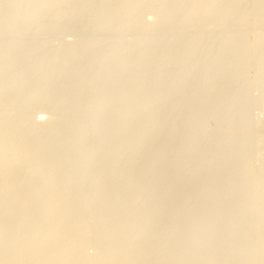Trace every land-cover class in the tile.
<instances>
[{"label": "bare ground", "instance_id": "6f19581e", "mask_svg": "<svg viewBox=\"0 0 264 264\" xmlns=\"http://www.w3.org/2000/svg\"><path fill=\"white\" fill-rule=\"evenodd\" d=\"M3 1V0H2ZM6 1V0H5ZM8 1H10V0H8ZM22 1V0H21ZM33 1V0H32ZM36 1V0H35ZM38 1V0H37ZM62 0H60V2H61ZM76 1V0H75ZM79 1V0H78ZM82 1V0H81ZM89 2H90V0H88ZM102 1V0H101ZM140 1V0H139ZM139 1H137V2H139ZM141 1H143V0H141ZM140 1V2H141ZM162 1V3H161V7L159 6V5H157V6H159L158 8L160 9V10H158V11H160V12H158L157 14H159V15H157L159 18H160V16L161 17H163L162 19L164 20V18L166 19V16H168V15H173L174 13H175V11L177 12L179 9H180V7H178L179 9H177L176 10V6L179 4V5H183V3L182 4H180L177 0L175 1V0H161ZM171 1H175L174 2V4H176L175 5V7H174V9H172V8H170L172 5H174ZM218 0H194L193 2L191 1V3H193V4H188V5H186V7H188V8H190V11H187L189 14H187L188 16L187 17H198L199 19H200V21H202V22H205L206 24H209L211 21H217V23H221V24H223V22H225V21H227L226 19L228 18L227 17V14L229 13V12H235V9L238 7V4H240V2L242 1V0H224V4H220L219 2H217ZM221 1V0H220ZM244 1V0H243ZM251 1V0H250ZM250 1H248V3L250 4ZM264 1V0H263ZM262 0H252V2H251V4H252V7H251V5H250V7H251V10H250V12H249V10H247L246 12L247 13H245V10L243 11L244 12V14L242 13V11L241 10H239V11H241L240 12V14H239V16H238V14H237V16L239 17V18H241V19H243V20H245L246 19V21L249 19V20H251V22H255L256 24H257V26H258V24L259 25H261L262 26V29L260 30V31H258V32H252L253 34L251 35L250 33H249V35H251V37H245V35L243 34H236V35H231L230 34V36H226V35H223V36H226V37H223L222 36V34L220 35V33H219V35H220V37L222 36L223 38L220 40V37H215V39L217 38V40H219V44H217V46H215L216 45V42H217V40L214 42L212 39H213V36H212V38H210L214 43H215V49H217V51L215 52V50H214V54L215 55H212V51L210 50V52H211V55L213 56L212 57V59H210V61H212V64L213 63H215V65H216V63L217 62H215V61H220L219 59H221L222 61H223V63L225 64H223L222 63V61H220L221 62V64H223V66H225V70H224V67H219V66H217L218 68H220L221 70H222V68H223V70L224 71H226V72H228L227 74L228 75H225V76H227V78H226V81H228V83H229V85H231L230 83V81H233L232 82V84L235 86V88L237 89V87H236V85L235 84H237V82L235 83L234 82V80L237 78H233V74H234V70L238 67H242V65H243V62L244 61H242L243 59V57L244 56H251L252 54H253V52H255L256 50L257 51H262V53H261V56H260V53H259V55L257 56L258 58H256V57H253L254 55H252V57L251 58H255V59H258L256 62H258V66L256 65V68H253V71L252 72H254L255 71V69H257L256 71H255V73H252V76H254V78L252 77L251 79H253V84L254 85H252V86H256V89H257V87H259L260 85H263L264 84V5H262V4H264V3H261V2H263ZM4 2V1H3ZM17 2V1H16ZM39 2V4H40V1H38ZM37 2V3H38ZM58 2H59V0H58ZM60 2H59V6H60ZM64 2V1H63ZM80 2V1H79ZM83 2V1H82ZM95 2V1H94ZM119 2H120V5L118 6L119 7V9H118V11L120 10L121 12H122V14H126V13H130L129 12V9L131 8L132 9V7H130V8H128V7H126V4H134V3H132L133 2V0H119ZM144 2H145V0H144ZM149 2H151L150 0H149ZM148 2V3H149ZM153 2V1H152ZM156 2H160V0H158V1H156ZM155 2V3H156ZM176 2H178V4L176 3ZM182 2V1H181ZM183 2H184V0H183ZM188 2H190V1H188ZM221 2H223V1H221ZM244 2H246V1H244ZM12 3V2H11ZM18 3V2H17ZM25 3H27V2H25ZM24 3V4H25ZM35 3V2H34ZM47 3V2H46ZM62 3V2H61ZM154 3V4H155ZM170 3H172V4H170ZM243 3V2H242ZM241 3V4H242ZM247 3V2H246ZM4 4V3H3ZM7 4V3H6ZM14 3H12L11 5H13ZM31 4V3H30ZM36 4V3H35ZM39 4H38V6H39ZM78 4V3H77ZM87 4V3H86ZM102 4V3H101ZM113 4V3H112ZM150 4V3H149ZM157 4V3H156ZM171 6H170V5ZM184 4H186V3H184ZM9 5V4H8ZM16 5V4H15ZM26 5V4H25ZM34 5V4H33ZM42 5V4H41ZM40 5V6H41ZM58 5V4H57ZM83 5V4H82ZM94 5V4H93ZM131 5V6H132ZM140 5H142L141 3H140ZM144 5H146L145 3L143 4V6ZM152 5V4H151ZM191 5V6H190ZM243 5V4H242ZM244 5H245V3H244ZM248 5V4H247ZM2 6V5H1ZM24 6V5H23ZM31 6V5H30ZM29 6V7H30ZM35 6V5H34ZM37 6V5H36ZM37 6V7H38ZM48 6V5H47ZM61 6H63V4L61 5ZM69 6V5H68ZM71 6H73L72 4H71ZM134 6V5H133ZM136 6V5H135ZM142 6V7H143ZM154 6V5H153ZM190 6V7H189ZM3 7V6H2ZM2 7H1V9H2ZM15 7H17V6H15ZM21 7V6H20ZM32 7V6H31ZM56 7V6H55ZM80 7H82V6H79V8ZM84 8H85V6H83ZM88 7V6H87ZM102 7V6H101ZM115 7V6H114ZM243 7V6H242ZM8 8V7H7ZM7 8H4V9H7ZM35 8V7H34ZM33 8V9H34ZM40 8V7H39ZM44 8V7H43ZM47 8H49V7H47ZM77 8H78V6H77ZM116 8V7H115ZM136 8V7H135ZM144 8V7H143ZM157 8V9H158ZM183 9H184V7H182ZM181 8V9H182ZM249 8V7H248ZM26 9H29L28 7L26 8ZM31 9V8H30ZM65 9V8H64ZM71 9V8H70ZM73 9V8H72ZM91 9V8H90ZM89 9V10H90ZM102 9V8H101ZM134 9V8H133ZM146 9H148V8H146ZM173 11H172V10ZM180 9V10H181ZM186 9V8H185ZM185 9L183 10V11H185ZM246 9V8H245ZM19 10H20V8H19ZM22 10H23V8H22ZM42 10V9H41ZM56 10V9H55ZM75 10V9H74ZM79 10V9H78ZM77 10V11H78ZM86 10V9H85ZM96 10V9H95ZM103 10H104V8H103ZM111 10V9H110ZM152 10V9H151ZM175 10V11H174ZM179 10V11H180ZM237 10V9H236ZM243 10V9H242ZM7 11V10H6ZM18 11V10H17ZM21 11V10H20ZM19 11V12H20ZM25 11V10H24ZM58 11V10H57ZM94 11V10H93ZM116 11V10H115ZM117 11V12H118ZM120 11L118 12V13H120ZM138 11V10H137ZM141 11V10H140ZM182 11V12H183ZM21 12H23V11H21ZM41 12V11H40ZM70 13H71V10L69 11ZM81 13L82 12H84V9H83V11H80ZM89 12H91V11H89ZM101 12V11H100ZM132 12V11H131ZM149 12V11H148ZM156 12H157V10H156ZM172 12V13H171ZM174 12V13H173ZM26 13V12H25ZM36 14H37V12H35ZM116 13V12H115ZM132 13H134V12H132ZM185 12H183V13H181V14H184ZM237 13H239V12H237ZM1 14V13H0ZM26 14H28V11H27V13ZM47 14V13H46ZM63 14V13H62ZM76 14V13H75ZM84 14V13H83ZM102 14H103V12H102ZM106 14V13H105ZM140 14H141V12H140ZM146 14H149V13H145V16H146ZM151 14V13H150ZM181 14H179L178 13V15L179 16H182L183 17V15H181ZM236 14V13H235ZM242 14V15H241ZM3 15V14H2ZM13 15V14H12ZM15 15V14H14ZM40 15H41V13H40ZM57 15V14H56ZM59 15V14H58ZM64 15V14H63ZM66 15V14H65ZM69 15H71V14H69ZM79 15V14H78ZM85 15V14H84ZM92 15H93V13H92ZM107 15V14H106ZM130 15H132V14H130ZM240 15H241V17H240ZM61 16V15H60ZM77 16V15H76ZM95 16V15H94ZM101 16V15H100ZM137 16V15H136ZM141 16V15H140ZM139 16V17H140ZM157 16L155 17V18H157ZM165 16V17H164ZM232 16H234V15H232ZM236 16V15H235ZM2 17V16H1ZM28 17V16H27ZM58 17V16H57ZM69 17V16H68ZM74 17V16H73ZM82 17V16H81ZM80 17V18H81ZM96 17V16H95ZM102 18L101 19H103V15L101 16ZM128 17V16H127ZM133 16H131V18H132ZM135 17V16H134ZM169 17V16H168ZM173 17H174V15H173ZM186 17V16H185ZM186 17V19H188ZM3 18H5V17H3ZM18 18V17H17ZM67 18V17H66ZM76 18H79V17H76ZM82 18H84V17H82ZM98 18H99V16H98ZM108 17H106V19H107ZM137 18V17H136ZM146 18H148V17H146ZM145 18V19H146ZM158 18V19H159ZM169 18H172V17H169ZM168 18V19H169ZM176 18V17H175ZM197 18V19H198ZM33 19V18H32ZM48 19V18H47ZM65 19V18H64ZM113 19V18H112ZM111 19V20H112ZM115 19V18H114ZM134 19V18H133ZM140 19V18H139ZM151 19V18H150ZM157 19V20H158ZM174 19V18H173ZM25 20V19H24ZM28 20V19H27ZM58 20H60V18L58 19ZM68 20V19H67ZM66 20V21H67ZM71 20H73V19H71ZM80 20H82V19H80ZM80 20H79V22H80ZM92 20H93V18H92ZM115 20H117V19H115ZM115 20H114V23H115ZM148 20H149V18H148ZM152 20H153V16H152ZM174 20H177V18L176 19H174ZM184 20V19H183ZM193 20H195L194 18H193ZM236 20V19H235ZM240 20V19H239ZM242 20V21H243ZM253 20V21H252ZM29 21V20H28ZM31 21H33V20H31ZM30 21V22H31ZM65 21V22H66ZM90 21V20H89ZM89 21H87V23L89 22ZM95 21H96V18H95ZM106 21V20H105ZM108 21V20H107ZM121 21V20H120ZM134 21H137V20H134ZM160 21V20H159ZM159 21H157V22H159ZM192 21V20H191ZM196 21V20H195ZM231 21V20H230ZM241 21V22H242ZM46 22V21H45ZM59 22V21H58ZM61 22V21H60ZM71 22V21H70ZM69 22V23H70ZM74 22H75V20H74ZM73 22V23H74ZM99 22H100V20H99ZM104 22V21H103ZM118 22V21H117ZM123 22H125V23H127L126 21H123ZM122 22V23H123ZM143 22V21H142ZM142 22H141V25H142ZM156 22V21H155ZM155 22H152L153 24L155 23ZM161 22V21H160ZM168 22V21H167ZM169 22H172V21H170L169 20ZM181 21H179V23H180ZM232 22V21H231ZM235 22L236 21H234L233 23L235 24ZM238 22V21H237ZM240 22V21H239ZM248 22V21H247ZM247 22H244L245 24L247 23ZM250 22V21H249ZM250 22V23H251ZM5 23H7V22H5ZM11 23V22H10ZM15 23H16V21H15ZM49 23V22H48ZM48 23H47V25H48ZM53 23V22H52ZM105 23V22H104ZM103 23V24H104ZM145 23V22H144ZM175 23V22H174ZM177 23V22H176ZM204 23V24H205ZM226 23H228V21L226 22ZM230 23V22H229ZM228 23V24H229ZM243 23V24H244ZM2 24V23H1ZM13 24V23H12ZM18 24V23H17ZM33 24V23H32ZM31 24V25H32ZM100 24V23H99ZM107 24V23H106ZM137 24H139V23H137ZM172 24H173V22H172ZM194 24H197V23H195L194 22ZM199 24V23H198ZM201 24H203V23H201ZM205 24V25H206ZM214 24V23H213ZM232 24V23H231ZM237 25H238V23H236ZM235 24V25H236ZM243 24H241L242 25V27H243ZM252 24V23H251ZM254 24V23H253ZM256 24H254V26L256 25ZM39 25V24H38ZM54 25V24H53ZM75 25V24H74ZM73 25V26H74ZM79 25V24H78ZM81 25V24H80ZM109 25V24H108ZM116 25V24H115ZM118 25V24H117ZM124 25V24H123ZM122 25V26H123ZM140 25V26H141ZM146 25H147V23H146ZM155 25V24H154ZM157 25V24H156ZM190 25V24H189ZM210 25V24H209ZM211 25H212V23H211ZM217 25V24H216ZM219 25V24H218ZM11 26V25H10ZM66 26V25H65ZM72 26V27H73ZM90 26V25H89ZM125 26V25H124ZM123 26V27H124ZM128 26H130V25H128ZM148 26V25H147ZM146 26V27H147ZM170 26V25H169ZM175 26V25H174ZM181 26H182V24H181ZM188 26V25H187ZM198 26V25H197ZM200 26V25H199ZM198 26V27H199ZM204 26V25H203ZM206 26H208V25H206ZM213 26V25H212ZM211 26V27H212ZM223 26V25H222ZM232 26V25H231ZM230 26V27H231ZM251 26V25H250ZM5 27V26H4ZM34 27V26H33ZM32 27V28H33ZM38 27V26H37ZM78 27V26H77ZM81 27V26H80ZM93 27H94V25H93ZM96 27V26H95ZM118 27H120V26H118ZM134 27V26H133ZM139 27V26H138ZM149 27H151V26H149ZM158 27V26H157ZM160 27V26H159ZM171 27V26H170ZM173 27V26H172ZM190 27H191V25H190ZM200 27H202V25L200 26ZM225 27H226V24H225ZM227 27H228V25H227ZM226 27V28H227ZM237 27H239V26H237ZM246 26H244V28H245ZM253 27V26H252ZM13 28V27H12ZM16 28V27H15ZM49 27H47V29H48ZM67 28H68V26H67ZM74 28V27H73ZM104 28V27H103ZM105 28H106V26H105ZM105 28H104V30H105ZM135 28H136V26H135ZM141 28V27H140ZM155 28V27H154ZM162 28V27H161ZM188 28V27H187ZM221 28V27H220ZM233 28H235V27H233ZM7 29H9V28H7ZM6 29V30H7ZM23 29V28H22ZM37 29V28H36ZM40 29V28H39ZM58 29V28H57ZM75 29V28H74ZM76 29H78V28H76ZM83 29V28H82ZM88 29V28H87ZM86 29V30H87ZM107 29V28H106ZM114 29V28H113ZM116 29V28H115ZM118 29V28H117ZM120 30H121V28H119ZM125 29H126V27H125ZM129 29V28H128ZM134 29V28H133ZM163 29V28H162ZM168 29L169 28H167V30L166 31H168ZM172 29H174V28H172ZM189 29H191V28H189ZM200 29V28H199ZM207 29V28H206ZM209 29H216V28H210V26H209V28H208V30ZM229 29V28H228ZM232 29V28H231ZM237 29V28H236ZM236 29H234V30H236ZM239 29V28H238ZM242 29V28H241ZM246 29V28H245ZM258 29V28H257ZM4 30V29H3ZM15 30V29H14ZM25 30H27V29H25ZM65 30V29H64ZM99 30H100V28H99ZM98 30V31H99ZM103 30V29H102ZM109 30V29H108ZM119 30V31H120ZM123 30V29H122ZM129 30H131V29H129ZM128 30V31H129ZM137 30H140V29H137ZM149 30V29H148ZM171 30V29H170ZM169 30V31H170ZM177 30V29H176ZM194 30H195V28H194ZM252 30V29H251ZM254 30H255V28H254ZM9 31V30H8ZM10 31H11V28H10ZM50 31V30H49ZM60 31V30H59ZM72 31V30H71ZM75 31V30H74ZM90 30H88V32H89ZM101 31V30H100ZM109 31H112V30H109ZM118 31V32H119ZM150 31V30H149ZM179 31V30H178ZM177 31V32H178ZM184 31V30H183ZM188 31V30H187ZM210 31V30H209ZM212 31V30H211ZM231 31V30H230ZM237 31V30H236ZM241 31V30H240ZM18 32V31H17ZM34 32V31H33ZM45 32V31H44ZM47 32V31H46ZM66 32V31H65ZM77 32H79V31H77ZM76 32V33H77ZM81 32V31H80ZM83 32V31H82ZM87 32V33H88ZM92 32V31H91ZM116 32H117V30H116ZM117 32V33H118ZM185 32V31H184ZM193 33H194V31H192ZM200 32V31H199ZM6 33V32H5ZM20 33V32H19ZM42 33V32H41ZM54 33V32H53ZM62 33V32H61ZM72 33V32H71ZM93 33H94V31H93ZM175 33V32H174ZM191 33V32H190ZM207 33V32H206ZM224 33H225V31H224ZM1 34V33H0ZM7 34V33H6ZM24 34V33H23ZM39 34H40V32H39ZM44 34V33H43ZM72 34H74V33H72ZM81 34V33H80ZM91 34V33H90ZM147 34V33H146ZM183 34V33H182ZM196 34V33H195ZM215 34V33H214ZM217 34V33H216ZM229 33L227 32V35H228ZM233 34V33H232ZM22 35V34H21ZM52 35V34H51ZM81 35H83V34H81ZM87 35V34H86ZM170 35V34H169ZM176 35V34H175ZM207 35V34H206ZM212 35V34H211ZM218 35V36H219ZM33 36V35H32ZM39 36V35H38ZM93 36V35H92ZM117 36V35H116ZM158 36H161V35H158ZM174 36V35H173ZM180 36V35H179ZM192 36H193V34H192ZM216 36V35H215ZM1 37V36H0ZM18 37H19V35H18ZM21 37V36H20ZM19 37V38H20ZM53 37H54V35H53ZM67 37V36H66ZM69 37V36H68ZM76 37V36H75ZM105 37H107V36H105ZM112 37V36H111ZM154 37V36H153ZM166 37H168V36H166ZM207 37V36H206ZM79 38V37H78ZM109 38V37H108ZM170 38H172V37H170ZM183 38V37H182ZM195 38V37H194ZM202 38L203 37H201V40H202ZM3 39V38H2ZM10 39V38H9ZM22 39V38H21ZM46 39V38H45ZM50 39H51V37H50ZM84 39H85V36H84ZM147 39V38H146ZM145 39V40H146ZM154 39V38H153ZM162 39V38H161ZM160 39V40H161ZM184 39H186V38H184ZM184 39H182V40H184ZM11 40V39H10ZM10 40H8V41H10ZM12 40H15V39H12ZM11 40V41H12ZM27 40V39H26ZM44 40V39H43ZM65 40V39H64ZM79 40V39H78ZM77 40V41H78ZM123 40H124V38H123ZM130 40V39H129ZM143 40H144V38H143ZM150 40H151V38H150ZM173 40V39H172ZM175 41H176V39H174ZM179 40V39H178ZM182 40H180V42L182 41ZM187 40V42L189 41V43L193 40L194 41V39H193V37H190L189 38V35H188V38L186 39ZM186 40H184L185 42H186ZM199 41H200V39H198ZM211 40H210V42H211ZM0 41L1 42H3V40H1L0 39ZM4 41H6V40H4ZM11 41H10V44L9 45H11ZM22 41V40H21ZM28 41V40H27ZM80 41H81V39H80ZM86 41V40H85ZM106 41V40H105ZM108 41V40H107ZM119 41V40H118ZM117 41V42H118ZM142 41V40H141ZM147 41V40H146ZM152 41V40H151ZM156 41V40H155ZM154 41V42H155ZM174 41V42H175ZM204 41V40H203ZM127 42V41H126ZM130 42V41H129ZM149 42V41H148ZM160 42V41H159ZM163 42H164V40H163ZM165 42H167V40L165 41ZM177 42V41H176ZM176 42H175V44H176ZM179 42V43H180ZM183 42V41H182ZM182 42L180 43L182 46H183V44H182ZM196 42H198L197 40H196ZM204 42H207V41H204ZM213 42H211V44L213 43ZM4 43V42H3ZM19 43V42H18ZM28 43V42H27ZM48 43V42H47ZM51 43V42H50ZM63 43V42H62ZM66 43V42H65ZM77 43V42H76ZM83 43V42H82ZM101 43V42H100ZM110 43H112V42H110ZM114 43V42H113ZM121 43V42H120ZM119 43V44H120ZM152 43V42H151ZM194 43H195V41H194ZM200 43V45L199 46H201V42H199ZM213 43V44H214ZM78 44V43H77ZM76 44V45H77ZM97 44V43H96ZM116 44H118V43H116ZM124 44V43H123ZM126 44V43H125ZM128 44V43H127ZM131 44H133V42L131 43ZM140 44V43H139ZM143 44H146V43H143ZM150 44V43H149ZM158 44V43H157ZM156 44V45H157ZM179 44V45H180ZM197 44V43H196ZM23 45V44H22ZM29 45V44H28ZM51 45V44H50ZM80 46H79V48L81 47V44H79ZM93 45H95L94 43H93ZM104 45V44H103ZM128 45H130V44H128ZM174 45V44H173ZM177 45H178V43H177ZM177 45H176V47H177ZM178 46L177 48H179V47H181L182 48V46ZM190 45H192V42H191V44ZM210 45V44H209ZM209 45H207L206 46V48L209 46ZM4 46V45H3ZM7 46V45H6ZM6 46H5V48H6ZM24 46H26V44L24 45ZM32 46V45H31ZM64 46V45H63ZM71 46V45H70ZM78 46V45H77ZM99 46V45H98ZM102 46V45H101ZM105 46V45H104ZM103 46V47H104ZM121 46V45H120ZM132 46V45H131ZM134 46V45H133ZM132 46V47H133ZM150 46V45H149ZM153 46V45H152ZM158 46H159V44H158ZM172 46V45H171ZM188 46V45H187ZM202 46H204V45H202ZM201 46V47H202ZM34 47V46H33ZM75 46H73V48H74ZM84 47H87L86 45L84 46ZM114 47V46H113ZM126 47V46H125ZM130 47V46H129ZM134 47H136V45L134 46ZM141 47V46H140ZM139 47V48H140ZM142 47H144V46H142ZM148 47V46H147ZM147 47H145V50L144 51H146V48ZM151 47V46H150ZM160 47V46H159ZM176 47H175V49H176ZM184 47H185V45H184ZM190 48L192 47V46H189ZM198 47V46H197ZM9 48V47H8ZM30 48V47H29ZM66 48V47H65ZM77 48V47H76ZM76 48H74L75 50H78V49H76ZM93 48V47H92ZM91 48V49H92ZM100 48H102V47H100ZM161 48V47H160ZM162 48H163V46H162ZM161 48V49H162ZM173 48V47H172ZM180 48V49H181ZM187 48V47H186ZM205 48V49H206ZM212 48V47H211ZM1 45H0V51H1ZM13 49V47L11 46V48H9L8 50H12ZM26 50L28 49V48H25ZM24 49V50H25ZM68 49V48H67ZM74 49H72V50H74ZM81 49H85V48H81ZM87 49V48H86ZM103 49V48H102ZM101 49V50H102ZM110 49V48H109ZM109 49H108V47H107V50L109 51ZM112 49V48H111ZM117 49V48H116ZM154 50L153 48H150V50ZM155 49H157L156 47H155ZM164 49V48H163ZM194 49V48H193ZM198 49H200V47L198 48ZM209 49H210V47H209ZM25 50V51H26ZM45 50V49H44ZM98 50V49H97ZM125 50V49H124ZM132 50V49H131ZM130 50V51H131ZM136 50V49H135ZM135 50H134V53L133 54H136L135 53ZM149 49L146 51L147 53L150 51ZM151 50V51H152ZM166 50H167V52H168V49L166 48ZM171 51H172V49H170ZM174 50V49H173ZM191 50V49H190ZM29 51V50H28ZM36 51H38V50H36ZM46 51V50H45ZM49 51H50V49H49ZM48 51V52H49ZM54 51V50H53ZM59 50H57V52H58ZM81 51V50H80ZM80 51H78V53H77V56H78V54L80 53ZM85 51V50H84ZM142 51H143V49H142ZM142 51L139 49V52H141L142 53ZM143 51V52H144ZM151 51H150V53H151ZM171 51H169V52H171ZM178 51V50H177ZM181 51H183V50H181ZM180 51V52H181ZM193 51V50H192ZM191 51V52H192ZM194 51H195V49H194ZM198 51V50H197ZM207 51V50H206ZM209 51V50H208ZM2 52V54H3V51H1ZM6 52H8L7 50L5 51V53ZM12 52V51H11ZM21 52V51H20ZM63 52V51H62ZM76 52V51H75ZM86 52H87V50H86ZM98 52H99V50H98ZM102 52V51H101ZM100 52V53H101ZM118 52V51H117ZM119 52H121L122 53V50L121 51H119ZM138 52V51H137ZM146 52H145V54H146ZM155 52V51H154ZM166 52V51H165ZM179 52V53H180ZM196 52V51H195ZM209 52V53H210ZM13 53H14V51H13ZM12 53V54H13ZM27 53V52H26ZM37 53V52H36ZM39 54H40V52H38ZM45 53H47V51L45 52ZM66 53V52H65ZM70 53V52H69ZM68 53V54H69ZM73 53V52H72ZM82 53V52H81ZM108 53V52H107ZM157 53H158V51H157ZM161 53V52H160ZM174 53V52H173ZM172 53V54H173ZM176 53V52H175ZM184 53V52H183ZM189 53V52H188ZM200 53V52H199ZM202 53V52H201ZM204 53V52H203ZM208 53V54H209ZM256 53V52H255ZM258 53V52H257ZM1 54V53H0ZM1 54V55H2ZM8 54V53H7ZM19 55H20V53H18ZM23 54V53H22ZM30 54V53H29ZM33 54H34V52H33ZM42 54V53H41ZM40 54V55H41ZM50 54V53H49ZM48 54V55H49ZM53 54V53H52ZM63 54V53H62ZM67 54V56H70V55H68ZM84 54H86V53H84ZM97 54V53H96ZM95 54V55H96ZM105 54V53H104ZM109 54V53H108ZM118 54V53H117ZM123 54V53H122ZM129 54H130V52H129ZM149 54V53H148ZM153 54V53H152ZM151 54V55H152ZM162 54V53H161ZM194 54V53H193ZM9 55V54H8ZM6 55V58L7 57H9V56H11V55ZM14 55V54H13ZM39 55V56H40ZM57 55V54H56ZM72 55V54H71ZM83 55V54H82ZM101 56H102V54H100ZM107 55V54H106ZM136 55H138V54H136ZM151 55L150 56H148L147 55V57H151ZM164 55V54H163ZM176 55H178V52H177V54ZM181 55H182V53H181ZM195 55V54H194ZM202 55V54H201ZM204 55V54H203ZM211 55H208V56H206V57H208V60H209V56L211 57ZM4 56V55H3ZM18 56V55H17ZM59 56V55H58ZM74 56H76V55H72V56H70V59H71V57L73 58ZM76 56V57H77ZM105 56V55H104ZM108 56V55H107ZM111 56V55H110ZM124 56H126V55H124ZM129 56H131V55H129ZM133 56V55H132ZM141 56V55H140ZM156 56V55H155ZM162 56V55H161ZM169 56V55H168ZM187 56H189L188 54H187ZM248 56V57H249ZM1 57V56H0ZM14 57V56H13ZM12 57V58H13ZM21 57H22V55H21ZM32 57V56H31ZM35 57V56H34ZM37 57V56H36ZM43 57H44V55H43ZM43 57H38L39 58V60L41 59V58H43ZM76 57L75 58H73V60L74 59H76ZM97 57V56H96ZM100 57V56H99ZM99 57H97V58H99ZM103 57V56H102ZM152 57H154V54H153V56ZM159 57H160V54H159ZM173 57V56H172ZM177 57V56H176ZM175 56H174V59L176 58ZM182 57H183V55H182ZM185 57L186 56H184V59H185ZM190 57H192V56H190ZM196 57V56H195ZM204 57H205V55H204ZM203 57V58H204ZM23 58V57H22ZM22 58H20L19 57V59H17V57L15 56L13 59L14 60H20V59H22ZM53 58V57H52ZM58 58L59 57H57V62L59 61L58 60ZM61 58V57H60ZM77 58H79V57H77ZM82 58V57H81ZM83 58H85V57H83ZM108 58V57H107ZM110 58V57H109ZM116 58V57H115ZM118 58H120V57H118ZM139 58V57H138ZM145 58V57H144ZM187 58V57H186ZM194 58V57H193ZM245 58V57H244ZM9 59V58H8ZM11 59V58H10ZM44 59V58H43ZM47 59V58H46ZM63 59V58H62ZM68 59V58H67ZM80 59V58H79ZM87 59V58H86ZM126 59V58H125ZM124 59V60H125ZM130 59H132V58H130ZM134 59V58H133ZM132 59V60H133ZM154 59V58H153ZM157 59H158V56H157ZM162 59H164L163 57H162ZM162 59H160L161 61H162ZM183 58L181 59V57L180 58H177V61H178V63H181V62H183V60H184ZM192 59V58H191ZM199 59H201V58H199ZM206 59V58H205ZM255 59H253L254 61H255ZM3 60H5V59H3ZM17 60L15 61L16 63H17ZM25 60H26V58H25ZM24 60V61H25ZM27 60H30V58L28 59L27 58ZM26 60V61H27ZM32 60H34V59H32ZM38 60V59H37ZM36 59L34 60V61H36V62H38ZM51 60V59H50ZM53 60V59H52ZM69 60V59H68ZM83 60V59H82ZM100 61H101V59H99ZM98 60V61H99ZM113 60V59H112ZM117 60V59H116ZM123 60V59H122ZM135 60V59H134ZM140 60H142V58H140ZM139 60V61H140ZM155 60H156V58H155ZM159 60V61H160ZM166 60V59H165ZM172 61H175V60H173V59H171ZM195 60V59H194ZM246 61H248V63L247 62H244L245 64L244 65H247V64H250L251 65V62H252V60H250V63H249V60H247V58L245 59ZM7 61V60H6ZM11 61V60H10ZM22 61H23V59H22ZM41 62H39L38 64H40L41 65V63H42V60H40ZM46 61H48V60H46ZM45 61V62H46ZM61 61V60H60ZM70 61H72V60H69V62ZM75 61V60H74ZM78 61V60H77ZM77 61H75V62H77ZM110 61V60H109ZM115 61V60H114ZM119 61V60H118ZM121 61V60H120ZM120 61H119V64H120ZM151 61V60H150ZM153 61V60H152ZM192 61V60H191ZM253 61V62H254ZM1 62V64H2V60L0 61ZM3 62H5V61H3ZM12 62V61H11ZM43 62H44V60H43ZM53 62V61H52ZM56 62V63H57ZM68 62V61H67ZM69 62H68V64H69ZM74 62V63H75ZM82 62V61H81ZM89 62V61H88ZM95 61H93V63H94ZM108 62V61H107ZM124 62V61H123ZM122 61H121V63H123ZM128 62V61H127ZM130 62V61H129ZM133 62V61H132ZM135 62V61H134ZM140 62H142V61H140ZM186 62V61H185ZM189 62H190V60H189ZM193 62V61H192ZM195 62H197V61H195ZM194 62V63H195ZM199 62H201V61H199ZM206 62V61H205ZM220 62H218L219 64H220ZM6 63H8L7 64V66L9 67V62H5V64ZM55 63V62H54ZM62 63V62H61ZM66 63V62H65ZM77 63H79V62H77ZM83 63V62H82ZM85 63V62H84ZM98 63V62H97ZM97 63H94V64H97ZM106 63V62H105ZM112 63H113V61H112ZM125 63V62H124ZM162 63V62H161ZM168 63H169V61H168ZM247 63V64H246ZM4 64V63H3ZM4 64V65H5ZM15 64V63H14ZM50 65H51V63H49ZM60 64V63H59ZM106 64H108V63H106ZM135 64V63H134ZM139 64V62L137 63V65ZM141 64V63H140ZM150 64V63H149ZM164 64V63H163ZM163 64H160V65H158V66H162ZM193 64V63H192ZM211 64V62L209 63V66L211 65V68H212V65ZM4 65H0V67L2 66V67H4L5 68V66ZM21 65H25L24 63L23 64H21ZM70 65V64H69ZM71 65H74L73 63L71 64ZM83 65V64H82ZM84 65H86V64H84ZM127 65H128V63H127ZM143 65H144V63H143ZM151 65V64H150ZM149 65V66H150ZM152 65H155V64H153V62H152ZM152 65L150 66V67H152ZM174 65V64H173ZM172 65V66H173ZM188 65L189 66H191V64L190 63H188ZM187 65V66H188ZM194 65V64H193ZM197 65V64H196ZM207 65H208V63H207ZM218 65V64H217ZM11 66V65H10ZM20 66V65H19ZM19 66H17V67H19ZM66 66H67V64H66ZM99 66H100V63H99ZM101 66L103 67L104 65L101 63ZM109 66L110 65H108V68H109ZM112 66H115V65H112ZM122 67H123V65H121ZM126 66V65H125ZM133 67H134V65H132ZM209 66L207 67V68H209ZM248 66V65H247ZM13 66H11L10 68H12ZM17 67H15V68H17ZM29 67V66H28ZM34 66H32L31 67V70H33L32 68H33ZM45 67V66H44ZM62 67V66H61ZM61 67H60V70H61ZM69 67V66H68ZM71 67V66H70ZM75 67V66H74ZM73 67V68H74ZM83 67V66H82ZM130 66L128 65V68H129ZM149 67V68H150ZM155 67H157L156 65H155ZM167 67V66H166ZM179 67H180V65H179ZM192 67V66H191ZM191 67H189L190 69H191ZM196 67H198V66H196ZM200 67L201 66H199V69H200ZM203 67V66H202ZM216 67V66H215ZM236 67V68H235ZM244 67V66H243ZM253 67V66H252ZM27 68V67H26ZM25 68V69H26ZM42 68V67H41ZM46 68V67H45ZM49 68V67H48ZM47 68V69H48ZM59 68V67H58ZM63 68L65 69L66 67H64L63 66ZM86 68V67H85ZM95 68V67H94ZM108 68H106V70L108 69ZM113 68H115V67H113ZM113 68H112V70H113ZM121 68V67H120ZM128 68H127V70H128ZM136 68V67H135ZM134 68V69H135ZM141 69H143L142 67H140ZM145 68V67H144ZM149 68H147V69H149ZM158 68V69H157ZM156 69H154V71L153 72H155L154 74H155V78L157 79H161V77H162V79L164 80L165 79V77H167L168 76V74L166 75V70H165V72H164V68H163V72H162V69L160 70L159 69V67H157ZM169 68V67H168ZM176 68V67H175ZM182 68V66L180 67V69ZM184 68V67H183ZM188 68V69H189ZM245 69L247 68L246 66L244 67ZM249 68H251L250 66H249ZM9 69V68H8ZM7 69V70H8ZM30 69V68H29ZM44 69V68H43ZM43 69H42V71H43ZM53 69V68H52ZM57 69V68H56ZM67 69V68H66ZM84 69V68H83ZM118 69V68H117ZM123 69H125V68H123ZM137 70H138V66H137V68H136ZM186 69V68H185ZM187 69V70H188ZM194 69V68H193ZM197 69V68H196ZM199 69L197 70V71H199ZM240 69V68H239ZM243 68H241V70H242ZM245 69H244V71H245ZM5 70H6V68H5ZM16 70V69H15ZM15 70H14V72H15ZM18 70V69H17ZM19 70H21V68H19ZM28 70V69H27ZM37 70H39L38 72L39 73H41L40 71H41V69H37ZM49 70V69H48ZM55 70V69H54ZM53 70V71H54ZM60 70H59V72H58V70H57V72L58 73H60ZM100 70V69H99ZM99 70H98V72H99ZM102 70V69H101ZM105 70V69H104ZM130 70H132V68L130 69ZM146 70V69H145ZM152 70H153V68H152ZM174 70V69H173ZM176 70H178V68L176 69ZM187 70H185V71H187ZM218 70V69H217ZM238 70V69H237ZM237 70L235 71L236 72V75L239 73V72H237ZM248 70V69H247ZM10 71H11V69H10ZM26 71V70H25ZM52 71V70H51ZM114 71V70H113ZM116 71H118V70H116ZM135 71V70H134ZM141 71V70H140ZM169 72H170V69L168 70ZM181 71V70H180ZM184 71V72H185ZM190 71V70H189ZM196 70H194V72H195ZM196 71V72H197ZM202 71H203V69H202ZM209 71V70H208ZM224 71H222V72H224ZM33 72H36V73H38L37 71H33ZM44 72V71H43ZM46 72H48V71H46ZM45 72V73H46ZM50 72V71H49ZM73 71H71V72H69V73H72ZM97 72V73H98ZM101 72V71H100ZM107 72V71H106ZM108 72H109V70H108ZM112 72V71H111ZM115 72V71H114ZM121 72V71H120ZM123 72V71H122ZM121 72V74L123 75L124 73H122ZM125 72V71H124ZM127 72V71H126ZM129 72V71H128ZM135 72H137V71H135ZM183 72V73H184ZM193 72V73H194ZM218 72V71H217ZM216 72V73H217ZM222 72H220L221 74H222ZM225 72V73H226ZM246 72V71H245ZM244 72V73H245ZM11 73H13V71L11 72ZM16 73H18V71L16 72ZM20 73H22V71L20 72ZM140 73V72H139ZM144 73H146V72H144ZM147 73H150V72H148V70H147ZM147 73L145 74L146 76H147ZM163 73H164V75H166L165 77H164V75H163ZM176 73V71H174V74ZM181 73V72H180ZM180 73H178V74H180ZM182 73V74H183ZM186 74H187V72H185ZM192 72L190 71V74H191ZM200 73V72H199ZM208 73V72H207ZM240 73H242V72H240ZM239 73V74H240ZM244 73H242V74H244ZM1 74H3V75H1V76H4V75H6V76H8V80L9 79H11L10 77H12V76H10L9 77V75H8V71L6 72L5 71V73H1ZM50 74H52L51 72L48 74V75H50ZM77 74V73H76ZM75 74V75H76ZM83 74H85V70H84V73ZM87 74V73H86ZM85 74V75H86ZM93 74H95V73H93ZM109 74H110V72H109ZM112 74H113V72H112ZM115 74H116V72H115ZM118 75H119V73H117ZM117 74H116V76H114V79L115 78H117ZM121 74L119 75V76H121ZM130 74V73H129ZM133 74V73H132ZM135 74V73H134ZM142 74V73H141ZM140 74V75H141ZM153 74V73H152ZM171 74H172V72H171ZM170 74V75H171ZM177 74V73H176ZM182 74H180V75H182ZM202 74V73H201ZM204 74V73H203ZM209 74H210V72H209ZM218 74H219V72H218ZM218 74H216V75H218ZM255 74V75H254ZM11 75V74H10ZM13 75V74H12ZM17 75V74H16ZM19 75V74H18ZM17 75V76H18ZM21 75V74H20ZM22 75H25V74H22ZM29 74H27V77H29L28 76ZM32 75H33V73H32ZM31 74H30V76H32ZM47 75V74H46ZM53 75V74H52ZM70 75V74H69ZM74 75V76H75ZM98 75H99V73H98ZM101 75H102V73H101ZM126 75H128V74H126ZM150 75H151V73H150ZM195 75V74H194ZM196 75H198V74H196ZM215 75V74H214ZM245 75H249V74H245ZM26 76V75H25ZM34 76V75H33ZM37 76H40V75H37ZM43 76H45V74L43 75ZM87 76V75H86ZM88 76H89V73H88ZM135 77H137V76H139L138 74H137V76H136V74L134 75ZM143 76V75H142ZM154 75H152V77L151 78H154L153 77ZM178 75H176V77H177ZM183 76H185L184 74H183ZM190 76V75H189ZM192 77H193V74L191 75ZM218 76H220V75H218ZM225 76H224V78H225ZM15 76L13 75V78H14ZM26 77V78H27ZM35 77V76H34ZM59 77V76H58ZM80 77V76H79ZM82 77V76H81ZM80 77V78H81ZM85 77V76H84ZM91 77H92V75H91ZM106 77V76H105ZM107 77H108V75H107ZM111 77V76H110ZM113 77V76H112ZM122 77V78H121ZM120 77V79H122V80H124L123 79V76H121ZM134 77V78H135ZM145 77V76H144ZM144 77H142V79H143V81H144ZM148 77H149V74H148ZM170 76H168V78H169ZM172 77V76H171ZM179 77V76H178ZM191 77V78H192ZM196 77V76H195ZM241 77H243V75H241ZM25 78V77H24ZM26 78L24 79L25 80V83H26V85L28 84L27 82H26ZM83 78V77H82ZM86 78V77H85ZM119 78V77H118ZM125 78V77H124ZM131 78V77H130ZM141 77H137V79H140ZM147 78V77H146ZM145 78V79H146ZM168 78H166V79H168ZM173 78V77H172ZM183 77H181V79H182ZM199 78V77H198ZM215 78V77H214ZM239 78V77H238ZM248 78H250V77H248ZM14 79H16V77L14 78ZM21 79H22V77H21ZM30 79V78H29ZM35 79H38V80H40L39 78H36L35 77ZM35 79H33V80H35ZM42 79H43V77H42ZM42 79H41V81H42ZM45 80H46V78H44ZM43 79V80H44ZM51 79V78H50ZM63 79V78H62ZM109 79V78H108ZM108 79H107V81H108ZM111 79V78H110ZM120 79H116L117 80V82H119V80ZM132 79V78H131ZM130 79V80H131ZM136 78H135V80L134 79H132V80H134V81H136L137 80ZM142 79H140L141 81L140 82H143L142 81ZM165 79V80H166ZM189 79V78H188ZM188 79H186V80H188ZM234 79V80H233ZM240 80H241V78H239ZM245 79H247V77L245 78ZM244 79V80H245ZM23 80V79H22ZM47 80H49V79H47ZM52 80H53V78H52ZM56 80V79H55ZM58 80H59V78H58ZM61 80V79H60ZM72 80V79H71ZM77 80H78V77H77ZM97 80V79H96ZM116 80H114V81H116ZM127 80V79H126ZM129 80V79H128ZM149 80V79H148ZM151 80V79H150ZM155 80V79H154ZM164 80V81H165ZM176 80H178V79H176ZM175 80V81H176ZM183 80V79H182ZM197 80V79H196ZM199 80V79H198ZM202 80V79H201ZM221 80H222V77H221ZM243 80V81H244ZM16 81H17V79L16 80H14V83L16 84ZM21 81V80H20ZM19 81V82H20ZM28 81V80H27ZM51 81V80H50ZM70 81V80H69ZM69 81H67V82H69ZM73 81V80H72ZM71 81V82H72ZM76 81V80H75ZM74 81V82H75ZM88 81V80H87ZM104 81H105V79H104ZM139 81V80H138ZM167 81V80H166ZM170 81V80H169ZM178 81H180V79L178 80ZM177 81V82H178ZM209 81V80H208ZM214 81V80H213ZM224 81H225V79H224ZM238 81V80H237ZM248 81V80H247ZM250 81V80H249ZM9 82V81H8ZM7 82V80L5 81V83L7 84L8 83ZM11 82V81H10ZM8 83L7 85V87H8V90H7V87H6V90H7V92H9L10 90H9V88L10 89H12L13 87H14V85H13V87H12V84H14V83ZM13 82V81H12ZM19 82H18V84H17V87H18V91H19V89H22V88H20L19 87ZM24 82V81H23ZM22 82V83H23ZM31 82V81H30ZM38 82V81H37ZM43 82V81H42ZM41 82V83H42ZM52 82V81H51ZM50 82V83H51ZM66 82V79H65V81H64V83ZM77 82V81H76ZM78 82H81V81H78ZM95 82V81H94ZM120 82H122V81H120ZM129 82V81H128ZM128 82H126V84L128 83ZM130 82H132V81H130ZM129 82V84L130 85H126V88H127V86H130V87H132L131 85L133 84V83H130ZM145 82H147V80H145ZM144 82V83H145ZM162 82V81H161ZM160 82V83H161ZM182 82V81H181ZM181 82H178V83H181ZM193 82V81H192ZM204 82V81H203ZM206 82V81H205ZM210 83H211V81H209ZM223 82V81H222ZM240 82V81H239ZM246 82V81H245ZM245 82H244V84H245ZM251 82H252V80H251ZM1 83V82H0ZM5 83H3V85H5ZM44 83H45V81H44ZM49 83V82H48ZM61 82L59 81V84H60ZM82 83V82H81ZM85 83V82H84ZM103 83H105V82H103ZM102 83V84H103ZM123 83V82H122ZM124 83H125V81H124ZM139 83V82H138ZM138 83H136V85L138 84ZM157 83V82H156ZM155 83V84H156ZM158 83H159V81H158ZM163 83V82H162ZM165 83V82H164ZM176 83V82H175ZM183 83V82H182ZM188 83V82H187ZM198 83H199V81H198ZM242 84H243V82H241ZM250 83V82H249ZM2 84V83H1ZM1 84H0V86H1ZM9 84H11V86L9 85ZM24 84V83H23ZM45 84H47V81H46V83ZM55 84V83H54ZM62 84V83H61ZM60 84V85H61ZM66 84V83H65ZM64 84V85H65ZM97 84V83H96ZM99 84H100V81H98V86H99ZM106 84V83H105ZM112 84V83H111ZM140 84V83H139ZM143 84V83H142ZM141 84V85H142ZM168 84V83H167ZM172 84H174V82L172 83ZM195 84H196V82H195ZM205 84V83H204ZM208 84V83H207ZM218 84V83H217ZM225 84V83H224ZM244 84H243V86H244ZM22 85V84H21ZM25 85V84H24ZM37 85H39V84H37ZM50 85V84H49ZM52 85V84H51ZM58 85V84H57ZM71 86L72 85H74L73 84V82H72V84H70ZM70 85H69V87H70ZM75 85H76V83H75ZM77 85H78V83H77ZM76 85V86H77ZM82 85V84H81ZM86 85H87V83H86ZM88 85H90V84H88ZM101 85V84H100ZM107 85H109V83L107 84ZM135 85V84H134ZM134 85H133V88H134ZM144 85H146V84H144ZM164 85V84H163ZM162 85V86H163ZM165 85H166V83H165ZM182 85V84H181ZM185 85H186V82H185ZM190 85V86H189ZM189 85L187 84V87L189 86L190 87V92H191V90H193L194 88L192 87V89H191V84H190V82H189ZM196 85H198V84H196ZM232 85V86H233ZM247 85V84H246ZM10 86V87H9ZM28 86V85H27ZM26 86V87H27ZM66 86L68 87V85L66 84ZM65 86V87H66ZM80 86V85H79ZM79 86H77V87H79ZM85 86V85H84ZM93 86H95V85H93ZM106 86V85H105ZM112 86V85H111ZM115 86V85H114ZM118 86H120V87H122L121 85H118ZM138 86V85H137ZM150 86V85H149ZM158 87L159 86H161V85H157ZM171 86V85H170ZM170 86H168V87H170ZM175 86V85H174ZM176 86H177V84H176ZM175 86V87H176ZM193 86V85H192ZM205 86H206V84H205ZM210 86H211V84H210ZM210 86H209V88H207V87H204V88H207L205 91H207L206 92V94H205V98L207 99V101H208V103L207 104H205V106H207L208 105V107H211L210 106V101L211 100H213V106L214 105H216L215 103L216 102H214V100L216 99L215 97H221L222 98V100L223 99H226V100H231V101H229V104L228 103H226V100H224V102L226 103H224L223 102V105H224V109H225V107H226V112L228 111V113L230 112L231 113V110H233V111H236V106H238L239 105V100H237V104L238 105H236L235 106V108H233V106H232V103H234V102H232V101H236L235 99H236V97H239V95L240 94H238L237 95V92L239 91V90H242V88L241 89H238L237 91H236V89L234 88V89H232V87H231V90H235L234 92L233 91H230V90H228L227 89V91H230V92H227V91H225L226 90V86H228V84L226 85V86H224V87H226L225 89L224 88H222V87H220L219 86V88L217 89H214V88H210ZM233 86V87H234ZM12 87V88H11ZM31 87V86H30ZM52 87V86H51ZM54 87V86H53ZM66 87V88H67ZM75 87V86H74ZM83 87V86H82ZM124 87V86H123ZM147 87H148V85H147ZM164 87V86H163ZM163 87H159L160 89L161 88H163ZM172 87V86H171ZM174 87V88H175ZM187 87H185V88H187ZM189 87H188V89H189ZM241 87V86H240ZM249 86L247 85V88H248ZM263 87V86H262ZM3 89L4 90V88H5V86H4V88L3 87H0V89ZM32 88V87H31ZM34 88V87H33ZM76 88V87H75ZM85 88V87H84ZM97 88V87H96ZM98 88H100V87H98ZM109 87H107V89H108ZM113 88V87H112ZM118 88V87H117ZM125 88V87H124ZM123 88V89H124ZM129 88V87H128ZM143 87H141V88H138V89H140V91L141 90H144V89H142ZM149 88V87H148ZM152 88V87H151ZM166 88V87H165ZM164 88V89H165ZM173 87H172V89L173 90H175ZM177 88V87H176ZM181 88V87H180ZM229 88V87H228ZM239 88V87H238ZM1 89V90H2ZM57 88L55 87V90H56ZM71 89V88H70ZM80 88H78V90H79ZM82 89V88H81ZM80 89V90H81ZM87 89H89L88 87H87ZM91 89H93V88H91ZM103 89V88H102ZM105 89H106V87H105ZM119 89V88H118ZM123 89H119V91L120 90H123ZM131 89V88H130ZM135 89H137V88H135ZM135 89H133L134 91H137V90H135ZM146 89V88H145ZM150 89V88H149ZM144 90V91H147V93H149V95H150V92H148V91H150V90ZM154 89H155V87H154ZM153 89V90H154ZM157 89V88H156ZM171 89V90H172ZM203 89V88H202ZM243 89H245V88H243ZM2 90V91H3ZM5 90V91H6ZM13 90V89H12ZM11 90V91H12ZM30 90H33V89H30ZM36 90V89H35ZM53 90V89H52ZM58 90V89H57ZM66 90V89H65ZM74 90H76V89H74ZM109 90H110V88H109ZM117 90V89H116ZM132 90V89H131ZM130 90V91H131ZM152 90V89H151ZM161 90H163V89H161ZM160 90V91H161ZM171 90H169V89H166V91H171ZM178 90H180L179 88H178ZM184 90H186V89H184ZM195 90V89H194ZM196 90H198V89H196ZM195 90V91H196ZM248 90V89H247ZM250 90H252L251 88H250ZM259 90H260V88H259ZM28 91V90H27ZM67 91H69V89L67 90ZM83 91V90H82ZM111 91V90H110ZM114 91H115V89H114ZM124 91H125V93H124ZM130 91H128L127 89H125V90H123V91H121V94L122 93H124L122 96H126L128 99L127 100H129V98L130 99H132L133 100V97L132 96H134L133 95V91H132V93L130 92ZM158 92H159V90H157ZM165 91V90H164ZM164 91H161V92H164ZM166 91L163 93V94H166ZM180 91H182V90H180ZM199 91V90H198ZM202 92H203V90H201ZM243 91V90H242ZM1 92V91H0ZM23 93H24V91H22ZM33 92V91H32ZM51 92V91H50ZM63 92V91H62ZM81 92V91H80ZM88 92H89V90H88ZM87 92V93H88ZM106 92V91H105ZM113 92V91H112ZM112 92H109L110 94H112ZM116 92V91H115ZM118 92V91H117ZM117 92H116V95H117ZM138 92V91H137ZM154 92H156V91H153V92H151L152 93V95H153V93ZM175 92V91H174ZM182 92H184V91H182ZM182 92H180L179 94H181ZM189 92V91H188ZM194 92V91H193ZM202 92H200V93H202ZM233 92V94H231ZM241 91H239L238 93H240ZM245 92V91H244ZM260 92H262V90L260 91ZM263 92H264V90H263ZM2 93V92H1ZM0 93V94H1ZM4 93V92H3ZM13 93H14V91H13ZM25 93L26 94H28V93H30V92H26L25 91ZM39 93V91L37 92V94ZM54 93H55V91H54ZM57 93H59V92H57ZM66 93V92H65ZM71 93V92H70ZM75 93H76V91L74 92V95H75ZM93 93V92H92ZM99 93H100V91H99ZM101 93H102V91H101ZM140 93V92H139ZM143 93V91L140 93V94H142ZM172 93V92H171ZM177 93V92H176ZM197 93V92H196ZM7 93L5 92V94H4V96L6 95ZM32 94V93H31ZM45 94V93H44ZM50 94V93H49ZM51 94H52V92H51ZM60 94V93H59ZM59 94H58V96H59ZM68 94L69 93H67V96H68ZM71 94H73V87H72V93ZM79 94V93H78ZM103 94V93H102ZM106 94H108L107 92H106ZM114 94V93H113ZM155 94V93H154ZM163 94L162 93H160V95L158 94V96H159V98H160V96L162 95L163 96ZM170 94V93H169ZM169 94H166L167 96L169 95ZM189 94V93H188ZM192 94V93H191ZM237 95V96H235V95ZM243 94V93H242ZM241 94V95H242ZM247 94V93H246ZM248 94H250V93H248ZM247 94V95H248ZM258 94V93H257ZM262 94V93H261ZM10 95V93H8V95L7 96H9ZM16 95H17V93H16ZM23 95V94H22ZM43 95V94H42ZM62 95H63V97H64V94L62 93ZM100 95V94H99ZM132 95V96H131ZM135 95H136V93H135ZM139 95V94H138ZM144 95H145V93L143 94V97H144ZM151 95V96H152ZM156 95H157V93H156ZM156 95H155V97H156ZM183 95V94H182ZM185 95V94H184ZM235 96V99H233L234 97L233 96ZM245 95V94H244ZM244 95L242 96V97H244ZM259 95H260V93H259ZM1 96H3V94L1 95ZM0 96V97H1ZM6 96V97H7ZM14 96V95H13ZM19 96V95H18ZM29 96V95H28ZM37 96V95H36ZM40 96V95H39ZM39 96H37V97H39ZM49 96H51V95H49ZM56 96H57V94H56ZM57 96V97H58ZM75 96H78L77 95V93H76V95ZM83 96V95H82ZM86 96H87V94H86ZM105 96V95H104ZM107 96V95H106ZM140 96V95H139ZM161 96V97H162ZM166 96V97H167ZM172 96V95H171ZM177 96H178V94H177ZM187 96V95H186ZM186 96H185V98H186ZM191 95L189 94V97H190ZM196 96V95H195ZM199 96V95H198ZM200 96H204L203 94L201 95L200 94ZM263 96V95H262ZM5 97V99H8V97L6 98ZM20 97V96H19ZM23 97H26L27 98V96H23ZM42 97H45V96H42ZM48 97V96H47ZM47 97H46V100H47ZM56 97V98H57ZM62 97V98H63ZM71 97H73L72 95H70V101L69 102H71V100L73 99V98H76V97H73L72 99H71ZM78 97H80V96H78ZM84 97V96H83ZM87 97H89V96H87ZM86 97V98H87ZM119 97H121V96H119L118 95V98ZM126 97H125V99H126ZM138 97V96H137ZM141 97H142V95H141ZM140 97V98H141ZM142 97V98H143ZM149 96H147L146 98H148ZM154 97V96H153ZM152 97V98H153ZM165 97V98H166ZM168 97H170V96H168ZM175 97V96H174ZM193 97V96H192ZM224 97V98H223ZM231 97H233V98H231ZM246 97V96H245ZM248 97V96H247ZM250 97V96H249ZM254 97V96H253ZM252 97V98H253ZM16 98V97H15ZM30 98V97H29ZM50 98V97H49ZM59 98V97H58ZM57 98V99H58ZM85 98V97H84ZM84 98H83V100H84ZM85 98V99H86ZM139 98V97H138ZM139 98V99H140ZM145 98V97H144ZM159 98H158V100H159ZM163 98V97H162ZM181 98V97H180ZM197 96H196V100H197ZM212 98H215V99H212ZM219 98L217 99V100H219ZM220 98V99H221ZM229 98V99H228ZM231 98V99H230ZM255 98H257V97H254V100H255ZM259 98V97H258ZM17 99V98H16ZM23 99V98H22ZM25 99V98H24ZM23 99V100H24ZM31 99H32V97H31ZM35 99V98H34ZM40 99V101H42L41 100V97L39 98ZM43 99V98H42ZM54 99V98H53ZM60 99V98H59ZM68 98H67V100H69ZM80 99V98H79ZM82 99V98H81ZM81 99H80V101H81ZM94 99V98H93ZM134 99H136V98H134ZM149 99L151 100V98L149 97ZM155 99V98H154ZM167 99V98H166ZM165 99V100H166ZM169 99V98H168ZM177 99V98H176ZM176 99L174 100V103L176 102ZM182 99V98H181ZM187 99H188V97H187ZM190 99V98H189ZM193 100H194V98H192ZM191 99V100H192ZM201 100V98H198V101H200ZM205 99V100H206ZM209 99H210V101H209ZM246 99V98H245ZM249 100L251 99V98H248ZM1 100V99H0ZM9 100V99H8ZM11 100H12V98H11ZM49 100H51V99H49ZM63 100H64V98H63ZM78 100V99H77ZM86 100H88V99H86ZM85 100V101H86ZM103 100V99H102ZM127 100H126V102H127ZM141 100V99H140ZM156 100V99H155ZM160 100H162L161 98H160ZM159 100V101H160ZM165 100H163V101H165ZM249 100H247L246 99V101H249ZM258 101H259V99H257ZM262 100V99H261ZM13 101V100H12ZM21 101V100H20ZM26 101V100H25ZM32 101H34V100H31V102ZM39 101V100H38ZM48 101V100H47ZM56 101V100H55ZM96 102H97V100H95ZM109 101V100H108ZM116 101V100H115ZM118 101V100H117ZM138 101V100H137ZM147 101H148V99H147ZM182 101V100H181ZM184 101V100H183ZM188 101V100H187ZM197 101V102H198ZM204 101V100H203ZM220 101V100H219ZM243 101V100H242ZM251 101V100H250ZM30 102V101H29ZM30 102V103H31ZM43 102V101H42ZM44 102H46V101H44ZM61 102H62V100H61ZM60 102V103H61ZM72 102H73V100H72ZM71 102V103H72ZM89 102V101H88ZM102 102V101H101ZM111 102V101H110ZM119 102V101H118ZM121 102V101H120ZM129 102H130V100H129ZM128 102V103H129ZM135 102V101H134ZM134 102H130V103H134ZM143 102H145V99H144V101ZM152 102V104L154 103L153 101H151ZM156 102H158L157 100H156ZM155 102V106H156V103ZM169 102V101H168ZM179 102V101H178ZM196 102V103H197ZM218 102V101H217ZM231 102V103H230ZM257 102V101H256ZM255 102V103H256ZM2 103H4V101L2 102ZM18 103H19V101H18ZM36 103V102H35ZM34 103V104H35ZM41 103V102H40ZM50 103V102H49ZM60 103H58V104H60ZM65 103H66V97H65ZM64 103V104H65ZM78 103V102H77ZM80 103V102H79ZM103 103H104V101H103ZM116 103V102H115ZM127 103V104H128ZM140 103V102H139ZM150 103V102H149ZM161 103V102H160ZM186 103V102H185ZM193 103V102H192ZM194 103H195V100H194ZM194 103H193V105H194ZM244 103H245V100H244ZM244 103H243V105H244ZM250 103V102H249ZM254 103V102H253ZM258 103V102H257ZM260 103V102H259ZM5 104H7V103H5ZM34 104H32L31 103V105L30 106H32V105H34ZM38 104V103H37ZM36 104V105H37ZM46 104H47V102H46ZM52 104V103H51ZM54 104V103H53ZM58 104H57V106H58ZM62 104V103H61ZM75 104V103H74ZM85 104V103H84ZM102 103H100V105H101ZM108 104V103H107ZM107 104H106V106H107ZM110 105H111V103H109ZM120 104H122V103H120ZM126 104V105H127ZM137 104V102L135 103V105ZM161 104H164V103H161ZM166 104V103H165ZM169 104V103H168ZM171 104H173V103H170L168 106H171L172 107V105ZM179 104V103H178ZM181 104V103H180ZM190 104V103H189ZM188 104V105H189ZM200 104H202V101H201V103ZM221 104L222 105V103H221V101H220V103L218 102L217 103V105L215 106L216 107V109H215V107H214V109L215 110H217V106H219V105ZM230 104H231V106H230ZM235 104V103H234ZM241 105H242V103H240ZM261 104V103H260ZM3 105V104H2ZM18 105V104H17ZM16 105V106H17ZM20 105V104H19ZM22 105H24V103L22 104ZM42 105V104H41ZM40 105V106H41ZM48 105V104H47ZM46 105V106H47ZM55 106H56V104H54ZM66 105V104H65ZM65 105H63V106H65ZM67 105H69L68 104V102H67ZM82 105V104H81ZM89 105H90V103H89ZM95 105V104H94ZM96 105H98V103L96 104ZM100 105L99 106H97V107H100ZM115 105H117V104H115ZM123 105V104H122ZM129 105V104H128ZM131 105V104H130ZM134 104H132V106H133ZM142 104L140 103V106H141ZM145 105V104H144ZM147 105H149L148 104V102H147ZM173 105H176V104H173ZM181 105H183V104H181ZM184 105H186V104H184ZM192 105V104H191ZM190 105V106H191ZM222 105V106H223ZM242 105V106H243ZM247 105H248V102H247ZM253 105V104H252ZM251 105V106H252ZM4 106H6V105H4ZM9 106V105H8ZM13 106V105H12ZM15 106V105H14ZM27 106V105H26ZM76 106V105H75ZM83 106V105H82ZM118 107H120V105H117ZM137 106H138V104H137ZM143 106V105H142ZM142 106H141V109H143V111H144V108H145V106H143L144 108H142ZM150 106H151V103H150ZM153 106L154 105H152V108H153ZM161 107H162V105H160ZM159 106V104H158V107H160ZM165 106V105H164ZM163 106V107H164ZM179 106V105H178ZM195 106H197V105H195ZM222 106H219L220 107V109H221V107ZM227 106H229V107H232V109L230 108H228ZM245 106V105H244ZM257 106V105H256ZM262 106V105H261ZM2 107V106H1ZM0 107V108H1ZM19 107V106H18ZM24 107V109L25 108H27V107H25V106H23ZM21 105H20V107H19V109H22L23 108ZM34 107V106H33ZM61 107V106H60ZM70 107H72V106H70ZM77 107V106H76ZM75 107V108H76ZM87 107V106H86ZM96 107V106H95ZM103 107H104V105H103ZM122 107V106H121ZM123 107H125V105L123 106ZM127 107V106H126ZM174 107V106H173ZM201 106L199 105V107L197 106L196 108L198 109V108H200ZM203 108H204V103H203V106H202ZM205 108V109H208V111L207 112H211L210 111V109H213V107H211V108ZM218 107V108H219ZM239 107V106H238ZM241 107V106H240ZM247 107V106H246ZM248 107H250V106H248ZM254 107V106H253ZM4 108V107H3ZM10 108V107H9ZM47 108V107H46ZM52 108V107H51ZM68 108V107H67ZM83 108V107H82ZM89 108V107H88ZM93 108H94V106H93ZM105 108H107V107H105ZM104 108V109H105ZM115 108V107H114ZM117 108V107H116ZM128 108V107H127ZM138 108L139 107H137V111H138ZM152 108H149V109H151L152 111H153V109ZM165 108H167V106L165 107ZM178 108V107H177ZM189 108V107H188ZM193 109H194V106L192 107ZM223 108V107H222ZM258 108H260V107H258ZM18 109V108H17ZM28 110H29V108H27ZM26 109V110H27ZM45 109V108H44ZM53 109H54V107H53ZM62 109V108H61ZM69 109V108H68ZM68 109H67V111H68ZM77 109V108H76ZM80 109V108H79ZM92 109V108H91ZM95 109V108H94ZM101 109V108H100ZM103 109V108H102ZM109 109V108H108ZM122 109V108H121ZM120 109V110H121ZM123 109H125V108H123ZM131 109L133 110V108L131 107ZM157 109H159V108H157ZM157 109L155 110V111H157ZM175 109V108H174ZM179 109V108H178ZM183 109H184V107H183ZM183 109H182V111H183ZM190 109H191V107H190ZM213 109V111H215ZM220 109H219V111L218 112H220ZM223 109V110H224ZM229 109V110H228ZM242 109V108H241ZM255 109H257V108H255ZM6 110H7V108H6ZM5 110V111H6ZM10 110V109H9ZM27 110V111H28ZM52 110V109H51ZM51 110H49V111H51ZM55 110V109H54ZM57 110V109H56ZM71 110V109H70ZM73 110V109H72ZM86 110V109H85ZM97 110H98V108H97ZM97 110H94V111H97ZM127 110V109H126ZM161 110H163V109H161ZM173 110V109H172ZM187 110V109H186ZM186 110H184V111H186ZM202 110L203 109H201V111H199V112H202ZM222 110V109H221ZM237 110H238V108H237ZM252 110V109H251ZM258 110V109H257ZM5 111L3 112V113H5ZM8 111V110H7ZM19 111V110H18ZM37 111H39V110H37ZM48 111V110H47ZM53 111V110H52ZM75 111V110H74ZM80 111H82V110H80ZM93 111V110H92ZM103 111V110H102ZM112 111V110H111ZM115 111H118V113H119V110L117 109V110H115ZM122 111H125V110H122ZM129 111H130V109H129ZM128 111V112H129ZM149 112H150V110H148ZM154 111V112H155ZM166 111V110H165ZM178 111V110H177ZM183 111V112H184ZM190 111V110H189ZM198 111H196L197 113H198ZM247 111H249V110H246L245 111V109L243 108V110L241 111H239V112H237L238 114L236 115L237 116V120H238V118H239V120L237 121V124H236V122H235V124H234V126H232V127H230V125H232L233 124V122H234V119L233 118H231V119H229V116L228 115H230V114H228L227 115V113L225 114V116L227 115L228 116V119L226 118H217L218 119V121L216 120V122L217 123H215V125L216 126H218V130L215 128V130L214 129H212L211 131L213 132V130H214V132H216V131H219V132H217V134L215 133H208L209 132V129H208V132L206 133V135L207 134H210V136H212V138H210V137H208L209 139H207L206 138V143L204 144V143H201V141H202V138H200V137H202L203 136V134L205 135V133H203L202 131V135L200 136V134H197V133H195V137H194V140L196 139V137H197V139L196 140H198V138H200V142L198 141H195V143L194 142H191V144H193V145H195L196 146V148H195V146H193V148H195L196 150L197 149H201V151H200V153L198 154V158L197 159H194L193 158V160L194 161H191V163L192 162H194V163H192L191 164V166H192V168H195V170L194 169H190L189 171L187 170V172L189 173L190 171H193L194 170V172L192 173V174H188L187 172H186V169H188L189 167H187L188 165L186 164L185 166V174L187 173L188 174V176L189 177H187V175H185L186 177H187V180L184 182V177H183V169L181 170H179V169H175L174 171H172V172H169L168 171V173H165V175L162 177L161 175V177L160 178H158L157 180L156 179H154L153 177H155V176H150L154 171H155V169L156 168H159V167H156L157 166V164H159L158 162L160 161H162V160H159L160 158H162L163 157V155L162 154H164L165 153V149H164V151H163V147H162V145H161V143H160V145H158V147H151L150 146V144H149V139L151 140V139H154V138H151L152 136H154V134H156L157 133V129L156 130H151L150 129V132H149V130L147 131L146 129V131H147V133L148 134H146V132H145V135H144V137H143V139H142V137H141V135L143 134H141L140 135V137H141V139H139L140 141L142 140V142H140V144L137 142V144H139V148L141 149V150H143L146 154L142 157V159L141 158H139L138 159V163L137 164H133L134 166L136 165V166H138V168L140 169V171H142L140 174H142L143 176H150L149 178H151L152 177V179H154V180H156V181H153L152 182V180H151V182H152V185L150 184V186H152V187H150V190H151V192L152 193H156V197L155 196H150V195H152V194H150V192H148L150 195L149 196H147V197H150V198H152V197H155V198H153V200H148L147 201V197H143L144 199H146L145 201V205L143 204V206H144V208H147V210L145 209V211H147V213L143 210V209H139V210H143L144 212H142V211H140L139 212V210H136L135 208H134V206L133 205H131V203L130 202H133L134 201V199H133V201H131V198H138L137 197V195H140L141 193H142V191H141V193H140V191H139V194H137L138 192H136V197L134 196L133 197V195H132V197H129V196H131V195H129V194H131L130 192L131 191H129V192H127V190H128V188L129 189H131V187H133L134 188V185H136V184H140V181L142 180L143 181V176L142 175H139L138 173L140 172V171H137V175L136 174H134L133 173V168H130V170L128 169L127 171H126V167L124 168L125 169V171L124 170H122V168L124 167V165H122L123 167L120 169V168H118L117 167V165H116V160H118L117 159V157H118V155H117V157L115 156V154L118 152L116 149H119V152H120V150L122 151V150H124V147L127 145L126 143H128L129 142V140H128V142L126 141V142H124V139L122 140H116L115 141V143H112L111 141L113 140V139H110L109 141L113 144V148L112 149H104L103 147L102 148H100V150H97L96 152H95V154L98 152V154H97V159H96V157H95V162H94V164H92L94 167H93V169H92V171H90V172H92L93 173V175H92V178H93V184H94V186H99L100 188H102L101 190H104L106 193H110V192H112V193H110L111 195H109L108 196V194L106 195V194H102V195H100V196H102V198L101 197H99L98 195V198L96 197V199H95V201L96 202H98L97 204H99V205H101L102 203H103V205L102 206H99V209L97 210L96 209V211H94V212H96L95 213V215H93L92 214V217H91V215H89L90 216V218L91 219H93V220H91V221H104L103 219H107V218H109L108 216H112V214H114L113 215V217H110L111 219L112 218H115L116 216L115 215H117V214H115L114 212H115V208L113 209H109L108 208V204L110 205L111 203H113L114 201H116V199L118 198V199H121L123 202H124V204L122 203V205L121 206H125V203H126V205L128 204V202H129V205H131V206H133V208L136 210L135 211V213H134V211H133V213H131L132 214V216H131V214H130V216H128L129 218L127 219L126 217V220H125V218L124 217H121V218H124V220L122 221V223H121V226H120V228H119V230H116L117 228H118V225H117V227L113 230L112 228H109V232H110V239H113L115 242H117V244L115 245L114 243H112V244H114L113 246H111V247H108L105 251H104V255H102L103 256V259H101L100 261H102L103 260V264H113L112 263V261H115V260H113V258L117 255V253L118 252H124V250L125 249H129L130 248V246L132 247V248H130V249H134L133 250V252L135 251V253L133 254V252L131 253V251H130V255L131 254H133V255H129L128 253V251L126 250L125 252H128L127 254H128V256L129 257H125L124 256V253L122 254L123 255V257L124 258H126V259H124L123 260V257L122 258H120V259H122L121 261H120V263H119V261H116L118 264H137L136 262H137V258L139 257V256H141V257H143V258H138V260L139 259H143L144 260V263H142V264H154V261L155 260H157L158 261V263L159 264H186L187 262L189 263V264H196L195 262H196V260L197 259H195V257L197 258L198 256H197V254L199 253V251L202 253V251L201 250H199L198 251V253L196 254V256L194 257V256H192V255H195L194 253L191 255L190 253H192V252H194V251H196L197 252V250L198 249H200L199 247H198V245H196L198 248H196L195 249V247L193 246V245H195V244H197V243H194L195 241L193 240V238H195L194 236H193V233L195 232V231H199L200 232V230H201V232H203V234H205V232H207L206 234H208L209 232H211V233H214L216 230V236H214L213 234V236L214 237H216V238H214V243H213V245H211L213 248H212V250H210L209 248H208V250L210 251H208L209 252V254L207 253V258L206 257H202V259L204 260L205 258V260L203 261V263L204 264H207L208 262H209V264H210V262H213V263H216L217 261H215V259H219V257H222L223 258V261H224V264H254L255 263V261H253V259H254V257L256 256V254H255V256L254 257H251L250 255L251 254H253L254 255V253H257V256L259 255V253L261 252V254H264V213L262 212V211H264V210H262V211H260V208L261 207H264V206H262V205H264V130H262V132L261 133H259V132H257V133H259V134H255L254 132H256V131H251L250 129H252L253 127L252 126H250L251 128L250 129H248V124H249V119H248V115L250 114H248L247 115ZM253 111H254V108H253ZM259 111V110H258ZM11 112V111H10ZM20 112H22V111H20ZM26 112V111H25ZM42 112V111H41ZM57 112V111H56ZM59 112V111H58ZM63 112V111H62ZM66 112V110L63 112V114ZM69 112V111H68ZM98 112V111H97ZM97 112H96V115H97ZM99 112H101V111H99ZM108 112V111H107ZM126 112V111H125ZM128 112H126V114H128ZM145 112V111H144ZM159 112H160V110H159ZM167 112V111H166ZM194 112V111H193ZM217 112V111H216ZM217 112V113H218ZM250 112V111H249ZM24 113V112H23ZM34 113H36V112H34ZM38 113V112H37ZM43 113H45L44 111H43ZM47 113V112H46ZM61 112H59V114H60ZM69 113H71V112H69ZM83 112H81V114H82ZM114 113H116V112H114ZM113 113V114H114ZM122 113V112H121ZM124 113V112H123ZM135 113V112H134ZM162 113H164L163 111H162ZM161 113V114H162ZM167 113H171L170 112V108H169V111L167 112ZM166 113V114H167ZM174 113V112H173ZM178 113V112H177ZM180 113V112H179ZM215 113V112H214ZM221 114H222V112H220ZM223 113H224V111H223ZM261 113V112H260ZM11 114V113H10ZM25 114V113H24ZM29 114H31V113H29ZM52 114V113H51ZM53 114H54V111H53ZM52 114V115H53ZM73 114V113H72ZM77 114V113H76ZM79 114V113H78ZM81 114H79V115H81ZM99 114V113H98ZM106 114V113H105ZM108 114H109V112H108ZM107 114V115H108ZM111 114V113H110ZM125 114V113H124ZM136 114V113H135ZM134 114V115H135ZM144 114V113H143ZM146 114V113H145ZM154 114V113H153ZM155 114H156V112H155ZM160 114V115H161ZM175 114V113H174ZM184 114V113H183ZM187 114V113H186ZM202 114V113H201ZM206 114V113H205ZM210 115H211V113H209ZM212 114H213V112H212ZM216 114V113H215ZM221 114H220V117H221ZM233 114H234V112H233ZM253 114H254V112H253ZM23 114H21V116H22ZM27 115V112H26V114L24 115V116H22V117H25ZM46 115V114H45ZM48 115H50V114H48ZM52 115H50V118H52V120H54V118H55V116H52ZM58 115V114H57ZM56 115V116H57ZM68 115H71V114H68ZM74 115V114H73ZM72 115V116H73ZM85 114L83 113V116H84ZM89 115H90V112H89ZM129 116H133L134 117V115H131V114H128ZM159 115V114H158ZM170 115V114H169ZM180 115V114H179ZM191 115H192V113H191ZM203 115H204V113H203ZM202 115V116H203ZM219 115V114H218ZM218 115L216 116V117H218ZM256 115V114H255ZM12 116V118H14L13 117V115H11ZM15 116V115H14ZM18 116V115H17ZM17 116H16V123H11V122H9V121H11L10 119H9V121L8 120H5V125L3 126V125H1L2 123H3V121H2V123H0V176H2V174H3V172L5 173H7V172H9V175H10V173L13 171V172H15L14 171V169H15V167H13L14 169H12V171L10 170V167H12V166H14V163L16 164V162H17V160H15L17 157H15V159L14 158H12V156L14 155V153H13V151L15 152V151H17L18 149H17V146L18 145H16V147H15V145H14V147H12V148H6L7 146H8V143L10 142V140H14V141H16V142H13V144L15 143V144H18L19 142H21V140H22V143H23V141H29V139H31V138H29V139H26V137H24L25 139H23V137H21L20 135V137L21 138H19V142L17 141L18 140V138L16 137V136H18V134H21V133H18V131H22L23 129V127H25V125H24V123L25 122H23V121H18V119H17ZM20 115H19V117H21ZM47 116V115H46ZM82 116V115H81ZM95 116V115H94ZM106 116V115H105ZM104 115H103V117H105ZM112 116V119H113V115H111ZM118 116V115H117ZM124 115H122L121 117H123ZM126 116V115H125ZM137 116V115H136ZM140 116V115H139ZM142 116H145V115H142ZM148 116H150V115H148ZM152 116V115H151ZM155 116V115H154ZM168 116V115H167ZM187 116H188V114H187ZM192 116H194V115H192ZM213 116H215V115H213ZM213 116H209V119H210V117H211V120L212 121H214L212 118H213ZM222 116H224V115H222ZM232 116V115H231ZM253 116V115H252ZM257 116V115H256ZM259 116V115H258ZM29 117V116H28ZM62 117V116H61ZM60 117V119L61 120H63V121H57L58 119H59V117L57 118L56 117V119L57 120H54V123L52 124V125H49L50 124V122L52 121V120H50V118L48 119L47 117V121L49 122L47 125H45V124H42V126L43 125H45V126H41L42 128H41V131H40V135L38 134V132L39 131H37V136H39L40 137V140L38 141L39 143H41L39 146H38V149H36V150H34L32 153H30V154H27V156H26V160H27V164L28 165H26V166H28V167H26L24 170H25V173H23L24 174V176L22 175V179L20 178V177H17V175L19 174H17L16 175V177H14L15 179L16 178H20V180H18L19 182H17L15 179H13V178H11V179H13L12 181H16L17 182V184L15 185V187H13L12 185H11V181L9 180L8 182H10V184H8V182H7V184H8V186H6V180H7V178L9 177L8 176V174H7V177H6V175H5V179L6 180H4L3 179V181L1 180V182H3L4 183V186L2 187V185H1V188H0V264H11V263H14V264H23L24 262H27V263H32V264H87L88 263V257L86 256V254L84 253V251H83V249H81L82 247H83V245L85 244V242L87 241V240H85L84 241V238H85V236L87 235L86 233H87V231H88V229L87 228H90L89 226H87L86 224H88L87 222H89V220H86V222L84 221V219H85V217H84V219H82V216L83 215H80L81 217L80 218H78V215H77V217L74 219V220H69V218H70V216H69V214L72 212H76L77 213V208H76V204H78L79 206L80 205H82V204H80V203H83L84 205H86L87 203H89L87 200L88 199H90V197L88 198L87 196H89V195H91V193L89 194V195H85V192H83V190H85V188L82 190V181H83V179L85 178V175L87 174V170H76V172L75 171H73V172H70L71 174H69V171H71V170H73V168H75V167H79V165L81 164H83V163H78V162H86V161H84V159L86 158V154H84V153H82L83 155H81V154H78V152L80 151V153L81 152H83V150L85 149H83L82 151H81V148H80V150L78 149V150H76V151H78V152H76L75 150H74V148H69V147H71V145H72V147L74 146V145H77V143H75L76 142V140H79V138H83V136H82V133H84V131L81 133V128H80V126H77V124H76V122H75V124H76V126H71L70 124H67V122L68 121H66V122H64V118L62 119ZM87 117H88V115H87ZM97 116H95V119L96 120H98L97 118H96ZM110 117V116H109ZM120 117V118H121ZM127 117V116H126ZM133 117H132V119H133ZM156 117H157V114H156ZM172 117V116H171ZM183 117V115L181 116V118ZM197 117V116H196ZM196 117H195V119H196ZM198 117H199V115H198ZM198 117H197V119H198ZM201 117V116H200ZM204 117V116H203ZM202 117V118H203ZM206 117H208V116H206ZM215 117V118H216ZM234 117V116H233ZM10 118V117H9ZM36 120H37V122H45V118H44V115L43 114H41V113H39L37 116H36ZM74 118H75V116H74ZM82 118V117H81ZM99 118H102V117H100L99 116ZM105 118H107V116L105 117ZM117 118V120H119L120 118L119 117H116ZM129 118H131V117H129ZM135 118V117H134ZM139 118V117H138ZM138 118H136V119H138ZM150 118V117H149ZM159 118V117H158ZM164 118V117H163ZM167 118V117H166ZM173 118V117H172ZM171 118V119H172ZM175 118V117H174ZM179 118V117H178ZM185 118H187L186 116H185ZM189 118V117H188ZM187 118V119H188ZM192 118V117H191ZM205 118V117H204ZM250 118V117H249ZM1 119V118H0ZM21 119H23V118H21ZM25 119H28L27 117L25 118ZM30 119V118H29ZM33 119H35V118H33ZM84 119V117L80 120V121H82ZM94 119V120H95ZM125 118H121L120 120H121V122H122V120H124ZM131 119V120H132ZM146 119V118H145ZM161 119H162V117H161ZM190 119V118H189ZM196 119V120H197ZM209 119H207L208 121H209ZM233 119V122H230L231 120ZM258 119V118H257ZM256 119V120H257ZM262 119V118H261ZM35 120V121H36ZM72 120V119H71ZM76 120V119H75ZM78 120V119H77ZM88 120H90V119H88ZM93 120V121H94ZM95 120V121H96ZM107 120H109V118L107 119ZM111 120V119H110ZM116 120V121H117ZM141 121L140 122H143L142 121V119H140ZM156 120V119H155ZM155 120H153L154 122H156ZM165 120V119H164ZM169 121H170V118L168 119ZM175 120V119H174ZM178 119H176V121H177ZM193 120V119H192ZM202 120V119H201ZM236 120V119H235ZM254 120H255V118H254ZM7 121V122H6ZM14 121V119H12V122ZM31 121H33L32 119H31ZM93 121H92V123H93ZM95 121H94V123H95ZM99 121V120H98ZM105 121H106V119H105ZM104 121V122H105ZM113 122L115 121V119L114 120H112ZM126 121V120H125ZM124 121V122H125ZM128 121H130V119H128ZM128 121H126V122H128ZM144 121H146V120H144ZM148 121V120H147ZM146 121V122H147ZM180 121V120H179ZM182 121H183V119H182ZM185 121H187L186 119H185ZM190 120H188L187 122L188 123H190L189 122ZM194 121L195 120H193V123H194ZM212 121H210V122H212ZM258 121V120H257ZM9 122V123H8ZM15 122V121H14ZM27 122H28V120H27ZM74 122V121H73ZM102 122H103V119H102ZM103 122V123H104ZM107 122V121H106ZM125 122V123H126ZM131 122H133V121H131ZM131 122H130V124L129 125H127V124H123L122 123V126L123 125H127V127H125V128H123L121 125L120 126H114L112 123H111V121H109V124L111 123L112 125H113V127L112 128H110V129H113L112 131H110V133L112 132L113 134L114 133H116V132H119V130H121V132L123 131V130H125L126 128H129V131H131L130 130V125H133V124H131ZM146 122H144V124L146 123ZM150 122V121H149ZM154 122H151V124L153 123L154 124ZM158 122V121H157ZM156 122V123H157ZM197 122H198V120H197ZM203 122V121H202ZM204 122H206V121H204ZM204 122H203V124H204ZM263 122H264V120H263ZM7 123V124H6ZM10 123H11V126H10ZM33 123V122H32ZM31 123V124H32ZM45 123H47V122H45ZM69 123V122H68ZM85 123V122H84ZM89 123V122H88ZM92 123H91V125H92ZM118 123H119V121H118ZM137 123V122H136ZM135 123V119H134V125L136 124ZM159 123V122H158ZM162 123V122H161ZM169 123V122H168ZM168 123H165V125L166 126H168ZM175 123V122H174ZM179 123H181V122H179ZM199 123H201V121L199 120ZM231 123V124H230ZM4 124V123H3ZM9 124V125H8ZM30 124V125H31ZM34 124H36V123H34ZM72 124V123H71ZM74 124V123H73ZM72 124V125H73ZM82 124H83V122H82ZM96 124V123H95ZM94 124V125H95ZM98 124V123H97ZM105 124V123H104ZM117 124V123H116ZM120 124V123H119ZM141 124V123H140ZM140 124H139V126H140ZM143 124V125H144ZM170 124H171V126H172V124H173V122L171 123L170 122ZM182 124V123H181ZM180 124V125H181ZM184 124V123H183ZM186 124V123H185ZM206 124V123H205ZM209 124H211V123H209ZM230 124V125H229ZM260 124H261V122H260ZM29 125V126H30ZM70 125V126H69ZM78 125H79V121H78ZM81 125V124H80ZM84 126V128H85V124H83ZM89 125V124H88ZM100 125V124H99ZM134 125H133V127H134ZM137 125V124H136ZM136 125H135V127H134V129L136 128ZM142 125V126H143ZM147 124H145V126H146ZM149 125V124H148ZM147 125V126H148ZM159 124H157V126H158ZM163 125V124H162ZM161 125V127H163ZM189 125H191V124H189ZM38 126V125H37ZM40 126V125H39ZM38 126V127H39ZM90 126V125H89ZM88 126V127H89ZM97 126V125H96ZM95 126V127H96ZM107 126V125H106ZM105 126V127H106ZM111 125H109V127H110ZM154 126V125H153ZM165 126V127H166ZM171 126H169V131L171 130L170 129V127ZM177 126V125H176ZM183 126H185L186 127V125H183ZM188 126V125H187ZM193 126V125H192ZM195 126H198V125H195ZM208 126H210V125H208ZM211 126H213V125H211ZM236 126V127H235ZM27 127V126H26ZM102 127V126H101ZM100 127V128H101ZM108 127V126H107ZM149 127V126H148ZM147 127V128H148ZM151 127V126H150ZM203 127V126H202ZM201 127V128H202ZM255 127V126H254ZM263 127V126H262ZM28 128V127H27ZM26 128V129H27ZM35 128V127H34ZM91 128V127H90ZM137 128H138V126H137ZM140 128H143V127H139V129ZM146 128V127H145ZM152 128V127H151ZM157 128V127H156ZM160 128V127H159ZM167 128V127H166ZM172 128H174V127H172ZM193 128V127H192ZM190 126L188 127V129H192ZM200 128V127H199ZM198 128V129H199ZM204 128H206V126L204 127ZM204 128H203V130H204ZM208 128V127H207ZM261 127H259L258 129H260ZM25 129V130H26ZM36 129V128H35ZM86 129H87V131H89L88 130V128L86 127ZM94 129V128H93ZM109 129V128H108ZM180 129H181V127H180ZM183 129V128H182ZM181 129V131H183ZM194 129H197V128H194ZM197 129V130H198ZM255 129V128H254ZM257 129V130H258ZM263 129H264V127H263ZM39 130H40V128H39ZM91 130V129H90ZM98 130H99V128H98ZM98 130H95V131H98ZM100 130H104L103 128L102 129H100ZM100 130H99V133H100ZM128 129H126V132H129V131H127ZM164 130H165V128H164ZM173 130V129H172ZM207 130V129H206ZM206 130H205V132H206ZM253 130V129H252ZM261 130V129H260ZM86 131V130H85ZM94 131V130H93ZM136 131V130H135ZM138 131V133L140 132L139 130H137ZM160 131V130H159ZM176 131H178V130H176ZM185 131V130H184ZM27 132V131H26ZM64 132V133H63ZM65 132L67 133H69L71 136H70V138L73 140V141H75V142H71L70 140V138H67V139H70L69 140V143H68V141H66V138L65 139H63L64 138V136L63 135H66L65 134ZM90 132H92V131H90ZM104 132H106V131H104ZM121 132H119V133H121ZM162 132H165V131H162ZM175 132V131H174ZM179 132H180V130H179ZM185 132H187V131H185ZM18 133V134H17ZM62 133H63V135H62ZM68 133H67V135H66V137H68L69 135H68ZM94 133V132H93ZM111 133V134H112ZM119 133H116V134H119ZM124 133H125V131H124ZM123 132H122V134H124ZM166 133V132H165ZM182 133V132H181ZM180 133V134H181ZM198 133H199V130H198ZM85 134H86V132H85ZM88 134H89V132H88ZM96 134V133H95ZM104 134V133H103ZM107 134H108V132H107ZM112 134V135H113ZM126 134V133H125ZM160 134V133H159ZM162 134V133H161ZM167 134V133H166ZM188 134V133H187ZM190 134H193V133H190ZM190 134H188V135H190ZM59 135V137H62V139L63 140H65L66 141V144L68 143V144H71V145H66L65 144V146H67V148H64V146H63V148H64V150L65 151H69V153H70V149H71V153L70 154H66V152L64 153V151H63V148L61 149L60 147L61 146H56L54 143H53V145H52V142H53V140L55 139V137H56V140H58L59 141V139H58V136ZM62 135V136H61ZM80 135H81V137H80ZM84 135V134H83ZM94 135V134H93ZM97 135V134H96ZM115 135V134H114ZM114 135H113V137H114ZM165 135V134H164ZM174 135V134H173ZM175 135H177V134H175ZM174 135V136H175ZM18 136V137H19ZM28 136H29V134H28ZM87 136V135H86ZM90 136V135H89ZM103 136H107V135H103ZM103 136L100 134V136L98 135V138L97 137H94V138H97V140L99 141V140H102L103 139ZM149 136H151V137H149ZM169 136V135H168ZM170 136H171V134H170ZM182 136V135H181ZM192 136V135H191ZM116 137V136H115ZM114 137V138H115ZM121 138H122V135L120 136ZM125 137H127V136H125ZM129 133H128V139H129ZM136 137V136H135ZM139 137V136H138ZM148 137H149V139H148ZM158 137V136H157ZM159 137H161V135L159 136ZM164 137V136H163ZM163 137H161V138H163ZM177 137H178V135H177ZM188 137V136H187ZM205 136H203V138H204ZM14 138H16L17 140H15ZM35 138V137H34ZM91 138V137H90ZM93 138V137H92ZM105 138H109V134H108V136L107 137H104V139ZM119 138V137H118ZM117 138V139H118ZM170 138H172V140H173V137H170ZM170 138H169V140L168 141H170ZM176 138V137H175ZM193 138V137H192ZM192 138H190V140H192ZM36 139H38V138H36ZM132 139H134V138H132ZM136 139H137V137H136ZM165 139V138H164ZM178 139V138H177ZM181 141V144H183V141H185V136L184 137H182V138H179ZM205 139V138H204ZM9 140V142H7L6 144H7V146L5 147V145L6 144H4L6 141H8ZM12 140V141H13ZM35 140V139H34ZM63 140H61V142L63 141ZM88 140H91V139H88ZM87 140V141H88ZM97 140H96V142H97ZM106 140V139H105ZM126 140H127V138H126ZM171 140V141H172ZM176 140V139H175ZM65 141H63V143H65ZM92 141V140H91ZM90 141V142H91ZM103 141V142H102ZM102 141H100V142H102L103 144H104V140H102ZM123 141V142H122ZM155 141L157 142V140L155 139ZM162 141H163V139H162ZM170 141V142H171ZM179 141V140H178ZM18 142V143H17ZM38 142H37V144H38ZM55 142V141H54ZM71 142V143H70ZM81 142H82V140H81ZM80 142V143H81ZM109 142V143H110ZM131 142V141H130ZM134 142V141H133ZM150 142H152V141H150ZM156 142H155V144H156ZM158 142H160V141H158ZM164 142V141H163ZM162 142V143H163ZM174 142V141H173ZM199 143L200 144V146H199V144H197V143ZM12 142H10V144H11ZM21 143V144H22ZM56 143V142H55ZM58 144H60L59 142H57ZM99 143V142H98ZM101 143V144H102ZM111 143H110V145H111ZM165 143H166V141H165ZM176 143V142H175ZM187 143H189L188 141L186 142V144H185V142H184V144L185 145H188V146H185V148H184V146L183 145H181L179 142H178V145L180 146V147H178V148H181V146H183L182 147V151H180V152H178L179 150H181V149H177V152H178V154H176L177 156H176V159H175V161H182V160H184V162L186 161L185 159H186V157H187V155L189 156V154H191V153H193V152H191V153H189L188 154V151H190V149H191V147H190V143L189 144H187ZM10 144H9V146L8 147H10ZM12 144V145H13ZM20 144V143H19ZM20 144V145H21ZM100 144V143H99ZM100 144V145H101ZM132 144V143H131ZM154 144V143H153ZM164 144V143H163ZM173 144V143H172ZM53 147H55V148H52V146ZM82 145V144H81ZM88 145H91V144H88ZM105 145V144H104ZM109 145V146H110ZM129 145H130V143H128V147L126 146L125 148H126V150L128 151L129 149H127V148H129ZM168 145H169V143H168ZM177 145V144H176ZM257 145H260V148H262V151L260 152V160H259V163H257V164H255V166L254 167H252V165H251V158H252V156L254 155V151H256V146ZM27 146V145H26ZM30 146H32V145H30ZM92 146V145H91ZM94 146V145H93ZM93 146H92V148H93ZM97 146V145H96ZM99 146V145H98ZM124 146V147H123ZM134 146V145H133ZM156 146V145H155ZM160 146V147H159ZM164 146H166L167 147V145H164ZM192 146V145H191ZM20 146H18V148H19ZM28 147V146H27ZM26 147V148H27ZM75 147V149H77V147L76 146H74ZM85 147V146H84ZM123 147V148H122ZM130 147H132V146H130ZM138 147V146H137ZM161 147H162V149H161ZM175 147H177V146H175ZM16 148V149H15ZM23 148V147H22ZM25 148V147H24ZM58 149V150H55V149ZM69 148V149H68ZM79 148V147H78ZM99 148V147H98ZM106 148V147H105ZM31 149H33V148H31ZM30 149V150H31ZM60 149V150H59ZM89 149V148H88ZM93 149H96L95 147L93 148ZM92 149V150H93ZM102 149V150H101ZM104 149V150H103ZM135 149H137V148H134V150ZM86 150V149H85ZM131 151L133 150L132 148L130 149ZM133 150V151H134ZM169 150V149H168ZM67 151V152H68ZM73 151V152H72ZM88 150H86V152H87ZM115 151H117V152H115ZM132 151V152H133ZM193 151H195V150H193ZM18 153H19V151H17ZM16 152V153H17ZM75 152V153H74ZM118 152V153H119ZM123 152V151H122ZM131 152V153H132ZM135 152V151H134ZM140 152V151H139ZM164 152V153H163ZM168 152V151H167ZM175 152H176V150H175ZM175 152H173V154L172 155H174L175 154ZM198 152V151H197ZM10 153L11 154H13L12 156H10L13 160H15V162L14 161H12L11 160V158L10 157H8L9 155H10ZM15 153V154H16ZM89 153H91V150H90V152ZM89 153L87 154V155H89ZM127 153V152H126ZM136 153V152H135ZM142 153V151L139 153V154H141ZM170 153V152H169ZM195 153H196V151H195ZM9 154V155H8ZM20 154V153H19ZM65 154L66 155H69V156H65ZM121 154V153H120ZM125 154V153H124ZM129 154V153H128ZM138 154V153H137ZM138 154V155H139ZM194 154V153H193ZM18 155V154H17ZM92 155V154H91ZM90 155V156H91ZM131 155V154H130ZM129 155V156H130ZM14 156H16V155H14ZM19 156V155H18ZM125 156V155H124ZM128 156V155H127ZM136 156V155H135ZM162 156V157H161ZM191 156V155H190ZM190 156H189V158H190ZM193 156V155H192ZM191 156V157H192ZM68 157V158H67ZM138 157V156H137ZM136 157V158H137ZM140 157V156H139ZM165 157V156H164ZM169 157V156H168ZM172 157H174V156H172ZM171 157V158H172ZM196 157H197V155H196ZM18 158H20V157H18ZM87 158H89L88 156H87ZM130 158H134L133 157V155H132V157H130ZM129 157H128V159H130ZM135 158V159H136ZM188 158V157H187ZM188 158V159H189ZM25 159V158H24ZM91 159V158H90ZM124 159V158H123ZM169 158H167V160H168ZM187 159V160H188ZM19 160V159H18ZM25 160V161H26ZM88 162H89V159H86ZM125 160V159H124ZM132 160V159H131ZM130 160V161H131ZM134 160V159H133ZM132 160V161H133ZM166 160V159H165ZM190 160H192V159H190ZM190 160H188V161H190ZM253 160V159H252ZM24 161V160H23ZM25 161H24V163H25ZM91 161V160H90ZM120 161V160H119ZM135 161V160H134ZM170 161H172V160H170ZM187 161V162H188ZM255 161V160H254ZM253 161V162H254ZM12 162H14L13 164H12ZM29 162V163H28ZM93 162V161H92ZM122 162V161H121ZM137 162V160L135 161V163ZM183 162V161H182ZM186 162V163H187ZM257 162H258V160H257ZM87 163V162H86ZM120 163V162H119ZM130 163V162H129ZM129 163H128V165H129ZM134 163V162H133ZM167 163H169V162H167ZM11 164H12V166H11ZM78 166H77V165ZM91 164V163H90ZM132 164V163H131ZM17 165H18V163H17ZM88 165H89V163H88ZM121 165V164H120ZM119 165V166H120ZM127 165V166H128ZM169 165V164H168ZM18 166H20V165H18ZM84 166V165H83ZM125 166H126V164H125ZM130 166H132V165H130ZM159 166V165H158ZM171 166V165H170ZM195 166V167H194ZM17 167V166H16ZM25 167V166H24ZM85 167V166H84ZM89 167V166H88ZM129 167V166H128ZM162 167V166H161ZM172 167V166H171ZM80 168H82L83 169V167H80ZM86 168V167H85ZM172 168H174V165H173V167ZM191 168V167H190ZM17 169H19V168H17ZM16 169V170H17ZM76 169V168H75ZM74 169V170H75ZM24 170H22L23 172H24ZM89 170V169H88ZM160 170V169H159ZM159 170H157V171H159ZM166 170H168V168L166 169ZM21 170H19V172H20ZM78 171V172H77ZM157 171H155V173L157 174ZM161 171V173H162V169L160 170ZM163 171H165V170H163ZM41 172H44L43 174H44V177L45 178H43V177H41V178H43V180L42 179H40L39 177V179L41 180H39V179H35V180H38L37 182H34L33 181V177L34 176H36V175H38V174H40ZM64 172H67V173H64ZM166 172V171H165ZM17 173V172H16ZM46 173V174H45ZM61 173H62V175H61ZM64 173V174H63ZM159 174H160V172H158ZM36 174V175H35ZM42 174V173H41ZM40 174V175H41ZM89 174V173H88ZM87 174V175H88ZM159 174H158V176H159ZM163 174V173H162ZM167 174V175H166ZM20 175V174H19ZM46 175V176H45ZM153 175V174H152ZM4 176V175H3ZM14 176V175H13ZM12 176V173H11V175H10V177H13ZM39 176V175H38ZM42 176V175H41ZM60 176V177H59ZM88 176H90V174L88 175ZM157 176V175H156ZM157 176V177H158ZM157 177H155V178H157ZM3 178V177H2ZM87 178V177H86ZM85 178V179H86ZM89 178V177H88ZM87 178V179H88ZM91 178V179H92ZM10 179V178H9ZM86 179V180H87ZM91 179H89V180H91ZM145 179V178H144ZM186 179V178H185ZM146 180H148V181H146ZM145 180V182H149L150 181V179H146ZM92 181V180H91ZM91 181H88V182H91ZM141 181V182H142ZM0 182V183H1ZM84 182V181H83ZM86 182L87 181H85V185H86ZM139 182V183H138ZM182 182H184L185 183V191H183L182 193L180 192V186L182 185L183 186V184H182ZM92 184V183H91ZM143 184H144V181H143ZM142 183H141V185H143ZM9 185H11L10 187H9ZM84 185V186H85ZM139 186V187H141L142 188V186ZM137 186V185H136ZM135 186V187H136ZM143 186H145L146 187V184L145 185H143ZM149 185H147V187H148ZM139 187H136L137 189L139 188ZM145 187H143V188H145ZM86 188H87V186H86ZM91 188V187H90ZM93 188V187H92ZM132 188V189H133ZM143 188H142V190H143ZM88 190H89V187L87 188ZM94 190H95V188H93ZM122 189V192H123V189H124V191L125 192H123L122 194H125L126 192V194L128 195H122L121 194V192H119L118 193V195H117V192H116V190H121ZM125 189H127V190H125ZM131 189V190H132ZM148 188H145V190H147ZM90 190H92V189H90ZM134 190V189H133ZM139 190V189H138ZM141 190V189H140ZM145 190H143V191H145ZM150 190H147V191H150ZM99 191V190H98ZM103 191V193H105ZM115 191V192H114ZM182 191V190H181ZM93 192H95V191H93ZM100 192V191H99ZM102 192V191H101ZM133 192V194H134V191H132ZM191 192V193H190ZM114 193V194H113ZM129 193V194H128ZM144 193V192H143ZM148 193H146V195L148 194ZM158 193V194H157ZM101 194V193H100ZM113 194V195H112ZM145 194V193H144ZM143 194V195H144ZM93 195H95V194H93ZM93 195H91V196H93ZM105 195H106V197H105ZM146 195H144V196H146ZM154 195V194H153ZM104 196V197H103ZM129 197V198H127V197ZM142 196V195H141ZM140 196V197H141ZM130 199V200H129ZM141 199V198H140ZM144 199H141L142 201L144 200ZM94 200V199H93ZM121 200H119L120 202H118V200L116 201V203H121L122 201ZM129 200V201H128ZM92 201V200H91ZM172 201V202H171ZM74 202H77L76 204H74ZM87 202V203H86ZM144 202V201H143ZM172 203V205L174 206L173 207V210L172 209H170L169 208V206L171 205V204H169V203ZM45 203V207L44 206H42L43 204ZM86 203V204H85ZM93 202H91V204H92ZM134 203H135V201H134ZM90 204V203H89ZM96 204V205H97ZM117 204V205H118ZM88 205V204H87ZM86 205V206H87ZM94 205V204H93ZM120 205V204H119ZM141 205V204H140ZM171 205V206H172ZM39 206H42V208H43V210H42V208H41V210H37V211H34V210H36V208L37 207H39ZM114 206V205H113ZM131 206H128V207H131ZM136 206V205H135ZM138 206V205H137ZM146 206V207H145ZM238 206H243V207H247L248 209H245V208H243L242 207V211L240 212V210H239V212H240V214H239V216H238V218L240 217H243V219L241 218V219H239V221H241V220H244V216L245 215H247V213H249L250 214V212H247V210L249 211L250 209V211L251 212H253V213H251V214H255L256 216H252V215H250V217L252 218H250L251 220H250V222H248L249 220L248 219H245V221H247V223H245V221H244V223L243 224H241V222H239L240 223V226L238 225L239 223H237L236 224V226L238 225L239 226V228H237V229H234V227H236V226H230L229 227V225H230V223H229V225L227 226V224L224 226V225H222L221 227V229L218 231V229H216L218 226L216 225V224H218V221L220 220V218H222V217H226V215L231 211V210H233V208H236V207H238ZM82 207V206H81ZM80 207V208H81ZM89 207V206H88ZM91 207L93 208V206L91 205ZM96 207V206H95ZM110 207V206H109ZM114 207H116V206H114ZM127 206H125L124 208H126ZM98 208V207H97ZM117 208V210H116V212L118 211V209L120 208V206H118V207H116ZM122 208V207H121ZM250 208V209H249ZM82 209V208H81ZM127 209V208H126ZM125 209V210H126ZM129 209V208H128ZM127 209V210H128ZM138 209V208H137ZM169 209L171 210V211H169ZM244 209V210H243ZM264 209V208H263ZM80 210V209H79ZM89 210V209H88ZM92 210H94V209H92ZM120 210H122V212H123V209H120ZM7 211H15V213H14V216L12 217H5V215L7 214H5V212H7ZM38 211H40V212H38ZM82 211H83V209H82ZM84 211H85V209H84ZM131 211V210H130ZM33 212H37V213H33ZM85 212H87V211H85ZM89 212V211H88ZM92 212V211H91ZM121 211H119V212H117L118 214L120 213ZM9 213V212H8ZM16 213H17V215H16ZM69 213V214H68ZM76 213H75V215H76ZM78 213H79V211H78ZM84 213V212H83ZM90 213V212H89ZM5 214V215H4ZM81 214H82V212H81ZM128 214H129V211H128ZM75 215H73L72 216V214H71V217L73 218ZM9 216V215H8ZM69 216V217H68ZM115 216V217H114ZM123 216V215H122ZM187 216H191V222L188 220V222H186L187 221V219H186V221L184 220ZM231 216V215H230ZM249 216V215H248ZM248 216H246V217H248ZM118 217H119V215H118ZM117 217V218H118ZM77 218H78V220H77ZM89 218V219H90ZM109 218V219H110ZM227 218V217H226ZM225 218V219H226ZM237 218V217H236ZM249 218V217H248ZM254 218V219H253ZM34 219V220H33ZM120 219V218H119ZM190 219V218H189ZM219 219V220H218ZM235 219V218H234ZM234 219H233V221H234ZM77 220V221H76ZM184 220V221H183ZM223 220V219H222ZM228 220V219H227ZM238 220V219H237ZM90 221V222H91ZM116 221V220H115ZM114 221V223H117V221L115 222ZM221 221V220H220ZM219 221V222H220ZM236 221V220H235ZM102 222H100V223H102ZM110 222V221H109ZM118 222H119V220H118ZM224 222H225V220H224ZM236 222H238V221H236ZM236 222H234V223H236ZM31 223V225H29ZM93 223V222H92ZM108 223V222H107ZM111 223H112V221H111ZM225 223H228V222H225ZM224 223V224H225ZM104 224H105V222H104ZM220 224V223H219ZM233 224V223H232ZM27 225H29L30 227H29V229H28V232H27ZM103 225V224H102ZM105 225H107V224H105ZM114 225V224H113ZM112 225V226H113ZM214 225H216L217 227H215ZM235 225V224H234ZM94 226V225H93ZM147 226H151V229H149ZM224 226V227H223ZM102 227V226H101ZM100 227V228H101ZM231 227H233V228H231ZM93 228V227H92ZM97 227H95V229H96ZM107 228V227H106ZM105 228V229H106ZM135 228H137L136 230H135ZM213 228H215L216 230L214 231V232H212L214 229ZM253 228H254V230L256 229V231H255V233H253L254 232V230H253ZM26 229V230H25ZM74 229V230H73ZM94 229V228H93ZM112 229V231H110ZM125 229H129L130 230V232H129V230L128 231H126V233H125ZM132 229V230H131ZM90 230H92V229H90ZM99 230V229H98ZM104 230V229H103ZM133 230H135L136 232H134ZM71 231H72V233H73V231H76V232H74L75 234L73 235V234H71ZM93 231V230H92ZM100 231V230H99ZM102 231V230H101ZM101 231H100V234L102 235L103 233H101ZM70 232V233H69ZM98 232V231H97ZM127 232H129V235H126L127 234ZM134 232V233H133ZM108 233V232H107ZM133 233V234H132ZM210 233V234H211ZM17 234H19L20 235V238L17 236ZM91 234V233H90ZM104 234H106L105 232H104ZM198 234H200V233H198ZM238 234V235H240V237L241 238H243V243H240L239 241H241V239L237 242V241H235L234 240V238H232L233 236H235L236 237V235ZM17 236V238H18V240H19V246H17L16 245V248L18 247V250H19V253L18 254H21V256L22 257H25L26 258V256L28 255V256H30V257H32V259L33 260H29V258H27V259H25V258H23V259H21V257L19 256L18 257V255H17V257L15 256V252H14V254L12 253V254H8V250L10 249V248H13L15 245L13 244V241H14V243L16 242L13 238H12V236ZM71 235V236H70ZM93 235V234H92ZM99 235V234H98ZM108 235H109V233H108ZM107 235V236H108ZM195 235V234H194ZM1 236H2V238H4V237H9V238H7V239H5L4 238V240H2L1 239ZM90 236V235H89ZM89 236H87V237H89ZM100 236V235H99ZM98 236V237H99ZM193 236V237H192ZM202 236V235H201ZM212 236V237H213ZM92 237V236H91ZM104 237H106V236H103V238ZM203 237V236H202ZM212 237H211V239H212ZM239 237V236H238ZM237 237V238H238ZM10 238H12L13 239V241L10 239ZM16 238V237H15ZM17 238H16V240H17ZM97 238V237H96ZM108 238V237H107ZM199 238V237H198ZM204 238V237H203ZM93 239V238H92ZM95 239V238H94ZM209 239V238H208ZM108 240V239H107ZM106 240V241H107ZM201 240V239H200ZM88 242V241H87ZM108 242V241H107ZM113 242V241H112ZM155 242V243H154ZM197 242V241H196ZM206 242H207V240H206ZM210 242V243H211ZM18 242H16V244H17ZM90 243H91V240H90ZM93 243H94V240H93ZM108 243H110V242H108ZM199 243V242H198ZM240 243V244H239ZM100 244V243H99ZM111 244V245H112ZM158 244V245H157ZM160 244V245H159ZM201 244H202V241H201ZM203 244H206V243H203ZM202 244V245H203ZM207 244H209V243H207ZM94 245V244H93ZM156 245V246H155ZM13 246V247H12ZM92 246V245H91ZM109 246V245H108ZM162 246V247H161ZM204 247H205V245H203ZM257 246V249L255 248ZM90 247V246H89ZM97 247V246H96ZM102 248H103V246H101ZM93 248V247H92ZM98 249H99V247H97ZM202 248V247H201ZM206 248V247H205ZM204 248V249H205ZM254 248L256 249L255 251L256 252H252L253 250H254ZM14 250H16L15 248H13ZM78 249V250H77ZM85 249V248H84ZM93 249H95V248H93ZM129 249V250H130ZM190 249V251L189 252H187L188 250ZM203 249V248H202ZM17 250V251H18ZM123 250V251H122ZM187 250V251H186ZM193 250V251H192ZM206 250V249H205ZM204 250V251H205ZM257 250L258 251H260L259 253L257 252ZM192 251V252H191ZM7 252V254H5ZM120 252V253H121ZM205 252H207V251H205ZM252 252V253H251ZM97 253V252H96ZM120 253H119V256H120ZM200 253V254H201ZM98 254V253H97ZM103 254V253H102ZM116 254V255H115ZM200 254H198V255H200ZM205 255H206V253H204ZM203 254V255H204ZM250 254V255H249ZM126 255V254H125ZM101 256V257H102ZM256 256V257H257ZM90 257L91 258H93V256L92 255H90ZM98 257V256H97ZM200 257L201 256H199V259H200ZM264 257V255L261 257V259ZM19 259L20 258V263H19V260L17 261V259ZM95 258V257H94ZM94 258H93V260H94ZM117 258V260H118V257H116ZM251 258H253V259H251ZM256 259V258H255ZM254 259V260H255ZM21 260H23L24 262H21ZM26 260V261H25ZM142 260V261H143ZM258 260H259V262H258V264L260 263V261H262V260H260L259 258H258ZM30 261V262H29ZM89 261H91V260H89ZM96 261V260H95ZM99 261V260H98ZM139 261H141V260H139ZM141 261V262H142ZM157 261H155L156 263H157ZM198 261V260H197ZM215 261V262H214ZM222 261V262H223ZM92 262V261H91ZM198 262H200V261H198ZM197 262V263H198ZM218 262H220V261H218ZM217 262V263H218ZM26 263V264H27ZM94 263V261L92 262V264ZM98 263V262H97ZM117 263H115V264H117ZM201 263H202V261H201ZM212 263V264H213ZM216 263V264H217ZM25 264V263H24ZM89 264H90V262H89ZM101 264H102V262H101ZM139 264H141V263H139ZM218 264H220V263H218ZM223 264V263H222ZM256 264H257V262H256ZM261 264V263H260ZM262 264H264V261H263V263Z\"/></svg>", "mask_w": 264, "mask_h": 264}, {"label": "rangeland", "instance_id": "374dc122", "mask_svg": "<svg viewBox=\"0 0 264 264\" xmlns=\"http://www.w3.org/2000/svg\"><path fill=\"white\" fill-rule=\"evenodd\" d=\"M4 1V2H3ZM0 0V39L1 40H3V42H1L0 41V45H1V51H3V54H2V52L0 51V53L2 54H0V61L2 60V64H1V62H0V65H4L5 64V62H9V67L7 66V64L8 63H6L4 66H5V68H6V70H5V68L4 67H0V82L2 83H0L1 84V86L0 87H3L4 88V86H5V88H4V90L2 91L1 89H0V91L2 92H0L1 94H0V96L3 94V96H1L0 97V123H2V121H3V123L1 124V125H5V120H8L9 121V119L11 120V121H9V122H11V123H16L17 121H16V116H17V119H18V121H23V122H25L24 123V125H25V127H23L22 129V131L20 132V131H18V133H21V134H18V136L20 135L21 137H26V139H29V138H31V139H29V141L27 140H25V141H23V143H22V140H21V142H19L20 140H19V138H21L20 136L18 137V136H16L17 138H18V140L16 139V138H14L15 140H17L18 142V144H13V142H16V141H14L13 139V141L12 140H10V142H12L11 144H10V142H9V140L8 141H6L4 144H6L7 142H9L8 143V146H9V144H10V147H8L7 146V144L5 145V147L6 148H12V147H14V145H15V147H16V145H18V146H20L19 148H18V146H17V151H19V153L17 152V151H13V153H14V155H16V156H14L13 154H11L10 153V155L8 156V157H10V156H12V158H14L15 159V157H17L15 160H17V162H16V164L14 163L15 162V160H13L11 157V160L12 161H14V162H12V164L14 163V166H12V164H11V166L12 167H10V170L12 171V169H14L13 167H15V169H14V171L15 172H11L12 173V176L13 177H10V175H11V173H10V175H9V172H3V174H2V176H0V182H1V180L3 181V179L4 180H6L4 177H5V175H6V177H7V174H8V178H7V180H6V186H8V184H10V182H8L9 180L12 182L11 183V185L13 186V187H15V185L17 184V182H19L18 180H20V178L22 179V175L24 176V174L23 173H25V168L26 167H28V166H26V165H28L27 164V158H26V156H27V154H30V153H32L34 150H36V149H38V146L41 144V143H39L38 141L40 140V137L39 136H37V131H39L38 132V134L40 135V131H41V128L43 127V126H45V125H47L49 122L47 121V118L49 119L50 118V115H52L53 114V111H54V114L52 115V116H55V118H54V120H57L56 119V117L58 118L59 117V119L57 120V121H63V120H61L60 119V117L63 119L64 118V122H66V121H68L67 122V124H70L71 126H76V124H77V126H80V128H81V133L84 131V133H82V136H83V138L81 137V135H80V137L81 138H79V140H76V142L75 141H73L71 138H70V134L68 133V137H66V135H67V133L65 132V134L66 135H63V133H62V135L64 136V138L63 139H65L66 138V141H68V143H69V140L71 141V142H75V143H77V145H74V146H78L77 147V149H75V147L73 146L72 147V145L71 144H68V145H71V147H69V148H74V150L76 151V150H80V148H81V151L85 148L86 150H88L87 152H86V150L84 149L83 150V152H81L80 153V151L78 152V151H76V152H78V154H81V155H83L82 153H84V154H86L85 156H86V158L84 159V161H86L85 163L82 161V162H78L79 164L80 163H83L82 165L80 164H78L79 165V167H75V168H73V170H71V171H69V174H71L70 172H73V171H75L76 172V170H87V174L89 173L90 174V176H88L87 174L85 175V178L87 177H89L87 180L84 178L83 179V181H82V190L85 188V190H83V192H85V195L87 196V195H89L90 193H91V195H93V194H95V195H93V196H91V195H89V196H87L88 198L90 197V199H88L87 201L90 203H85L86 205H84L83 203H80V204H82V205H78V204H76L77 202H74V204H76L77 206H76V210H77V213H76V215H75V213L73 212H71L70 214H69V216H70V218H69V220L71 219V220H74L76 217H77V215H78V218H80L81 216L80 215H83L82 216V219H84V217H85V219H84V221L86 222V220H89V222H87L88 224H86L87 226H89L90 228H87L88 229V231H87V235L85 236V238H84V241L85 240H87L86 242H85V244L83 245V247L81 248V249H83V251H84V253L86 254V256L88 257V263L87 264H89V262H90V264H92V262L94 261V263L93 264H101V262H102V264H103V260L102 261H100L101 259H103V256L102 255H104V251L108 248V247H111V246H113L114 244L116 245L117 244V242H115L113 239H110V232L108 231L109 230V228H112L113 230L117 227V225H118V228L116 229V230H119V228H120V226H121V223H122V221L124 220V218L126 217L127 219L129 218L128 216H130V214L131 213H133V211H134V213H135V211L136 210H139L140 208L141 209H143L144 211H145V209L147 210V208H144V206H143V204L145 205V200L147 199V201L149 200H153V198H155L157 195H156V193H152L151 192V190H150V187H152V186H150V184L152 185V182L153 181H156L158 178H160L161 176L163 177L164 175H165V173H168V171L169 172H172V171H174L175 169H183L184 171H183V179H184V182L187 180V177H189L188 176V174L190 173V174H192L193 172H194V170H195V168H192V166H191V164L192 163H194V162H192L191 163V161H194L193 160V158L194 159H197L198 158V154L200 153V151H201V149L199 148V149H195L196 148V146L195 145H193L194 143H195V141H199L200 142V138H202V141H201V143H206L207 141H206V138L207 139H209L208 137H210V138H212V136L216 133L217 134V132H219V131H216V132H214V130H215V128L218 130V126H216L215 125V123H217L216 122V120L218 121V119L217 118H227L228 119V116H229V119H231V118H233L234 119V122H233V119L230 121V122H233V124L232 125H230V127H232V126H234V124H235V122H236V124H237V121L239 120V118H238V120H237V112H239L240 110L242 111L243 110V108L245 109V111L246 110H249V111H247L246 113H247V115H248V119H249V124H248V129H250L251 127L250 126H252L253 128V130L252 129H250L251 131H256V132H254L255 134H259V133H261L262 132V130H264L263 129V127H264V122H263V120H264V92H263V90H264V84L263 85H260L259 87H257V89H256V86H252V85H254L253 84V79H251L252 77L254 78V76H252V73H255V71L257 70V69H255V71L254 72H252L253 71V68H256V65L258 66V62H256L258 59H255V58H251L252 57V55H254L253 57H256V58H258L257 56L259 55V53L261 52L262 53V51H255V52H253V54L251 55V56H244L242 59V61H244V62H247L248 63V61H246L245 59L247 58V60H249V63H250V60H252V62H251V65L250 64H247V65H244L245 63L243 62V65H242V67H235L236 69L234 70V76H233V78H236L235 80H234V82L236 83L237 82V84H235L236 85V87H237V89L235 88V86L232 84V82L233 81H230L231 83V85H229V83H228V81H226V78H227V76H225V75H228L229 73L228 72H226V71H224L225 70V66H223V61L221 60V59H219L220 61H222V63L223 64H221V62L220 61H215V62H217L216 63V65H215V63H213L212 64V61H210V59H212V55H215L214 54V50H215V52L217 51V49H215V46H217V44H219L218 42H219V40H217V38L218 37H220V35L222 34V36L223 35H226V36H230V34L231 35H236V34H246L245 35V37L247 38H249V37H251V35L253 34L252 32H258V31H260L261 29H262V26L261 25H259L258 24V26H257V24L255 23V22H251V20H247L246 21V19L245 20H243V19H241V18H239L238 16H239V14H240V12L242 11V13L244 14V10H245V13H247L248 11L247 10H249V12H250V10H251V7H252V4H251V2H252V0L250 1V0H244V1H246V2H244L243 0L240 2V4H238V7L235 9V12L233 11L232 13L231 12H229L228 14H227V21H228V23H226L227 21H225V22H223V24H221V23H217V21L215 22V21H211L209 24H206L205 22H202V21H200V19L198 18V17H187L188 15L187 14H189L187 11H190V8H188V7H186V5H188V4H190L191 3V1L193 2L194 0H184V2H183V0H177L180 4H182L183 3V5H179L178 4V2H176L178 5L175 7V5L176 4H174V2L176 1H171L174 5H170V4H172V3H170L169 5L171 6L170 8H172V9H174V7L176 8V10L177 9H179L178 7H180V9L182 8V7H184V9H185V11H183L184 9L182 8L180 11L178 10L177 12L175 11V13L173 14L174 15V17H173V15H168L169 17H172V18H169L168 16H166V19L164 18V20L162 19L163 17H161L160 16V18L157 16V15H159V14H157L158 12H160V11H158V10H160L159 8L161 7L160 5H161V3H162V1L160 0V2H156V1H158V0H150L151 2H149V0H145V2H144V0L143 1H139V0H133V2L132 3H134L133 5L130 3V4H126V7H128V8H130V7H132V9L130 8L129 9V12L130 13H126V14H122V12L120 11V13H118L119 11H118V9H119V5H120V2H119V0H90V2L88 1V0H62L61 2H60V0H59V2H60V6H59V2H58V0H38V1H40V4H39V2L36 0H10V1H8V0ZM18 3H17V2ZM64 1V2H63ZM95 1V2H94ZM137 1H139V2H137ZM153 1V2H152ZM182 1V2H181ZM188 1H190V2H188ZM221 1H223V2H221ZM218 0L217 2H219L220 4L222 3V4H224V0ZM248 1H250V4L248 3ZM263 1V0H262ZM14 3L13 5H11L12 3ZM25 2H27V3H25ZM36 4H35V3ZM38 2V3H37ZM47 2V3H46ZM150 4H149V3ZM157 4H156V3ZM243 2V3H242ZM4 3V4H3ZM7 3V4H6ZM26 5H25V4ZM31 3V4H30ZM78 3V4H77ZM87 3V4H86ZM102 3V4H101ZM113 3V4H112ZM140 3L142 4V5H140ZM146 4V5H144L143 6V4ZM155 3V4H154ZM184 3H186V4H184ZM243 5H242V4ZM244 3H245V5H244ZM253 3V2H252ZM261 3H264V1L263 2H261ZM9 4V5H8ZM16 4V5H15ZM35 6H34V5ZM38 4H39V6H38ZM42 4V5H41ZM58 4V5H57ZM63 4V6H61ZM71 4L73 5V6H71ZM83 4V5H82ZM94 4V5H93ZM152 4V5H151ZM160 4V5H159ZM191 4H193V3H191ZM248 4V5H247ZM3 7H2V6ZM24 5V6H23ZM32 7H31V6ZM38 7H37V6ZM41 5V6H40ZM48 5V6H47ZM69 5V6H68ZM132 5V6H131ZM136 5V6H135ZM154 5V6H153ZM157 5H159V6H157ZM250 5H251V7H250ZM262 5H264V4H262ZM15 6H17V7H15ZM21 6V7H20ZM30 6V7H29ZM56 6V7H55ZM77 6H78V8H77ZM79 6H82V7H80L79 8ZM83 6H85V8L83 7ZM88 6V7H87ZM102 6V7H101ZM116 8H115V7ZM144 8H143V7ZM191 6V5H190ZM189 6V7H190ZM243 6V7H242ZM1 7H2V9H1ZM8 7V8H7ZM29 8V9H26V8ZM35 7V8H34ZM40 7V8H39ZM44 7V8H43ZM47 7H49V8H47ZM136 7V8H135ZM159 7V8H158ZM249 7V8H248ZM4 8H7V9H4ZM19 8H20V10L21 11H23V12H21L20 10H19ZM22 8H23V10H22ZM31 8V9H30ZM34 8V9H33ZM65 8V9H64ZM71 8V9H70ZM73 8V9H72ZM91 8V9H90ZM102 8V9H101ZM103 8H104V10H103ZM134 8V9H133ZM146 8H148V9H146ZM158 8V9H157ZM246 8V9H245ZM42 9V10H41ZM56 9V10H55ZM75 9V10H74ZM79 9V10H78ZM83 9H84V12H80V11H83ZM86 9V10H85ZM90 9V10H89ZM96 9V10H95ZM111 9V10H110ZM152 9V10H151ZM171 9V10H172ZM243 9V10H242ZM7 10V11H6ZM18 10V11H17ZM25 10V11H24ZM58 10V11H57ZM71 10V13L69 12ZM78 10V11H77ZM94 10V11H93ZM116 10V11H115ZM138 10V11H137ZM141 10V11H140ZM156 10H157V12H156ZM187 10V11H186ZM239 10H241V11H239ZM20 11V12H19ZM27 11H28V14H26L27 13ZM41 11V12H40ZM89 11H91V12H89ZM101 11V12H100ZM118 11V12H117ZM134 12V13H132V12ZM149 11V12H148ZM173 11V10H172ZM185 12L184 14H181V13H183V12ZM247 11V12H246ZM26 12V13H25ZM35 12H37V14L35 13ZM102 12H103V14H102ZM116 12V13H115ZM140 12H141V14H140ZM237 12H239V13H237ZM40 13H41V15H40ZM47 13V14H46ZM64 15H63V14ZM76 13V14H75ZM85 15H84V14ZM92 13H93V15H92ZM107 15H106V14ZM145 13H149V14H146V16H145ZM151 13V14H150ZM172 13V12H171ZM178 13L179 14H181V15H183V17L182 16H179L178 15ZM187 13V14H186ZM236 13V14H235ZM3 14V15H2ZM13 14V15H12ZM15 14V15H14ZM57 14V15H56ZM59 14V15H58ZM66 14V15H65ZM69 14H71V15H69ZM79 14V15H78ZM130 14H132V15H130ZM237 14H238V16H237ZM61 15V16H60ZM77 15V16H76ZM96 17H95V16ZM103 15L104 17H103V19H101L102 17L101 16ZM137 15V16H136ZM141 15V16H140ZM232 15H234V16H232ZM236 15V16H235ZM242 15V14H241ZM241 15H240V17H241ZM2 16V17H1ZM28 16V17H27ZM58 16V17H57ZM69 16V17H68ZM74 16V17H73ZM84 17V18H82V17ZM98 16H99V18H98ZM128 16V17H127ZM131 16H133L132 18H131ZM135 16V17H134ZM140 16V17H139ZM152 16H153V20H152ZM157 16V18H155ZM188 18V19H186V17ZM3 17H5V18H3ZM18 17V18H17ZM67 17V18H66ZM76 17H79V18H76ZM81 17V18H80ZM106 17H108L107 19H106ZM137 17V18H136ZM146 17H148L149 18V20H148V18H146ZM165 17V16H164ZM177 18V20H174V19H176ZM33 18V19H32ZM48 18V19H47ZM60 18V20H58ZM65 18V19H64ZM92 18H93V20H92ZM95 18H96V21H95ZM113 18V19H112ZM117 19V20H115V19ZM134 18V19H133ZM140 18V19H139ZM146 18V19H145ZM151 18V19H150ZM159 18V19H158ZM169 18V19H168ZM174 18V19H173ZM193 18L196 20H193ZM198 18V19H197ZM25 19V20H24ZM29 21H28V20ZM68 19V20H67ZM71 19H73V20H71ZM80 19H82V20H80ZM112 19V20H111ZM158 19V20H157ZM184 19V20H183ZM236 19V20H235ZM240 19V20H239ZM31 20H33V21H31ZM67 20V21H66ZM74 20H75V22H74ZM79 20H80V22H79ZM90 20V21H89ZM99 20H100V22H99ZM106 20V21H105ZM108 20V21H107ZM114 20H115V23H114ZM121 20V21H120ZM134 20H137V21H134ZM161 22H160V21ZM169 20L170 21H172L173 22V24H172V22H169ZM192 20V21H191ZM232 22H231V21ZM243 20V21H242ZM15 21H16V23H15ZM31 21V22H30ZM46 21V22H45ZM59 21V22H58ZM61 21V22H60ZM66 21V22H65ZM71 21V22H70ZM87 21H89L88 23H87ZM105 23H104V22ZM118 21V22H117ZM123 21H126L127 23H125V22H123ZM143 21V22H142ZM156 21V22H155ZM157 21H159V22H157ZM168 21V22H167ZM179 21H181L180 23H179ZM234 21H236L235 22V24L236 23H238V25L236 24H234L233 22ZM238 21V22H237ZM240 21V22H239ZM242 21V22H241ZM252 23H250V22ZM253 21V20H252ZM5 22H7V23H5ZM11 22V23H10ZM49 22V23H48ZM53 22V23H52ZM70 22V23H69ZM74 22V23H73ZM123 22V23H122ZM141 22H142V25H141ZM145 22V23H144ZM152 22H155L154 24L152 23ZM175 22V23H174ZM177 22V23H176ZM194 22L195 23H197V24H194ZM244 22H247L246 24L244 23ZM2 23V24H1ZM13 23V24H12ZM18 23V24H17ZM33 23V24H32ZM47 23H48V25H47ZM100 23V24H99ZM104 23V24H103ZM107 23V24H106ZM137 23H139V24H137ZM146 23H147V25H146ZM199 23V24H198ZM201 23H203V24H201ZM206 25H208V26H206ZM211 23H212V25H211ZM214 23V24H213ZM232 23V24H231ZM244 23V24H243ZM256 24L255 26H254V24ZM32 24V25H31ZM39 24V25H38ZM54 24V25H53ZM75 24V25H74ZM79 24V25H78ZM81 24V25H80ZM109 24V25H108ZM116 24V25H115ZM118 24V25H117ZM125 26H124V25ZM157 24V25H156ZM181 24H182V26H181ZM191 25V27H190V25ZM217 24V25H216ZM219 24V25H218ZM225 24H226V27H227V25H228V27L226 28L225 27ZM241 24H243V27H242V25ZM11 25V26H10ZM66 25V26H65ZM74 25V26H73ZM90 25V26H89ZM93 25H94V27H93ZM124 27H123V26ZM128 25H130V26H128ZM141 25V26H140ZM171 27H170V26ZM175 25V26H174ZM188 25V26H187ZM200 25H202V27H198V26ZM204 25V26H203ZM223 25V26H222ZM232 25V26H231ZM251 25V26H250ZM5 26V27H4ZM34 26V27H33ZM38 26V27H37ZM67 26H68V28H67ZM75 28H73V27ZM78 26V27H77ZM81 26V27H80ZM96 26V27H95ZM105 26H106V28H105ZM118 26H120V27H118ZM134 26V27H133ZM135 26H136V28H135ZM139 26V27H138ZM147 26V27H146ZM149 26H151V27H149ZM158 26V27H157ZM160 26V27H159ZM173 26V27H172ZM209 26H210V28H216V29H209L208 30V28H209ZM212 26V27H211ZM231 26V27H230ZM237 26H239V27H237ZM244 26H246L245 28H244ZM253 26V27H252ZM13 27V28H12ZM16 27V28H15ZM33 27V28H32ZM47 27H49L48 29H47ZM105 28V30H104V28ZM125 27H126V29H125ZM141 27V28H140ZM155 27V28H154ZM163 29H162V28ZM188 27V28H187ZM221 27V28H220ZM233 27H235V28H233ZM7 28H9V29H7ZM10 28H11V31H10ZM23 28V29H22ZM37 28V29H36ZM40 28V29H39ZM58 28V29H57ZM76 28H78V29H76ZM83 28V29H82ZM88 28V29H87ZM99 28H100V30H99ZM114 28V29H113ZM116 28V29H115ZM118 28V29H117ZM119 28H121V30L119 29ZM131 29V30H129V29ZM134 28V29H133ZM167 28H169L168 29V31H166L167 30ZM172 28H174V29H172ZM189 28H191V29H189ZM194 28H195V30H194ZM200 28V29H199ZM207 28V29H206ZM229 28V29H228ZM232 28V29H231ZM237 28V29H236ZM239 28V29H238ZM242 28V29H241ZM254 28H255V30H254ZM258 28V29H257ZM261 28V29H260ZM4 29V30H3ZM7 29V30H6ZM15 29V30H14ZM25 29H27V30H25ZM65 29V30H64ZM87 29V30H86ZM103 29V30H102ZM112 30V31H109V30ZM123 29V30H122ZM137 29H140V30H137ZM150 31H149V30ZM171 29V30H170ZM177 29V30H176ZM234 29H236V30H234ZM252 29V30H251ZM9 30V31H8ZM50 30V31H49ZM60 30V31H59ZM72 30V31H71ZM75 30V31H74ZM88 30H90L89 32H88ZM99 30V31H98ZM116 30H117V32H116ZM129 30V31H128ZM170 30V31H169ZM179 30V31H178ZM185 32H184V31ZM188 30V31H187ZM212 30V31H211ZM231 30V31H230ZM241 30V31H240ZM18 31V32H17ZM34 31V32H33ZM45 31V32H44ZM47 31V32H46ZM66 31V32H65ZM77 31H79V32H77ZM81 31V32H80ZM83 31V32H82ZM92 31V32H91ZM93 31H94V33H93ZM178 31V32H177ZM192 31H194V33L192 32ZM200 31V32H199ZM224 31H225V33H224ZM7 34H6V33ZM20 32V33H19ZM39 32H40V34H39ZM42 32V33H41ZM54 32V33H53ZM62 32V33H61ZM74 33V34H72V33ZM77 32V33H76ZM88 32V33H87ZM175 32V33H174ZM191 32V33H190ZM207 32V33H206ZM227 32L229 33L228 35H227ZM24 33V34H23ZM44 33V34H43ZM83 34V35H81V34ZM91 33V34H90ZM147 33V34H146ZM183 33V34H182ZM196 33V34H195ZM215 33V34H214ZM217 33V34H216ZM219 33H220V35H219ZM233 33V34H232ZM249 33L251 34V35H249ZM22 34V35H21ZM52 34V35H51ZM87 34V35H86ZM170 34V35H169ZM176 34V35H175ZM192 34H193V36H192ZM207 34V35H206ZM212 34V35H211ZM18 35H19V37H18ZM33 35V36H32ZM39 35V36H38ZM53 35H54V37H53ZM93 35V36H92ZM117 35V36H116ZM158 35H161V36H158ZM174 35V36H173ZM180 35V36H179ZM188 35H189V38L190 37H193V39H194V41H195V43H194V41L192 40L191 42H192V45H190L191 44V42L189 43V41L187 42V38H188ZM214 35V36H213ZM216 35V36H215ZM219 35V36H218ZM67 36V37H66ZM69 36V37H68ZM76 36V37H75ZM84 36H85V39H84ZM105 36H107V37H105ZM112 36V37H111ZM154 36V37H153ZM166 36H168V37H166ZM207 36V37H206ZM212 36H213V41L215 42L216 40H217V42H216V45H215V43L210 39V38H212ZM220 37V40L223 38V37H226V36H223V37ZM50 37H51V39H50ZM79 37V38H78ZM109 37V38H108ZM170 37H172V38H170ZM183 37V38H182ZM195 37V38H194ZM201 37H203L202 38V40H201ZM215 37H217L216 39H215ZM3 38V39H2ZM12 40V39H15V40H10V39ZM22 38V39H21ZM46 38V39H45ZM123 38H124V40H123ZM143 38H144V40H143ZM147 38V39H146ZM150 38H151V40H150ZM154 38V39H153ZM162 38V39H161ZM184 38H186V39H184ZM28 41H27V40ZM44 39V40H43ZM65 39V40H64ZM79 39V40H78ZM80 39H81V41H80ZM130 39V40H129ZM147 41H146V40ZM161 39V40H160ZM173 39V40H172ZM174 39H176V41L174 40ZM179 39V40H178ZM182 39H184V40H186V42L184 41V40H182ZM198 39H200V41L198 40ZM4 40H6V41H4ZM8 40H10L11 41V45H9L10 44V41H8ZM22 40V41H21ZM78 40V41H77ZM86 40V41H85ZM106 40V41H105ZM108 40V41H107ZM119 40V41H118ZM142 40V41H141ZM156 40V41H155ZM163 40H164V42H163ZM167 40V42H165ZM180 40H182L181 42H182V44H183V46L180 44L181 42H180ZM196 40L198 41V42H196ZM207 41V42H204V41ZM210 40H211V42H213L212 44H211V42H210ZM118 41V42H117ZM127 41V42H126ZM130 41V42H129ZM149 41V42H148ZM155 41V42H154ZM160 41V42H159ZM176 42V44H175V42ZM19 42V43H18ZM28 42V43H27ZM48 42V43H47ZM51 42V43H50ZM63 42V43H62ZM66 42V43H65ZM78 44H77V43ZM83 42V43H82ZM101 42V43H100ZM110 42H112V43H110ZM114 42V43H113ZM121 42V43H120ZM133 42V44H131ZM152 42V43H151ZM180 42V43H179ZM199 42H201L202 44H201V46L202 45H204V46H199L200 45V43ZM93 43L95 44V45H93ZM97 43V44H96ZM116 43H118V44H116ZM120 43V44H119ZM124 43V44H123ZM126 43V44H125ZM130 44V45H128V44ZM140 43V44H139ZM143 43H146V44H143ZM150 43V44H149ZM159 44V46L162 48V46H163V48L161 49L159 46H158V44ZM177 43H178V45H177ZM197 43V44H196ZM23 44V45H22ZM26 44V46H24ZM29 44V45H28ZM51 44V45H50ZM78 46H77V45ZM79 44H81V47L79 48ZM105 46H104V45ZM157 44V45H156ZM174 44V45H173ZM182 46V48L181 47H179V48H177L178 46H180V45ZM199 44V45H198ZM210 44V45H209ZM4 45V46H3ZM7 45V46H6ZM32 45V46H31ZM64 45V46H63ZM71 45V46H70ZM87 46V47H84V46ZM99 45V46H98ZM102 45V46H101ZM121 45V46H120ZM134 45H136V47H132V46ZM151 47H150V46ZM153 45V46H152ZM172 45V46H171ZM176 45H177V47H176ZM184 45H185V47H184ZM188 45V46H187ZM207 45H209L207 48H206V46ZM215 45V46H214ZM5 46H6V48H5ZM11 46L13 47V49L12 50H8L9 48H11ZM34 46V47H33ZM73 46H75L74 48H76V49H78V50H75L74 48H73ZM104 46V47H103ZM114 46V47H113ZM126 46V47H125ZM130 46V47H129ZM141 46V47H140ZM142 46H144V47H142ZM148 46V47H147ZM189 46H192L191 48L189 47ZM198 46V47H197ZM9 47V48H8ZM30 47V48H29ZM66 47V48H65ZM93 47V48H92ZM100 47H102V48H100ZM107 47H108V49H109V51L107 50ZM140 47V48H139ZM145 47H147L146 48V51L149 49L150 50V48H153L154 50H150L151 51V53H150V51L147 53L146 51H144L145 50ZM155 47L157 48V49H155ZM173 47V48H172ZM175 47H176V49H175ZM187 47V48H186ZM200 47V49H198ZM209 47H210V49H209ZM212 47V48H211ZM25 48H28L27 50L25 49ZM68 48V49H67ZM81 48H85V49H81ZM87 48V49H86ZM92 48V49H91ZM112 48V49H111ZM117 48V49H116ZM166 48L168 49V52H167V50H166ZM181 48V49H180ZM195 49V51H194V49ZM206 48V49H205ZM26 51H25V50ZM47 51V53H45L46 51ZM49 49H50V51H49ZM72 49H74V50H72ZM99 50V52H98V50ZM102 49V50H101ZM125 49V50H124ZM132 49V50H131ZM136 49V50H135ZM139 49L142 51V49H143V51H142V53L141 52H139ZM170 49H172V51L170 50ZM174 49V50H173ZM191 49V50H190ZM214 49V50H213ZM8 51V52H6L5 53V51ZM29 50V51H28ZM36 50H38V51H36ZM54 50V51H53ZM57 50H59L58 52H57ZM81 50V51H80ZM85 50V51H84ZM86 50H87V52H86ZM122 50V53L121 52H119V51H121ZM131 50V51H130ZM134 50H135V53L136 54H138V55H136V54H133L134 53ZM178 50V51H177ZM181 50H183V51H181ZM193 50V51H192ZM198 50V51H197ZM207 50V51H206ZM209 50V51H208ZM210 50L213 52L212 53V55H211V52H210ZM12 51V52H11ZM13 51H14V53H13ZM21 51V52H20ZM49 51V52H48ZM63 51V52H62ZM76 51V52H75ZM78 51H80V53L78 54V56H77V53H78ZM102 51V52H101ZM118 51V52H117ZM138 51V52H137ZM155 51V52H154ZM157 51H158V53H157ZM166 51V52H165ZM169 51H171V52H169ZM181 51V52H180ZM192 51V52H191ZM27 52V53H26ZM33 52H34V54H33ZM37 52V53H36ZM38 52H40V54L38 53ZM66 52V53H65ZM70 52V53H69ZM73 52V53H72ZM82 52V53H81ZM101 52V53H100ZM109 54H108V53ZM129 52H130V54H129ZM145 52H146V54H145ZM162 54H161V53ZM174 52V53H173ZM176 52V53H175ZM177 52H178V55H176L177 54ZM180 52V53H179ZM184 52V53H183ZM189 52V53H188ZM200 52V53H199ZM202 52V53H201ZM204 52V53H203ZM210 52V53H209ZM258 52V53H257ZM9 55H11V56H9ZM14 55H13V54ZM18 53H20V55L18 54ZM23 53V54H22ZM30 53V54H29ZM50 53V54H49ZM53 53V54H52ZM63 53V54H62ZM69 53V54H68ZM84 53H86V54H84ZM97 53V54H96ZM105 53V54H104ZM118 53V54H117ZM154 54V57H152L153 56V54ZM173 53V54H172ZM181 53H182V55H183V57H182V55H181ZM195 55H194V54ZM209 53V54H208ZM261 53H260V56H261ZM49 54V55H48ZM57 54V55H56ZM67 54L68 55H70V56H72L73 54L74 55H76L77 57H79V58H77L76 56H74L73 58H75L76 57V59H74L75 61H77V62H79V63H77V62H75L74 60H73V58L71 57V59H70V56H67ZM72 54V55H71ZM83 54V55H82ZM96 54V55H95ZM100 54H102V56L100 55ZM108 56H107V55ZM152 54V55H151ZM159 54H160V57H159ZM164 54V55H163ZM187 54L189 55V56H187ZM202 54V55H201ZM205 55V57H204V55ZM4 55V56H3ZM6 55H8L9 57H7L6 58ZM18 55V56H17ZM21 55H22V57H21ZM40 55V56H39ZM43 55H44V57H43ZM59 55V56H58ZM105 55V56H104ZM111 55V56H110ZM124 55H126V56H124ZM129 55H131V56H129ZM133 55V56H132ZM141 55V56H140ZM147 55L148 56H150L151 55V57L149 58V57H147ZM156 55V56H155ZM162 55V56H161ZM169 55V56H168ZM208 55H211V57L209 56V60H208V57H206V56H208ZM16 56L17 57V59H19V57L20 58H22L23 59V61H22V59H20V60H17V63L15 62L16 60H14L13 58ZM32 56V57H31ZM35 56V57H34ZM37 56V57H36ZM99 57V58H97V57ZM157 56H158V59H157ZM173 56V57H172ZM174 56L176 57L175 59H174ZM184 56H186L185 57V59H184ZM190 56H192V57H190ZM196 56V57H195ZM13 57V58H12ZM40 57H43V58H41L40 60H42V63H41V65L40 64H38L39 62H41L40 60H39V58ZM53 57V58H52ZM57 57H59L58 58V62H57ZM61 57V58H60ZM82 57V58H81ZM83 57H85V58H83ZM108 57V58H107ZM110 57V58H109ZM116 57V58H115ZM118 57H120V58H118ZM139 57V58H138ZM145 57V58H144ZM162 57L164 58V59H162ZM181 57V59L183 58L184 60H183V62H181V63H178V61H177V58H180ZM194 57V58H193ZM204 57V58H203ZM9 58V59H8ZM11 58V59H10ZM25 58H26V60H27V58L29 59L30 58V60H25ZM47 58V59H46ZM63 58V59H62ZM72 60V61H70L69 62V60ZM87 58V59H86ZM126 58V59H125ZM130 58H134L133 60L132 59H130ZM140 58H142V60H140ZM154 58V59H153ZM155 58H156V60H155ZM192 58V59H191ZM199 58H201V59H199ZM206 58V59H205ZM3 59H5V60H3ZM32 59H38L37 61L38 62H36V61H34V60H32ZM51 59V60H50ZM53 59V60H52ZM83 59V60H82ZM99 59H101V61L99 60ZM113 59V60H112ZM117 59V60H116ZM123 59V60H122ZM125 59V60H124ZM160 59H162V61L160 60ZM166 59V60H165ZM171 59H173V60H175V61H172ZM195 59V60H194ZM253 59H255V61L253 60ZM7 60V61H6ZM12 62H11V61ZM25 60V61H24ZM43 60H44V62H43ZM46 60H48V61H46ZM61 60V61H60ZM99 60V61H98ZM110 60V61H109ZM115 60V61H114ZM121 60L123 63H121V61H120V64H119V61ZM142 61V62H140V61ZM151 60V61H150ZM153 60V61H152ZM160 60V61H159ZM189 60H190V62H189ZM193 62H192V61ZM213 60V59H212ZM3 61H5V62H3ZM46 61V62H45ZM53 61V62H52ZM69 62V64H68V62ZM83 63H82V62ZM89 61V62H88ZM93 61H95L94 63H97V64H94L93 63ZM108 61V62H107ZM112 61H113V63H112ZM128 61V62H127ZM130 61V62H129ZM133 61V62H132ZM135 61V62H134ZM168 61H169V63H168ZM186 61V62H185ZM195 61H197V62H195ZM199 61H201V62H199ZM206 61V62H205ZM254 61V62H253ZM55 62V63H54ZM57 62V63H56ZM62 62V63H61ZM66 62V63H65ZM75 62V63H74ZM85 62V63H84ZM108 63V64H106V63ZM139 62V64L137 65V63ZM152 62H153V64H155L157 67H159V69L161 70L162 69V72H163V68H164V72H165V70H166V75L168 74V76H170L169 78H168V76L167 77H165L166 75H164V73H163V75H164V77H165V79L166 78H168V79H162V77H161V79L159 78H155L156 76H155V72H153L154 71V69H156L157 67H155V65H152ZM162 62V63H161ZM195 62V63H194ZM211 62V64L213 65L212 66V68H211V65L209 66V63ZM218 62H220V64L218 63ZM4 63V64H3ZM15 63V64H14ZM25 64V65H21V64ZM49 63H51V65L49 64ZM60 63V64H59ZM74 64V65H71V64ZM99 63H100V66H99ZM101 63L104 65L103 67L101 66ZM127 63H128V65L130 66L129 68H128V65H127ZM135 63V64H134ZM141 63V64H140ZM143 63H144V65H143ZM152 65V67H150L151 65ZM164 63V64H163ZM188 63H190L191 64V66H189L188 65ZM194 65H193V64ZM207 63H208V65H207ZM66 64H67V66H66ZM83 64V65H82ZM84 64H86V65H84ZM160 65V64H163L161 67L160 66H158V65ZM174 64V65H173ZM197 64V65H196ZM218 64V65H217ZM13 66L12 68H10L11 66ZM20 65V66H19ZM108 65H110L109 66V68H108ZM112 65H115V66H112ZM121 65H123V67L121 66ZM126 65V66H125ZM132 65H134V67L132 66ZM150 65V66H149ZM173 65V66H172ZM179 65H180V67L182 66V68L180 69V67H179ZM188 65V66H187ZM220 65V66H219ZM225 65V64H224ZM17 66H19V67H17ZM29 66V67H28ZM32 66H34L32 69L33 70H31V67ZM46 68H45V67ZM62 66V67H61ZM63 66L64 67H66L65 69L63 68ZM69 66V67H68ZM71 66V67H70ZM75 66V67H74ZM83 66V67H82ZM137 66H138V70L136 69L137 68ZM167 66V67H166ZM196 66H198V67H196ZM199 66H201L200 67V69H199ZM203 66V67H202ZM209 66V68H207ZM216 66V67H215ZM217 66H219L220 68L221 67H224V70H223V68H222V70L220 69V68H218ZM246 66L247 68L245 69L244 67ZM249 66L251 67V68H249ZM253 66V67H252ZM15 67H17V68H15ZM27 67V68H26ZM42 67V68H41ZM49 67V68H48ZM59 67V68H58ZM60 67H61V70H60ZM74 67V68H73ZM86 67V68H85ZM95 67V68H94ZM113 67H115V68H113ZM121 67V68H120ZM136 67V68H135ZM140 67H142L143 69H141ZM145 67V68H144ZM150 67V68H149ZM169 67V68H168ZM176 67V68H175ZM184 67V68H183ZM189 67H191V69L189 68ZM9 68V69H8ZM19 68H21V70H19ZM26 68V69H25ZM30 68V69H29ZM41 69V73H39L38 71L39 70H37V69ZM44 68V69H43ZM49 70H48V69ZM53 68V69H52ZM57 68V69H56ZM84 68V69H83ZM106 68H108L107 70H106ZM112 68H113V70L116 72V74L117 73H119V75L121 74V72L122 73H124L123 75L121 74V76H123V79L124 80H122V79H120V77L121 76H119L118 74H117V78H115L114 79V76H116V74H115V72L112 70ZM118 68V69H117ZM123 68H125V69H123ZM127 68H128V70H127ZM132 68V70H130ZM135 68V69H134ZM147 68H149V69H147ZM152 68H153V70H152ZM178 68V70H176ZM186 68V69H185ZM189 68V69H188ZM194 68V69H193ZM197 68V69H196ZM241 68H243L242 70H241ZM8 69V70H7ZM10 69H11V71H10ZM16 69V70H15ZM18 69V70H17ZM28 69V70H27ZM42 69H43V71H42ZM55 69V70H54ZM100 69V70H99ZM102 69V70H101ZM105 69V70H104ZM146 69V70H145ZM158 69V68H157ZM170 69V72L168 71ZM174 69V70H173ZM188 69V70H187ZM199 69V71H197ZM202 69H203V71H202ZM218 69V70H217ZM238 69V70H237ZM244 69H245V71H244ZM248 69V70H247ZM14 70H15V72H14ZM26 70V71H25ZM37 71L38 73H36V72H33V71ZM52 70V71H51ZM54 70V71H53ZM57 70H58V72H59V70H60V73H58L57 72ZM84 70H85V74L87 75H85V74H83L84 73ZM98 70H99V72H98ZM108 70H109V72H110V74H109V72H108ZM116 70H118V71H116ZM137 71V72H135V71ZM141 70V71H140ZM147 70H148V72H150L151 73V75H150V73H147ZM181 70V71H180ZM185 70H187V71H185ZM192 72L191 74H190V71ZM194 70H196L195 72H194ZM209 70V71H208ZM237 70V72H242V73H244V74H242V73H238L237 75H236V71ZM5 71L7 72L8 71V75H9V77L10 76H12V77H10L11 79H9L8 80V76H6V75H4V76H1V75H3V74H1V73H5ZM13 71V73H11ZM18 71V73H16ZM22 71V73H20ZM46 71H48V72H46ZM53 74H50V75H48L50 72ZM71 71H73L72 73H69V72H71ZM101 71V72H100ZM107 71V72H106ZM113 72V74H112V72ZM121 71V72H120ZM125 71V72H124ZM127 71V72H126ZM129 71V72H128ZM174 71H176V73L174 74ZM187 72V74L185 73V72ZM219 72V74H218V72ZM222 71H224V72H222ZM46 72V73H45ZM99 73V75H98V73ZM140 72V73H139ZM144 72H146L147 73V76L145 75L146 73H144ZM171 72H172V74H171ZM181 72V73H180ZM184 72V73H183ZM194 72V73H193ZM200 72V73H199ZM208 72V73H207ZM209 72H210V74H209ZM217 72V73H216ZM220 72H222V74L220 73ZM226 72V73H225ZM32 73H33V75L36 77V78H41L42 79V77H43V79L44 78H46V80L44 79H42V81H41V79L40 80H38V79H35V77L32 75ZM77 73V74H76ZM88 73H89V76H88ZM93 73H95V74H93ZM101 73H102V75H101ZM130 73V74H129ZM133 73V74H132ZM136 74V76H137V74L139 75V76H137L138 78L139 77H141L140 79H142V77H144V81H143V79H142V81L143 82H140L141 80L140 79H137V77H135L134 75ZM142 73V74H141ZM153 73V74H152ZM178 73H180V74H184L185 76H183V74L182 75H180V74H178ZM202 73V74H201ZM204 73V74H203ZM228 73V74H227ZM11 74V75H10ZM16 77V79H17V81H16V84L14 83V80H16V79H14L13 78V75ZM18 76H17V75ZM21 74V75H20ZM22 74H25V75H22ZM27 74H29L28 76L29 77H27ZM30 74L32 75V76H30ZM45 74V76H43ZM47 74V75H46ZM70 74V75H69ZM76 74V75H75ZM126 74H128V75H126ZM141 74V75H140ZM148 74H149V77H148ZM171 74V75H170ZM193 74V77L191 76ZM195 74V75H194ZM196 74H198V75H196ZM215 74V75H214ZM216 74H218V75H220V76H218V75H216ZM245 74H249V75H245ZM37 75H40V76H37ZM75 75V76H74ZM91 75H92V77H91ZM107 75H108V77H107ZM143 75V76H142ZM152 75H154L153 77L154 78H151L152 77ZM176 75H178L177 77H176ZM190 75V76H189ZM241 75H243V77H241ZM255 75V74H254ZM59 76V77H58ZM81 78H80V77ZM86 78H85V77ZM106 76V77H105ZM111 76V77H110ZM113 76V77H112ZM173 78H172V77ZM196 76V77H195ZM224 76H225V78H224ZM21 77H22V79H21ZM26 78V82L28 83L27 85H26V83H25V78ZM77 77H78V80H77ZM119 77V78H118ZM125 77V78H124ZM132 79H134L135 80V78L137 79L136 81H134V80H132ZM135 77V78H134ZM147 77V78H146ZM181 77H183L182 79H181ZM192 77V78H191ZM199 77V78H198ZM215 77V78H214ZM221 77H222V80H221ZM241 78V80L239 79V78ZM247 77V79H245ZM248 77H250V78H248ZM30 78V79H29ZM51 78V79H50ZM52 78H53V80H52ZM58 78H59V80H58ZM63 78V79H62ZM109 78V79H108ZM111 78V79H110ZM122 78V77H121ZM146 78V79H145ZM189 78V79H188ZM33 79H35V80H33ZM47 79H49V80H47ZM56 79V80H55ZM61 79V80H60ZM65 79H66V84L68 85V87L66 86V84L64 83V81H65ZM73 81H72V80ZM97 79V80H96ZM104 79H105V81H104ZM107 79H108V81H107ZM116 79H120L119 80V82H117V80ZM127 79V80H126ZM129 79V80H128ZM131 79V80H130ZM149 79V80H148ZM151 79V80H150ZM155 79V80H154ZM176 79H180V81H178V80H176ZM186 79H188V80H186ZM197 79V80H196ZM199 79V80H198ZM202 79V80H201ZM224 79H225V81H224ZM245 79V80H244ZM7 80V82L9 81H11L10 83L12 84V83H14V84H12V87H13V85H14V87L12 88V89H10L9 88V92H7V90H8V83L6 84L5 83V81ZM21 80V81H20ZM28 80V81H27ZM52 82H51V81ZM70 80V81H69ZM77 82H76V81ZM88 80V81H87ZM114 80H116V81H114ZM139 80V81H138ZM145 80H147V82H145ZM170 80V81H169ZM176 80V81H175ZM211 81V83L209 82V81ZM214 80V81H213ZM238 80V81H237ZM244 80V81H243ZM248 80V81H247ZM250 80V81H249ZM251 80H252V82H251ZM13 81V82H12ZM20 81V82H19ZM24 81V82H23ZM31 81V82H30ZM38 81V82H37ZM44 81H45V83H46V81H47V84H45L44 83ZM59 81L62 83H60L59 84ZM67 81H69V82H67ZM73 82V84L74 85H70V84H72V82ZM75 81V82H74ZM78 81H81V82H78ZM95 81V82H94ZM98 81H100V84H99V86H98ZM120 81H122V82H120ZM124 81H125V83H124ZM130 81H132V82H130V83H133L131 86L132 87H130V86H127V88H126V85H130L129 84V82ZM158 81H159V83H158ZM163 83H162V82ZM181 82V83H178V82ZM193 81V82H192ZM198 81H199V83H198ZM204 81V82H203ZM206 81V82H205ZM223 81V82H222ZM240 81V82H239ZM246 81V82H245ZM18 82H19V87L20 88H22V89H19V91L17 90L18 89V87H17V84H18ZM25 84H23V83ZM42 82V83H41ZM49 82V83H48ZM51 82V83H50ZM85 82V83H84ZM103 82H105V83H103ZM126 82H128L127 84H126ZM140 84H139V83ZM145 82V83H144ZM157 82V83H156ZM161 82V83H160ZM166 83V85H165V83ZM174 82V84H172ZM176 82V83H175ZM185 82H186V85H185ZM188 82V83H187ZM189 82H190V84H191V89H192V87L196 90V89H198V90H191V92H190V85H189ZM195 82H196V84H198V85H196L195 84ZM241 82H243V84H244V82H245V84H244V86H243V84L241 83ZM250 82V83H249ZM3 83H5V85H3ZM55 83V84H54ZM75 83H76V85H77V83H78V85L77 86H79V87H77L76 85H75ZM86 83H87V85H86ZM97 83V84H96ZM103 83V84H102ZM109 83V85H107ZM112 83V84H111ZM136 83H138L137 85H136ZM143 83V84H142ZM156 83V84H155ZM168 83V84H167ZM206 84V86H205V84ZM208 83V84H207ZM218 83V84H217ZM225 83V84H224ZM11 84H9L10 86H11ZM22 84V85H21ZM37 84H39V85H37ZM50 84V85H49ZM52 84V85H51ZM58 84V85H57ZM65 84V85H64ZM82 84V85H81ZM88 84H90V85H88ZM126 84V85H125ZM135 84V85H134ZM142 84V85H141ZM144 84H146V85H144ZM164 84V85H163ZM176 84H177V86H176ZM182 84V85H181ZM187 84L189 85L188 87H189V89H188V87H187ZM210 84H211V86H210ZM228 84V86H226ZM249 86L248 88H247V85ZM69 85H70V87H69ZM85 85V86H84ZM93 85H95V86H93ZM106 85V86H105ZM112 85V86H111ZM115 85V86H114ZM118 85H121L122 87H120V86H118ZM133 85H134V88H133ZM147 85H148V87L150 88H148L147 87ZM150 85V86H149ZM157 85H161V86H159V87H163V88H161V89H163V90H161ZM163 85V86H162ZM174 88L175 86L177 87H175L174 89L175 90H173L172 89V87ZM175 85V86H174ZM193 85V86H192ZM226 86V87H224V86ZM234 87H233V86ZM9 86V87H10ZM27 86V87H26ZM32 88H31V87ZM52 86V87H51ZM54 86V87H53ZM67 88H66V87ZM76 88H75V87ZM83 86V87H82ZM125 88H124V87ZM168 86H170V87H168ZM208 86V87H207ZM209 86H210V88H214V89H218L219 88V86L220 87H222V88H226V90L225 91H227V89L228 90H230V91H233V90H231V87H232V89H236V91L238 90V89H241L242 88V90H239V91H241L240 93H238L237 92V95L238 94H240L239 95V97H236V99H235V96H237V95H235V96H233V97H231V98H233V99H235L236 101H232V102H234V103H232V106H233V108H235V106L236 105H238L237 104V100H239V107L238 106H236L237 108H238V110H237V108H236V111H233V110H231V113L229 112L228 113V111L226 112V107H225V109H224V105H223V102H224V100H226V99H223L222 100V98L220 99L219 97V100L221 101V103H222V105L220 104H218L219 106H222L221 107V109H220V107L219 106H217V110H215L216 109V105H217V103L219 102L220 103V101L219 100H217L218 98L217 97H215V98H212V99H215L214 100V102H216L215 104L216 105H214L213 106V100H211L210 101V99H209V101H210V106L211 107H213V109H214V107H215V111H213V109H210V111L211 112H207L208 111V109H205V108H207L208 107V105L207 106H205V104H207L208 103V101H207V99L205 98V94H206V92L207 91H205L207 88H209ZM241 86V87H240ZM263 86V87H262ZM6 87H7V90H6ZM34 87V88H33ZM55 87L58 89H56L55 90ZM72 87H73V94H71L72 93ZM85 87V88H84ZM87 87L89 88V89H87ZM97 87V88H96ZM98 87H100V88H98ZM105 87H106V89H105ZM107 87H109L110 88V90H109V88L107 89ZM113 87V88H112ZM123 89V90H125V89H127L128 91H130L131 89V93H132V91H133V95L134 96H132L133 97V100L132 99H130L129 98V100H130V102H134V103H130L129 102V100H127L128 98L126 97V96H122L124 93H125V91H124V93H122L121 94V91H123V90H120L119 91V89ZM129 87V88H128ZM141 87H143L142 89H144V90H150V91H148V92H150V95H149V93H147V91H144V90H141L140 91V89H138V88H141ZM152 87V88H151ZM154 87H155V89H154ZM166 87V88H165ZM181 87V88H180ZM185 87H187V88H185ZM204 87H207V88H204ZM229 87V88H228ZM239 87V88H238ZM71 88V89H70ZM78 88H82L81 90L79 89L78 90ZM91 88H93V89H91ZM103 88V89H102ZM131 88V89H130ZM135 88H137V89H135ZM146 88V89H145ZM157 88V89H156ZM165 88V89H164ZM178 88L180 89V90H182V91H184V92H182V91H180V90H178ZM203 88V89H202ZM243 88H245V89H243ZM250 88L252 89V90H250ZM259 88H260V90H259ZM30 89H33V90H30ZM36 89V90H35ZM53 89V90H52ZM66 89V90H65ZM69 89V91H67ZM74 89H76V90H74ZM114 89H115V91L117 92V95H116V92L114 91ZM117 89V90H116ZM133 89H135V90H137V91H134ZM152 89V90H151ZM154 89V90H153ZM166 89H169V90H171L170 92L169 91H166ZM184 89H186V90H184ZM248 89V90H247ZM6 90V91H5ZM12 90V91H11ZM28 90V91H27ZM83 90V91H82ZM88 90H89V92H88ZM157 90H159V92L157 91ZM166 91V94H169L168 96H170V97H168L166 94H163L164 92H161V91ZM201 90H203V92L201 91ZM262 90V92H260ZM13 91H14V93H13ZM22 91H24V93L22 92ZM25 91L26 92H30V93H28V94H26L25 93ZM33 91V92H32ZM39 91V93L37 94V92ZM52 92V94H51V92ZM54 91H55V93H54ZM63 91V92H62ZM76 91V93H77V95L78 96H80V97H78V96H75L76 95V93H75V95H74V92ZM81 91V92H80ZM99 91H100V93H99ZM101 91H102V93H101ZM108 93V94H106V92ZM113 91V92H112ZM143 91V93L142 94H140L141 92ZM153 91H156V92H154L153 93V95H152V93L151 92H153ZM175 91V92H174ZM189 91V92H188ZM194 91V92H193ZM230 91H227V92H230ZM235 91V90H234ZM233 91V92H234ZM245 91V92H244ZM4 92V93H3ZM5 92L7 93L5 96H4V94H5ZM57 92H59V93H57ZM66 92V93H65ZM71 92V93H70ZM88 92V93H87ZM93 92V93H92ZM109 92H112V94H110ZM140 92V93H139ZM172 92V93H171ZM177 92V93H176ZM180 92H182L181 94H179ZM197 92V93H196ZM200 92H202V93H200ZM233 92L231 93V94H233ZM8 93H10V95L9 96H7L8 95ZM16 93H17V95H16ZM32 93V94H31ZM45 93V94H44ZM50 93V94H49ZM62 93L64 94V97H63V95H62ZM67 93H69L68 94V96H67ZM79 93V94H78ZM114 93V94H113ZM135 93H136V95H135ZM145 93V95H144V97H143V94ZM156 93H157V95H156ZM160 93H162L163 94V98L160 96V98L162 99V100H160V98H159V96H158V94L160 95ZM191 95L190 97H189V94ZM192 93V94H191ZM205 93V94H204ZM243 93V94H242ZM248 93H250V94H247ZM258 93V94H257ZM259 93H260V95H259ZM262 93V94H261ZM23 94V95H22ZM43 94V95H42ZM56 94H57V96H58V94H59V98L56 96ZM86 94H87V96H89V97H87L86 96ZM100 94V95H99ZM140 96H139V95ZM177 94H178V96H177ZM183 94V95H182ZM185 94V95H184ZM200 94L202 95H204V96H200ZM242 94V95H241ZM245 94V95H244ZM14 95V96H13ZM20 97H19V96ZM29 95V96H28ZM39 96V97H37V96ZM49 95H51V96H49ZM70 95H72L73 97H76V98H73V97H71V99L73 100V102H72V100H71V102H69L70 101ZM86 98V99H88V100H86L83 96ZM105 95V96H104ZM107 95V96H106ZM118 95L119 96H121V97H119L118 98ZM141 95H142V97H141ZM152 95V96H151ZM155 95H156V97H155ZM172 95V96H171ZM187 95V96H186ZM198 97V98H201V100L200 101H198V98H197V100H196V96ZM199 95V96H198ZM244 95V97H242ZM263 95V96H262ZM8 97V99H5V97ZM23 96H27V98L26 97H23ZM42 96H45V97H42ZM48 96V97H47ZM141 99H139L138 97ZM147 96H149L150 98H151V100L149 99V97L148 98H146ZM154 96V97H153ZM167 96V97H166ZM175 96V97H174ZM185 96H186V98H185ZM193 96V97H192ZM246 96V97H245ZM248 96V97H247ZM250 96V97H249ZM257 97V98H255V100H254V97ZM6 97V98H7ZM17 99H16V98ZM30 97V98H29ZM31 97H32V99H31ZM41 97V100L43 101H40V98ZM46 97H47V100H46ZM50 97V98H49ZM58 99H57V98ZM64 98V100H63V98ZM65 97H66V103H65ZM125 97H126V99H125ZM153 97V98H152ZM167 99H166V98ZM182 99H181V98ZM187 97H188V99H187ZM253 97V98H252ZM259 97V98H258ZM11 98H12V100H11ZM24 100H23V99ZM35 98V99H34ZM43 98V99H42ZM54 98V99H53ZM67 98L69 99V100H67ZM81 99V101H80V99ZM83 98H84V100H83ZM94 98V99H93ZM134 98H136V99H134ZM158 101V102H156V100ZM158 98H159V100H158ZM169 98V99H168ZM177 98V99H176ZM190 98V99H189ZM192 98H194V100H195V103H194V100L192 99ZM224 98V97H223ZM230 98V99H231ZM247 100H249L248 98H251L249 101H246V99ZM49 99H51V100H49ZM78 99V100H77ZM103 99V100H102ZM144 99H145V102H143L144 101ZM147 99H148V101H147ZM166 99V100H165ZM176 99V102L174 103V100ZM192 99V100H191ZM206 99V100H205ZM229 99V98H228ZM257 99H259V101L257 100ZM262 99V100H261ZM21 100V101H20ZM26 100V101H25ZM31 100H34V101H32L31 102ZM39 100V101H38ZM56 100V101H55ZM61 100H62V102H61ZM86 100V101H85ZM95 100H97V102L95 101ZM109 100V101H108ZM116 100V101H115ZM119 102H118V101ZM126 100H127V102H126ZM138 100V101H137ZM163 100H165V101H163ZM182 100V101H181ZM184 100V101H183ZM188 100V101H187ZM204 100V101H203ZM232 100V99H231ZM231 100H226V103H228L229 104V101H231ZM243 100V101H242ZM244 100H245V103H244ZM4 101V103H2ZM18 101H19V103H18ZM32 104H34L35 102V104L34 105H32V106H30L31 105V103ZM44 101H46L47 102V104H46V102H44ZM89 101V102H88ZM102 101V102H101ZM103 101H104V103H103ZM111 101V102H110ZM121 101V102H120ZM151 101H153L154 103L152 104V102ZM169 101V102H168ZM179 101V102H178ZM198 101V102H197ZM201 101H202V104H200L201 103ZM218 101V102H217ZM258 103H257V102ZM41 102V103H40ZM50 102V103H49ZM62 104H61V103ZM67 102H68V104L69 105H67ZM78 102V103H77ZM80 102V103H79ZM116 102V103H115ZM129 102V103H128ZM137 102V104H138V106H137V104L135 105V103ZM143 105V106H145V108L142 106V108H144V111H143V109H141V106H140V103ZM147 102H148V104L149 105H147ZM151 103V106H150V103ZM155 102L157 103L156 104V106H155ZM164 103V104H161V103ZM186 102V103H185ZM194 103V105H193V103ZM197 102V103H196ZM247 102H248V105H247ZM250 102V103H249ZM254 102V103H253ZM256 102V103H255ZM261 104H260V103ZM5 103H7V104H5ZM24 103V105H22ZM38 103V104H37ZM52 103V104H51ZM56 104V106L54 105V104ZM58 103H60V104H58ZM66 105H65V104ZM75 103V104H74ZM85 103V104H84ZM89 103H90V105H89ZM98 103V105H96ZM100 103H102L101 105H100ZM108 103V104H107ZM109 103H111V105L109 104ZM120 103H122V104H120ZM129 105H128V104ZM166 103V104H165ZM170 103H173V104H176V105H173V104H171L172 105V107L171 106H168ZM179 103V104H178ZM183 104V105H181V104ZM190 103V104H189ZM203 103H204V108L202 107L203 106ZM213 103V104H212ZM225 103V102H224ZM225 103V104H226ZM231 103V102H230ZM240 103H242V105H243V103H244V105L242 106ZM3 104V105H2ZM18 104V105H17ZM23 107V106H25V107H27V108H29V110L27 109V108H25L24 109V107L22 108V109H19V107H20V105ZM30 104V105H29ZM37 104V105H36ZM42 104V105H41ZM57 104H58V106H57ZM83 106H82V105ZM95 104V105H94ZM106 104H107V106H106ZM115 104H117V105H120V107H118L117 105H115ZM127 104V105H126ZM131 104V105H130ZM132 104H134L133 106H132ZM145 104V105H144ZM158 104H159V106L160 105H162V107L160 106V107H158ZM184 104H186V105H184ZM189 104V105H188ZM192 104V105H191ZM253 104V105H252ZM4 105H6V106H4ZM9 105V106H8ZM13 105V106H12ZM15 105V106H14ZM17 105V106H16ZM27 105V106H26ZM41 105V106H40ZM47 105V106H46ZM63 105H65V106H63ZM77 107H76V106ZM100 105V107H97V106H99ZM103 105H104V107H103ZM125 105V107H123ZM152 105H154L153 106V108H152ZM165 105V106H164ZM179 105V106H178ZM191 105V106H190ZM195 105H197L198 107H199V105L201 106L200 108H196L197 106H195ZM252 105V106H251ZM257 105V106H256ZM262 105V106H261ZM19 106V107H18ZM34 106V107H33ZM61 106V107H60ZM70 106H72V107H70ZM87 106V107H86ZM93 106H94V108H93ZM96 106V107H95ZM122 106V107H121ZM128 108H127V107ZM164 106V107H163ZM167 106V108H165ZM174 106V107H173ZM194 106V109L192 108ZM230 106H231V104H230ZM241 106V107H240ZM247 106V107H246ZM248 106H250V107H248ZM254 106V107H253ZM4 107V108H3ZM10 107V108H9ZM47 107V108H46ZM52 107V108H51ZM53 107H54V109H53ZM69 109H68V108ZM77 109H76V108ZM83 107V108H82ZM89 107V108H88ZM105 107H107V108H105ZM115 107V108H114ZM117 107V108H116ZM131 107L133 108V110L131 109ZM137 107H139L138 108V111H137ZM179 109H178V108ZM183 107H184V109H183ZM189 107V108H188ZM190 107H191V109H190ZM211 107H208V108H211ZM219 107V108H218ZM229 109L231 108L232 109V107H229V106H227ZM258 107H260V108H258ZM6 108H7V110H6ZM18 108V109H17ZM45 108V109H44ZM62 108V109H61ZM80 108V109H79ZM92 108V109H91ZM97 108H98V110H97ZM101 108V109H100ZM103 108V109H102ZM105 108V109H104ZM109 108V109H108ZM122 108V109H121ZM123 108H125V109H123ZM149 108H152L153 109V111L151 110V109H149ZM157 108H159V109H157ZM169 108H170V112L171 113H167L168 111H169ZM175 108V109H174ZM242 108V109H241ZM253 108H254V111H253ZM255 108H257V109H255ZM10 109V110H9ZM28 111H27V110ZM53 111H52V110ZM57 109V110H56ZM67 109H68V111L69 112H71V113H69L68 111H67ZM71 109V110H70ZM73 109V110H72ZM86 109V110H85ZM119 110V113H118V111H115V110ZM121 109V110H120ZM127 109V110H126ZM129 109H130V111H129ZM157 109V111H155ZM161 109H163V110H161ZM173 109V110H172ZM182 109H183V111L184 110H186V111H182ZM201 109H203L202 110V112H199V111H201ZM219 109H220V112H222V114L220 113V112H218L219 111ZM224 109V110H223ZM228 109V110H229ZM252 109V110H251ZM6 110V111H5ZM19 110V111H18ZM37 110H39V111H37ZM48 110V111H47ZM49 110H51V111H49ZM66 110V112L63 114V112ZM75 110V111H74ZM80 110H82V111H80ZM93 110V111H92ZM94 110H97V111H94ZM103 110V111H102ZM112 110V111H111ZM122 110H125L126 112H128V114H131V115H134L135 113V115H134V117L133 116H129L128 114H126V112L125 111H122ZM148 110H150V112L148 111ZM159 110H160V112H159ZM167 112H166V111ZM178 110V111H177ZM190 110V111H189ZM199 110V111H198ZM207 110V111H206ZM5 111V113H3ZM11 111V112H10ZM20 111H22V112H20ZM27 112V115L25 116V117H22V116H24L25 114H26V112ZM42 111V112H41ZM43 111L45 112V113H43ZM57 111V112H56ZM61 112L60 114H59V112ZM63 111V112H62ZM99 111H101V112H99ZM109 112V114H108V112ZM156 112V114H157V117H156V114H155V112ZM162 111L164 112V113H162ZM194 111V112H193ZM196 111H198V113L196 112ZM218 113H217V112ZM223 111H224V113H223ZM25 114H24V113ZM34 112H36V113H34ZM38 112V113H37ZM47 112V113H46ZM81 112H83L85 115L83 116V113L81 114ZM89 112H90V115H89ZM96 112H97V115H96ZM114 112H116V113H114ZM122 112V113H121ZM125 114H124V113ZM135 112V113H134ZM175 114H174V113ZM178 112V113H177ZM180 112V113H179ZM212 112H213V114H212ZM216 114H215V113ZM233 112H234V114H233ZM253 112H254V114H253ZM261 112V113H260ZM11 113V114H10ZM29 113H31V114H29ZM39 113H41V114H43L44 115V120H45V122H47V123H45L44 121L43 122H37V118H36V116L39 114ZM52 113V114H51ZM74 115H73V114ZM77 113V114H76ZM81 114V115H79V114ZM99 113V114H98ZM106 113V114H105ZM111 113V114H110ZM114 113V114H113ZM144 113V114H143ZM146 113V114H145ZM154 113V114H153ZM162 113V114H161ZM167 113V114H166ZM184 113V114H183ZM188 114V116H187V114ZM191 113H192V115H194V116H192L191 115ZM202 113V114H201ZM203 113H204V115H203ZM206 113V114H205ZM209 113H211V115L209 114ZM227 113V115L228 114H230V115H226L225 116V114ZM21 114H23L22 116H21ZM47 116H46V115ZM48 114H50V115H48ZM58 114V115H57ZM68 114H71V115H68ZM108 114V115H107ZM159 114V115H158ZM161 114V115H160ZM170 114V115H169ZM180 114V115H179ZM219 114V115H218ZM220 114H221V117H220ZM257 116H256V115ZM11 115H13V117L14 118H12V116ZM15 115V116H14ZM19 115L21 116V117H19ZM57 115V116H56ZM73 115V116H72ZM87 115H88V117H87ZM97 116L96 118L99 120H96L95 119V116ZM103 115L105 116H107V118H105V117H103ZM111 115H113L114 117H113V119H112V116ZM118 115V116H117ZM122 115H124L123 117H121ZM127 117H126V116ZM137 115V116H136ZM140 115V116H139ZM142 115H145V116H142ZM148 115H150V116H148ZM152 115V116H151ZM155 115V116H154ZM168 115V116H167ZM183 115V117L181 118V116ZM198 115H199V117H198ZM205 117H203V116ZM213 115H215V116H213ZM218 115V117H216ZM222 115H224V116H222ZM232 115V116H231ZM253 115V116H252ZM259 115V116H258ZM29 116V117H28ZM74 116H75V118H74ZM99 116L100 117H102V118H99ZM110 116V117H109ZM173 118H172V117ZM185 116L188 118H185ZM198 117V119H197V117ZM201 116V117H200ZM206 116H208V117H206ZM209 116H213V120L214 121H212L211 120V117H210V119H209ZM234 116V117H233ZM10 117V118H9ZM28 118V119H25V118ZM47 117V118H46ZM84 117V119L82 120V121H80L82 118ZM116 117H121V118H125L124 120H122V122H121V118L119 119V120H117V118ZM129 117H131V118H129ZM132 117H133V119H132ZM139 117V118H138ZM150 117V118H149ZM159 117V118H158ZM161 117H162V119H161ZM164 117V118H163ZM167 117V118H166ZM175 117V118H174ZM179 117V118H178ZM192 117V118H191ZM195 117H196V119L198 120V122H197V120L195 119ZM203 117V118H202ZM216 117V118H215ZM231 117V118H230ZM250 117V118H249ZM21 118H23V119H21ZM30 118V119H29ZM33 118H35V119H33ZM109 118V120H107ZM136 118H138V119H136ZM146 118V119H145ZM170 118V121L168 120ZM172 118V119H171ZM254 118H255V120H254ZM258 118V119H257ZM262 118V119H261ZM12 119H14V121L12 122ZM31 119L33 120V121H31ZM72 119V120H71ZM76 119V120H75ZM78 119V120H77ZM80 119V120H79ZM88 119H90V120H88ZM96 121H95V120ZM102 119H103V122L105 121V119H106V121L103 123L102 122ZM111 119V120H110ZM115 119V121L113 122L112 120H114ZM128 119H130V121H128ZM132 119V120H131ZM134 119H135V123L137 124H135L136 125V128L134 129V127H135V125H134ZM140 119H142V121L143 122H140L141 120ZM156 119V120H155ZM165 119V120H164ZM175 119V120H174ZM176 119H178L177 121H176ZM182 119H183V121H182ZM185 119L188 121V120H190L189 122L190 123H188L187 121H185ZM195 120L194 121V123H193V120ZM202 119V120H201ZM207 119H209V121L207 120ZM236 119V120H235ZM258 121H257V120ZM2 120V121H1ZM27 120H28V122H27ZM36 120V121H35ZM50 120H52V118H50ZM54 120H52L51 122H50V124L49 125H52L53 123H54ZM66 120V121H65ZM95 121V123H94V121ZM117 120V121H116ZM128 121V122H126V121ZM144 120H148L147 122L146 121H144ZM153 120H155L156 122H154ZM180 120V121H179ZM199 120L201 121V123H199ZM74 121V122H73ZM78 121H79V125H78ZM92 121H93V123H92ZM109 121H111V123L114 125V126H122V123L124 124L125 122V124H127V125H129L130 124V122L131 121H133V122H131V124H133L134 125V127H133V125H130V130L131 131H129V128H126V129H128L127 131H129V132H126V129L125 130H123L122 132L124 133V131H125V133L124 134H122V132H121V130H119V132H121V133H119V132H116V133H119V134H116V133H112L113 135H114V137H113V135L110 133V131H112L113 129H110V128H112L113 127V125L110 123L109 124ZM118 121H119V123H118ZM125 121V122H124ZM150 121V122H149ZM204 121H206V122H204V124H203V122ZM210 121H212V122H210ZM7 122V121H6ZM8 122V123H9ZM33 122V123H32ZM75 122H76V124H75ZM82 122H83V124H85V128L83 127L84 125L82 124ZM85 122V123H84ZM89 122V123H88ZM144 122H146L145 124H149L148 126L146 125L145 126V124H144ZM151 122H154V124L152 123L151 124ZM162 122V123H161ZM169 122V123H168ZM170 122L172 123L173 122V124H172V126H171V124H170ZM175 122V123H174ZM179 122H181V123H179ZM215 122V123H214ZM260 122H261V124H260ZM11 123H10V126H11ZM32 123V124H31ZM34 123H36V124H34ZM52 123V124H51ZM73 125H72V124ZM91 123H92V125H91ZM98 123V124H97ZM117 123V124H116ZM141 123V124H140ZM165 123H168V126H166L165 125ZM184 123V124H183ZM186 123V124H185ZM206 123V124H205ZM209 123H211V124H209ZM7 124V123H6ZM31 124V125H30ZM42 124H45V125H43L42 126ZM81 124V125H80ZM90 126H89V125ZM95 124V125H94ZM100 124V125H99ZM139 124H140V126L141 127H143V128H140L139 129ZM144 124V125H143ZM157 124H159L158 126H157ZM163 124V125H162ZM181 124V125H180ZM189 124H191V125H189ZM235 124V125H236ZM9 125V124H8ZM30 125V126H29ZM39 127H38V126ZM69 125V126H70ZM97 125V126H96ZM108 127H107V126ZM109 125H111L110 127H109ZM127 125L125 126V125H123L122 127L123 128H125V127H127ZM143 125V126H142ZM154 125V126H153ZM161 125L163 126V127H161ZM177 125V126H176ZM183 125H186V127L185 126H183ZM188 125V126H187ZM193 125V126H192ZM195 125H198V126H195ZM208 125H210V126H208ZM211 125H213V126H211ZM28 128H27V127ZM42 126V127H41ZM89 126V127H88ZM96 126V127H95ZM102 126V127H101ZM106 126V127H105ZM137 126H138V128H137ZM152 128H151V127ZM167 128H166V127ZM169 126H171L170 127V131H169ZM193 127L192 129H188V127ZM203 126V127H202ZM206 126V128H204ZM255 126V127H254ZM263 126V127H262ZM36 129H35V128ZM86 127L88 128V130L89 131H87V129H86ZM91 127V128H90ZM101 127V128H100ZM146 127V128H145ZM148 127V128H147ZM157 127V128H156ZM160 127V128H159ZM172 127H174V128H172ZM180 127H181V129L183 130V131H181V129H180ZM200 127V128H199ZM202 127V128H201ZM208 127V128H207ZM236 127V126H235ZM259 127H261L260 129H258ZM27 128V129H26ZM39 128H40V130H39ZM94 128V129H93ZM98 128H99V130L100 129H104V130H100V133H99V130H98ZM109 128V129H108ZM164 128H165V130H164ZM194 128H199L198 130H199V133H198V130L197 129H194ZM203 128H204V130H203ZM255 128V129H254ZM26 129V130H25ZM91 129V130H90ZM148 129L149 130V132H150V129L153 131V130H156L157 129V133L156 134H154V136H149V137H151V138H154V139H149V137H148V141H149V144H150V146L153 148V147H158V145H160V143H161V145H162V147H163V151H164V149H165V153L164 154H162L163 155V157L162 158H160L159 160H162L161 162L159 161L158 163L159 164H157V166L156 167H159V168H156L155 169V171H157V170H161L162 169V173H161V171L159 170V171H157V174L155 173V171L150 175V176H155V177H157L158 176V172H160V174H159V176L157 177V178H155V177H153L154 179H156V180H154V179H152V177L151 178H149L148 176H143L142 174H140L142 171H140V169L138 168V166H134L133 164H137L138 163V159L139 158H141L142 159V157L146 154L143 150H141L139 147V144H140V142H142V140L140 141L139 139H141V137H142V139H143V137H144V135H145V132H146V134H148L147 133V131L146 130ZM173 129V130H172ZM207 129V130H206ZM208 129H209V132H208ZM212 129H214L213 130V132L211 131ZM258 129V130H257ZM86 130V131H85ZM94 130V131H93ZM95 130H98V131H95ZM136 130V131H135ZM137 130H139L140 132L138 133V131ZM160 130V131H159ZM176 130H178V131H176ZM179 130H180V132H179ZM187 131V132H185V131ZM205 130H206V132H205ZM27 131V132H26ZM90 131H92V132H90ZM104 131H106V132H104ZM162 131H165V132H162ZM175 131V132H174ZM205 133V135L202 133ZM260 131V132H259ZM85 132H86V134H85ZM88 132H89V134H88ZM94 132V133H93ZM107 132H108V134H109V138H105L104 139V137H107L108 136V134H107ZM182 132V133H181ZM214 133L212 136H210V134H207L206 135V133ZM257 132H259V133H257ZM97 135H96V134ZM105 135H107V136H103L104 134ZM128 133H129V139H128ZM143 133V134H142ZM160 133V134H159ZM162 133V134H161ZM181 133V134H180ZM190 134V133H193V134H190V135H188V134ZM195 133H197V134H200V136L203 134V136H205L204 138H203V136L202 137H200V138H198V140H196L197 139V137H196V139L194 140V137L197 135H195ZM202 133V134H201ZM28 134H29V136H28ZM84 134V135H83ZM94 134V135H93ZM100 134L103 136V139L102 140H104V144L102 143L103 141L102 140H97V138H98V135L100 136ZM142 134V135H141ZM165 134V135H164ZM170 134H171V136H170ZM175 134H177L178 135V137H177V135H174ZM61 135V136H62ZM87 135V136H86ZM90 135V136H89ZM122 135V138L120 137ZM140 135H141V137H140ZM161 135V137H163V138H161V137H159ZM169 135V136H168ZM182 135V136H181ZM192 135V136H191ZM125 136H127V137H125ZM137 137V139H136V137ZM139 136V137H138ZM158 136V137H157ZM185 136V141H183V144H181V140L179 139V138H182V137H184ZM188 136V137H187ZM198 136V135H197ZM215 136V135H214ZM23 137V139H25ZM35 137V138H34ZM58 137V139H59V141L58 140H56V137H55V139L53 140V142H52V145H53V143L57 146H61L60 148L62 149L63 148V146H64V148H67V144H66V141L65 140H63L62 139V137H59V135L57 136ZM91 137V138H90ZM93 137V138H92ZM94 137H97V138H94ZM119 137V138H118ZM125 139H124V138ZM170 137H173V140H172V138H170ZM176 137V138H175ZM193 137V138H192ZM199 137V136H198ZM36 138H38V139H36ZM67 138H70V139H67ZM118 138V139H117ZM126 138H127V140H126ZM132 138H134V139H132ZM165 138V139H164ZM169 138H170V141H168L169 140ZM178 138V139H177ZM190 138H192V140H190ZM35 139V140H34ZM88 139H91V140H88ZM110 139H113L111 142L112 143H115V141L116 140H123L124 139V142H128V140H129V142L128 143H130V145H129V148H127V149H129L128 151L126 150V146L128 145V143H126L127 145L124 147V150H120V152H119V149H116L117 151H115V152H117L116 154H115V156L117 157V155H118V157H117V159L118 160H116V165H117V167L118 168H122L123 166L122 165H124V167L122 168V170H124L125 171V167H126V171L129 169L130 170V168H133L134 170H133V173L134 174H136L137 175V171H140L138 174L139 175H142L143 176V181H144V184H143V181L141 182L140 181V184H136V185H134V188L133 187H131V189H129L128 188V190L127 189H125V190H127V192H129V191H131L130 193L131 194H129V195H131V196H129V197H132V195H133V197L135 196L136 197V192H138L137 194H139V191H140V193H141V191H142V193L140 194V195H137V197L138 198H131V201H133V199H134V201H135V203H134V201L133 202H130L129 200V202L131 203V205H133L134 206V208L136 209H134L133 208V206H131V205H129V202H128V204L126 205V203H125V206H127L126 208L128 209H126V208H124L125 206H121L122 205V203L124 204V202L121 200V199H116V201L118 200V202H120L119 200H121L122 202L121 203H116V201H114L113 203H111L110 205L108 204V208L110 209H116L117 210V208L116 207H118V206H120V208L118 209V211L117 212H119V211H121L119 214L116 212V210H115V214H117V215H115L114 217L115 218H110V217H113V215L114 214H112V216H108L109 218H107L106 220L105 219H103L104 221L102 222V221H91V220H93V219H91L90 218V216L89 215H91V217H92V214L93 215H95V213L97 212L96 211V209L98 210L99 209V206H102L103 205V203L101 204V205H99V204H97L98 202H96L95 201V199H96V197L98 198V196L99 197H101L102 198V196H100V195H102V194H108V196L109 195H111L110 193H112V192H110V193H106L104 190H101L102 188H100L99 186H94V184H93V178H92V175H93V173L92 172H90V171H92V169H93V165L92 164H94V162H95V160L97 159V154H98V152L95 154V152L97 151V150H100V148H102L103 146V148L104 149H112L113 148V144L109 141ZM155 139L157 140V142L155 141ZM162 139H163V141H162ZM176 139V140H175ZM61 140H63V141H65V143H63V141L61 142ZM81 140H82V142H81ZM88 140V141H87ZM96 140H97V142H96ZM144 140V139H143ZM179 140V141H178ZM56 143H55V142ZM91 141V142H90ZM100 141H102V142H100ZM131 141V142H130ZM134 141V142H133ZM140 141V142H139ZM150 141H152V142H150ZM158 141H160V142H158ZM165 141H166V143H165ZM174 141V142H173ZM189 142L190 144H191V142H194L193 144H191L190 145V147H191V149H190V151H188V154L189 153H191V152H193V153H191V154H189V156L191 155H193L192 157L190 156V158H189V156L187 155V157L189 158H187L186 157V161L184 162V160H182V161H175V159H176V154H178V152H180V151H182V147L186 144V142ZM37 142H38V144H37ZM57 142H59L60 144H58ZM70 142V143H71ZM81 142V143H80ZM101 144H99V143ZM111 143V145H110V143ZM123 142V141H122ZM137 142L139 143V144H137ZM155 142H156V144H155ZM164 144H163V143ZM176 142V143H175ZM178 142L181 144V145H183V146H181V148H178V147H180L179 145H178ZM184 142H185V144H184ZM196 142V143H197ZM132 143V144H131ZM154 143V144H153ZM168 143H169V145H168ZM173 143V144H172ZM189 143H187V144H189ZM13 144V145H12ZM65 144L67 145V146H65ZM82 144V145H81ZM88 144H91L92 146H93V148L95 147L96 149H93L92 148V146L91 145H88ZM177 144V145H176ZM197 144H199V143H197ZM28 147H27V146ZM30 145H32V146H30ZM51 145V146H52ZM97 145V146H96ZM99 145V146H98ZM103 145V146H102ZM110 145V146H109ZM134 145V146H133ZM156 145V146H155ZM164 145H167V147L166 146H164ZM85 146V147H84ZM130 146H132V147H130ZM138 146V147H137ZM175 146H177V147H175ZM185 146H188V145H185ZM185 146H184V148H185ZM193 146H195V148H193ZM199 146H200V144H199ZM23 147V148H22ZM25 147V148H24ZM27 147V148H26ZM40 147V146H39ZM99 147V148H98ZM106 147V148H105ZM122 147V148H123ZM128 147V146H127ZM160 147V146H159ZM162 147H161V149H162ZM31 148H33V149H31ZM52 148H55V147H53L52 146ZM64 148H63V151H64V153L66 152V154L68 153V154H70L71 153V149H70V153H69V151L67 152V151H65L64 150ZM68 148V149H69ZM89 148V149H88ZM133 149L134 150V148H137V149H135L134 151L136 152H134L133 150V152L130 150V149ZM16 149V148H15ZM31 149V150H30ZM93 149V150H92ZM103 149V150H104ZM169 149V150H168ZM177 149L179 150V149H181V150H179L178 152H177ZM55 150H58L57 148L55 149ZM60 150V149H59ZM90 150H91V153H89L90 152ZM102 150V149H101ZM175 150H176V152H175ZM193 150H195L196 151V153H195V151H193ZM142 151V153L141 154H139L140 152ZM168 151V152H167ZM198 151V152H197ZM262 151V148H260V145H257L256 146V151H254V155L252 156V158H251V165H252V167H254L255 166V164H257V163H259V160H260V152ZM17 152V153H16ZM73 152V151H72ZM127 152V153H126ZM132 152V153H131ZM170 152V153H169ZM173 152H175V154L174 155H172L173 154ZM16 153V154H15ZM75 153V152H74ZM89 153V155H87ZM121 153V154H120ZM125 153V154H124ZM129 153V154H128ZM139 155H138V154ZM19 156H18V155ZM65 154V156H69V155H66ZM72 154V153H71ZM92 154V155H91ZM97 156H95V155ZM131 154V155H130ZM91 155V156H90ZM99 155V154H98ZM125 155V156H124ZM128 155V156H127ZM130 155V156H129ZM132 155H133V157L134 158H130V157H132ZM136 155V156H135ZM196 155H197V157H196ZM87 156L89 157V158H87ZM138 156V157H137ZM140 156V157H139ZM165 156V157H164ZM169 156V157H168ZM172 156H174V157H172ZM18 157H20V158H18ZM95 157H96V159H95ZM128 157L130 158V159H128ZM137 157V158H136ZM172 157V158H171ZM25 158V159H24ZM68 158V157H67ZM91 158V159H90ZM125 160H124V159ZM136 158V159H135ZM167 158H169L168 160H167ZM19 159V160H18ZM86 159H89V162L86 160ZM134 159L135 161L137 160V162L135 163V161L132 160ZM166 159V160H165ZM190 160V159H192V160H190V161H188V160ZM253 159V160H252ZM25 161V163H24V161ZM91 160V161H90ZM120 160V161H119ZM131 160V161H130ZM170 160H172V161H170ZM255 160V161H254ZM257 160H258V162H257ZM93 161V162H92ZM122 161V162H121ZM188 161V162H187ZM254 161V162H253ZM120 162V163H119ZM130 162V163H129ZM134 162V163H133ZM167 162H169V163H167ZM187 162V163H186ZM17 163H18V165H20V166H18L17 165ZM29 163V162H28ZM88 163H89V165H88ZM91 163V164H90ZM128 163H129V165H128ZM132 163V164H131ZM26 164V165H25ZM121 164V165H120ZM125 164H126V166H125ZM169 164V165H168ZM188 165L187 167H189L188 169H186V172H187V170L189 171L190 169H194L193 171H190L188 174L186 173H184L185 172V165ZM77 165V164H76ZM77 165V166H78ZM86 167H84V166ZM120 165V166H119ZM129 167H128V166ZM130 165H132V166H130ZM159 165V166H158ZM173 167V165H174V168H172L171 166ZM17 166V167H16ZM25 166V167H24ZM89 166V167H88ZM162 166V167H161ZM80 167H83V169L82 168H80ZM195 167V166H194ZM12 168V169H11ZM17 168H19V169H17ZM24 168V169H23ZM92 168V169H91ZM168 168V170H166ZM17 169V170H16ZM75 169V170H74ZM89 169V170H88ZM19 170H21L20 172H19ZM22 170H24V172L22 171ZM163 170H165V171H163ZM172 170V171H171ZM125 171V172H126ZM17 172V173H16ZM78 172V171H77ZM20 175H19V174ZM42 173V174H41ZM40 174L42 175H40V174H38V175H36V176H34L32 179H33V181L34 182H37L38 180H35V179H42L43 180V178H45L44 177V172H41ZM64 173H67V172H64ZM63 173V174H64ZM74 173V172H73ZM143 173V172H142ZM18 174V175H17ZM46 174V173H45ZM187 175V177L185 176V175ZM4 175V176H3ZM16 175H17V177H20V178H14V177H16ZM61 175H62V173H61ZM157 175V176H156ZM161 175V176H160ZM167 175V174H166ZM46 176V175H45ZM3 177V178H2ZM39 177V178H38ZM41 177H43V178H41ZM60 177V176H59ZM10 178V179H9ZM11 178H13V179H15L16 181H12L13 179H11ZM92 178V179H91ZM145 178V179H144ZM186 178V179H185ZM39 179V180H40ZM89 179H91V180H89ZM146 179H150V181L149 182H145V180ZM151 180H152V182H151ZM41 181V180H40ZM85 181H87L86 182V185H85ZM88 181H91V182H88ZM146 181H148V180H146ZM7 182H8V184H7ZM184 182H182V184H183V186L181 185L180 187V189L182 190H180V192L182 193L183 191H185V183ZM16 183V184H15ZM92 183V184H91ZM139 183V182H138ZM141 183L143 184V185H145L146 184V187L145 186H143V185H141ZM1 185H2V187L4 186V183L3 182H1L0 183V188H1ZM11 185H9V187L11 186ZM85 185V186H84ZM142 186V188L143 187H145V188H148L147 190H150V191H147V190H145V188H143V190H145V191H143L142 190V188L141 187H139V186ZM147 185H149L148 187H147ZM11 186V187H12ZM86 186H87V188L89 187V190L86 188ZM139 187L138 189L136 188V187ZM91 187V188H90ZM95 188V190L93 189V188ZM90 189H92V190H90ZM141 189V190H140ZM100 192H99V191ZM93 191H95V192H93ZM102 191V192H101ZM103 191L105 192V193H103ZM118 191V192H117ZM132 191H134V194H133V192ZM136 191V192H135ZM90 192V193H89ZM115 192V191H114ZM116 192H117V195H118V193L119 192H121V194L123 193V192H125L124 191V189H123V192H122V189L121 190H116ZM126 192V193H127ZM145 194H144V193ZM148 192H150V194H152V195H150ZM101 193V194H100ZM122 194V195H127V194ZM146 193H148L147 195H146ZM191 193V192H190ZM114 194V193H113ZM112 194V195H113ZM120 194V193H119ZM146 195V196H144V195ZM154 194V195H153ZM158 194V193H157ZM98 195V196H97ZM106 195H105V197H106ZM142 195V196H141ZM155 196V197H152V198H150V197H147V196ZM128 196V195H127ZM126 196V197H127ZM141 196V197H140ZM104 197V196H103ZM129 197H127V198H129ZM145 197H147L146 199H144ZM144 199L143 201L141 200V199ZM94 199V200H93ZM92 200V201H91ZM91 202H93L92 204H91ZM143 204H142V203ZM172 202V201H171ZM169 203V204H171L172 205V203ZM94 204V205H93ZM97 204V205H96ZM118 204V205H117ZM141 204V205H140ZM91 205L93 206V208L91 207ZM116 206V207H114V206ZM136 205V206H135ZM138 205V206H137ZM169 206V208L170 209H172L173 210V205L172 206ZM42 206H44L45 207V203L42 205ZM42 206H39V207H37L36 208V210H34V211H37V210H41V208H42ZM82 206V207H81ZM89 206V207H88ZM96 206V207H95ZM110 206V207H109ZM128 206H131V207H128ZM262 206H264V205H262ZM1 207V206H0ZM43 207V208H44ZM83 209V211H82V209ZM98 207V208H97ZM122 207V208H121ZM146 207V206H145ZM242 207L243 206H238V207H236V208H233V210H231L227 215H226V217L224 216V217H222V218H220V222L218 221V224H216V225H214L215 227H217L216 229H218V231L222 228L221 226L222 225H226L227 224V226L229 225V223H230V225H229V227L230 226H236V224L237 223H239V222H241V224H243L244 223V221H245V219H248L247 221L248 222H250V220L252 219L251 217L253 216H256L255 214H251V213H253V212H251L250 210L248 211L247 210V212H250V214L249 213H247V215H245L244 217V220H241V221H239V219H243V217H239L238 218V216H239V214H240V212L242 211ZM248 207V206H247ZM245 208V207H243V208H245V209H248V208ZM43 208H42V210H43ZM46 208V207H45ZM138 208V209H137ZM264 207H261L260 208V211H262V210H264L263 209ZM80 209V210H79ZM84 209H85V211H87V212H85L84 211ZM89 209V210H88ZM92 209H94V210H92ZM120 209H123V212H122V210H120ZM126 209V210H125ZM169 209V211H171ZM262 209V210H261ZM45 210V209H44ZM43 210V211H44ZM131 210V211H130ZM133 210V211H132ZM143 210H139V212L140 211H142V212H144ZM239 210H240V212H239ZM244 210V209H243ZM78 211H79V213H78ZM90 213H89V212ZM92 211V212H91ZM94 211H96V212H94ZM128 211H129V214H128ZM9 212V213H8ZM15 213V211H7V212H5V217L7 216V217H11L12 215L14 216V213ZM38 212H40V211H38ZM81 212H82V214H81ZM84 212V213H83ZM146 213H147V211H145ZM263 213H264V211H262ZM34 214L35 213H37V212H33ZM133 213V214H134ZM38 214V213H37ZM71 214H72V216L73 215H75L73 218L71 217ZM9 215V216H8ZM16 215H17V213H16ZM118 215H119V217H118ZM123 215V216H122ZM128 215V216H127ZM231 215V216H230ZM249 215V216H248ZM250 215H252L251 217H250ZM12 216V217H13ZM68 216V217H69ZM131 216H132V214H131ZM246 216H248V217H246ZM1 217V216H0ZM118 217V218H117ZM121 217H124V218H121ZM237 217V218H236ZM78 218H77V220H78ZM90 218V219H89ZM120 218V219H119ZM126 218H125V220H126ZM190 218V219H189ZM226 218V219H225ZM235 218V219H234ZM251 218V219H250ZM186 219H187V221H186ZM192 218H191V216H187L184 220L186 221V222H188V220L191 222L192 220H191ZM223 219V220H222ZM228 219V220H227ZM233 219H234V221H233ZM238 219V220H237ZM254 219V218H253ZM34 220V219H33ZM76 220V221H77ZM117 221V223H114V221ZM118 220H119V222H118ZM124 220V221H125ZM183 220V221H184ZM224 220H225V222H228V223H225L224 222ZM238 221V222H236V221ZM75 221V220H74ZM91 221V222H90ZM110 221V222H109ZM111 221H112V223H111ZM115 221V222H116ZM247 221H245V223H247ZM252 221V220H251ZM93 222V223H92ZM100 222H102V223H100ZM104 222H105V224H107V225H105L104 224ZM108 222V223H107ZM234 222H236V223H234ZM220 223V224H219ZM225 223V224H224ZM233 223V224H232ZM103 224V225H102ZM114 224V225H113ZM235 224V225H234ZM29 225H31V223L29 224ZM29 225H27V232H28V229H29ZM94 225V226H93ZM113 225V226H112ZM239 226H240V223L238 224ZM236 226V227H234V229H237V228H239V226ZM102 226V227H101ZM223 226V227H224ZM94 229H93V228ZM95 227H97L96 229H95ZM101 227V228H100ZM107 227V228H106ZM122 227V226H121ZM149 229H151V226H147ZM106 228V229H105ZM220 228V229H219ZM231 228H233V227H231ZM25 229V230H26ZM90 229H92V230H90ZM101 231V233H103L102 235L100 234V231ZM104 229V230H103ZM112 229L110 230V231H112ZM137 228H135V230H136ZM214 230L212 231V232H214L216 229L215 228H213ZM74 230V229H73ZM129 229H125V233H126V231H128ZM132 230V229H131ZM135 230H133L134 232H136ZM253 230H254V228H253ZM98 231V232H97ZM217 231V230H216ZM216 231L214 232V233H211V232H209L208 234H206L207 232H205V234H203V232H201V230H200V232L198 231H195L194 233H193V236L195 237V238H193V240L195 241L194 243H197V244H195V245H193L194 247H195V249L196 248H200V249H198L197 250V252L196 251H194V252H192V253H190L191 255L194 253H198V251L199 250H203L202 251V253L199 251V253L198 254H200V255H198L197 254V258L195 257L196 256V254L195 255H192V256H194L195 257V259H197L198 261H200V262H198L197 260H196V264H204L203 263V261L207 258V253L209 254V250H208V248L210 249V250H212V246L211 245H213V243H214V238H216V237H214V236H216ZM255 231H256V229L254 230V232L253 233H255ZM74 232H76V231H73V233H72V231H71V234H75ZM104 232L106 233V234H104ZM109 233V235H108V233ZM129 232H130V230H129ZM129 232H127V234L126 235H129ZM133 232V233H134ZM70 233V232H69ZM91 233V234H90ZM132 233V234H133ZM198 233H200V234H198ZM211 233V234H210ZM93 234V235H92ZM100 236H99V235ZM195 234V235H194ZM214 236H213V235ZM90 235V236H89ZM108 235V236H107ZM204 237H202V236ZM236 235V234H235ZM17 236L20 238V235L19 234H17ZM17 236L15 235V236H12V238L16 241V242H18L17 244H16V242L14 243V241H13V239L12 238H10L12 241H13V244L15 245L13 248H15L16 250H14L13 248H10L9 250H8V254H14V252H15V256L17 257V255H18V257L20 256L21 257V259H23V258H25V257H22L21 256V254H18L19 253V250H18V247L16 248V245L17 246H19V240H18V238H17ZM71 236V235H70ZM87 236H89V237H87ZM92 236V237H91ZM99 236V237H98ZM103 236H106V237H104L103 238ZM192 236V237H193ZM213 236V237H212ZM239 236V237H238ZM17 238V240H16V238ZM97 237V238H96ZM108 237V238H107ZM199 237V238H198ZM211 237H212V239H211ZM238 237V238H237ZM5 239H7V238H9V237H4ZM4 238H2V236H1V239L2 240H4ZM93 238V239H92ZM95 238V239H94ZM209 238V239H208ZM232 238H234V240L235 241H239L240 239H241V241H239L240 243H243L242 241H243V238H241L240 237V235H236V237L235 236H233ZM108 239V240H107ZM201 239V240H200ZM239 239V240H238ZM90 240H91V243H90ZM93 240H94V243H93ZM108 242H110V243H108ZM206 240H207V242H206ZM113 241V242H112ZM197 241V242H196ZM201 241H202V244L203 243H206V244H203V245H205V247L201 244ZM213 243H212V242ZM199 242V243H198ZM211 242V243H210ZM100 243V244H99ZM112 243H114V244H112ZM155 243V242H154ZM207 243H209V244H207ZM239 243V244H240ZM94 244V245H93ZM112 244V245H111ZM199 244V245H198ZM92 245V246H91ZM109 245V246H108ZM114 245V246H115ZM158 245V244H157ZM160 245V244H159ZM196 245H198V247L196 246ZM90 246V247H89ZM99 247V249L97 248V247ZM101 246H103V248L101 247ZM156 246V245H155ZM214 246V245H213ZM95 248V249H93V248ZM162 247V246H161ZM203 249H202V248ZM85 248V249H84ZM130 248H132L131 246H130ZM129 248V249H130ZM206 250H205V249ZM256 249H257V246L255 247ZM254 248V250L252 251L253 253L254 252H256L255 249ZM105 249V250H104ZM127 250V249H125L124 250V252L127 250L128 252H118L117 253V255L113 258V260H115V261H112V263L113 264H115V263H117L116 261H121L122 259H120V258H122L123 257V253H124V256L127 258V257H129L128 256V254L130 255V251H131V253L133 252V250L134 249H130V250ZM214 249V248H213ZM18 250V251H17ZM78 250V249H77ZM108 250V249H107ZM188 250V249H187ZM186 250V251H187ZM207 251V252H205V251ZM123 251V250H122ZM190 251V249L187 251V252H189ZM209 251V252H208ZM98 254H97V253ZM251 252V253H252ZM257 252L259 253L260 251H258L257 250ZM103 253V254H102ZM119 253H120V256H119ZM128 253V254H127ZM135 253V251L133 252V254ZM204 253H206V255L204 254ZM5 254H7V252L5 253ZM126 254V255H125ZM133 254H131V255H133ZM204 254V255H203ZM255 254H256V256H257V253H254V255L253 254H249L251 257H254L255 256ZM90 255H92L93 256V258H94V260H93V258H91L90 257ZM130 255V256H131ZM264 254H261V252L259 253V255L256 257H254V259L253 258H251V259H253V261H255V263L254 264H256V262H257V264H258V262H259V260H258V258L260 259V260H262V261H260V263L262 264L263 263V261H264V257L261 259V257L263 256ZM98 256V257H97ZM102 256V257H101ZM142 256V255H141ZM141 256H139L138 258H143V257H141ZM199 256H201L200 257V259H199ZM17 257V258H18ZM116 257H118V260H117V258ZM202 257H206L204 260L202 259ZM16 258V259H17ZM27 258H29V260L31 259V260H33L32 259V257H30V256H26V258L25 259H27ZM126 258H124L123 257V260L124 259H126ZM138 258H137V264H139V263H144V258L143 259H139V260H143L142 262L141 261H139L138 260ZM19 260V263H20V258L19 259H17V261ZM30 260V261H31ZM89 260H91V261H89ZM96 260V261H95ZM99 260V261H98ZM26 261V260H25ZM29 261V262H30ZM120 261H119V263H120ZM155 261H157V260H155ZM154 261V264H159L158 263V261H157V263ZM201 261H202V263H201ZM215 261H220V262H218V263H220V264H224V261H223V258L222 257H219V259H215ZM214 261V262H215ZM223 261V262H222ZM21 262H24L23 260H21ZM28 262V261H27ZM27 262H24L25 264L27 263ZM98 262V263H97ZM198 262V263H197ZM216 262V263H217ZM23 263V264H24ZM190 263V262H189ZM188 262L186 263V264H189ZM213 262H210V264H212ZM216 263H213V264H216ZM217 263V264H218ZM259 263V264H260ZM11 264H14V263H11ZM22 264V263H21ZM27 264H32V263H27ZM118 264V263H117ZM152 264V263H151ZM194 264V263H193ZM207 264H209V262L207 263Z\"/></svg>", "mask_w": 264, "mask_h": 264}]
</instances>
